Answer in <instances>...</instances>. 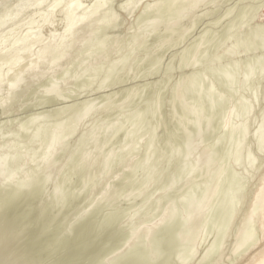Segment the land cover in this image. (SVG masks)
I'll return each instance as SVG.
<instances>
[{"label": "rangeland", "instance_id": "obj_1", "mask_svg": "<svg viewBox=\"0 0 264 264\" xmlns=\"http://www.w3.org/2000/svg\"><path fill=\"white\" fill-rule=\"evenodd\" d=\"M18 1H20V0H5V1L0 5V15H2V13L5 11V8H6V9H7V8L10 9L11 6H13V5H14L16 2H18ZM51 1H52V0H46V2H45L46 5H45V4H44V5L47 7V4H50ZM122 1H123V3H122ZM122 1H121V0H110V3H109V1L107 2V4H108V3L110 4V7L108 6L109 4H108V5H104L103 7L100 8V9H101V10H100L101 12H99V10H98L97 15H96V19L104 18V17L106 18V17H109V16L111 17L112 15L116 18V19L114 20L113 24H112L111 26H109L108 28H103V27H102V28H103V29H102L101 27H96V26H97V25H95L96 21H91V22H89L88 24H86L83 28H80V30H78V33H77V34L79 35V37H77V39H76V41H78V43L75 42L76 44H74L73 46L69 47L68 50H67V52L65 51V53H66L65 55H66V57H68L67 60H66L65 56L61 59V60H65L64 62L66 63V66H65V63H64L63 61L60 60V61H61L62 63H64V64H60L61 62L59 61V62H58V65L60 64V66H58V65L56 64L55 68H52V69H53V72H49L48 70L51 71V69H47L48 65H47L46 63H45V64H41V65H39V71H38V74H34V75H33V77H34V76H37V78L34 77V78H35V79H34V78H31L32 76H30L29 74H28L29 76L26 75V78H27V79L24 78L23 82L28 83L27 87H25L23 90H21V87H20L16 92H14V93L12 94L13 96L11 95V97H10L9 95H6V94H9V93H7V91H6V89H5L6 87L4 86V85L6 84V81H5V80H7V78H9V77H8L9 75H6L7 77H6V76L4 77V82H3V83H5V84H4V85L2 84V86H4V88H3V87H0V92H1L2 90H5L4 92H6V93H3V92H2V93L0 94V96H2V97H0V101H1V103H2V104H0V105H1V106H0V121H1V120L3 121V122H2V121L0 122V128L2 127V128L0 129V132H1L0 140L2 141V142L0 141V144L2 143V144L0 145V147H1V146H2V147H5L6 145H8V144L10 143V144H12V145L14 146L15 149L12 148L14 151H16V150L19 151V152L17 151L16 153L14 152L15 155H14V153H12V154L14 155L15 161H12L13 164H12V162H9L10 164H7L8 168H7V166H6V169H7V170L5 169V173H4V174H6L7 172L11 171V169L13 168L12 170H14V173H16L17 175L19 174V175H20V178H22V177H21V176H22L21 172L23 173V172H24L23 170L26 171V169L28 170L30 167L34 166V168H30V169L28 170L27 173L24 172V173L28 174V176H29V178H30V183H31V184H32V183H35V184H36V183H38L40 180L43 179V178H42L43 176H46V177H47V175H48L47 179L44 180L45 183L43 182V184H46V182H47L48 184L43 185V189H44V190L42 189V193H44L45 191H46V192H45V194L40 195V196H41V199L37 197L38 199H37V200H34V201L31 202V203H27V204H23V205L21 204V206H19V207H18V208H17V209L11 214V216L7 217L2 223H0V227L4 228V226L6 227V226L11 225V224H12V221L14 220V217L17 216V214L20 212V210H22V208H26V209L28 210V212H29L28 215H27V218H26L27 220L25 219V220H23L22 222H19V221H18L17 227H19V225H21V224L24 225L23 222L26 223L27 221H28V222L31 221V222H30V223H31L30 226H29L28 224L26 225V229H33V223H32V222L37 221L36 219H37V217L39 216V213H40L41 207L43 206V207L46 208V205H47V209H48L49 207H50V209H51V208H55V209L58 208V209H59V211L56 210L57 212L55 211V209H51L52 213H50V214L55 215L56 213H57V214L59 213L58 216H57V215L54 216V218H57V220H58V222H57L54 226H56V225L58 226V230H59V232H60V236H61L62 234H63V235H66L65 232H67V234H68L70 237H72V236L76 233L75 231L78 230V228L74 227V226H75L74 221H75V223H76V219H77V218H78L77 221H79V220H81L80 218L83 217V216H81V215H83V213H82L83 210H81V208H85L84 206H87V205H88V209H89V207H91L92 205H93V206H92L91 208H93V207H94V208H100L98 211H96V213H93L92 215H89V218H88V219H86L85 221L81 222V223L78 225V226L82 227L86 232H85V235H84L83 240H82L81 242L77 243V240H76V241L73 243V248H74V246H75L76 243H77L76 246H78V245H80V244H82V243H88V242L90 241V235L92 234L91 232H92L93 228L96 227V224L100 221L99 219L102 218V216L104 215V213H108V211H110L111 213H112V211H115L114 213H118L119 211H120V212L123 211V210H120V209H124V212H125V208H126V210H127L129 207L131 208V205H132V206H135L134 209L131 208V209H133L132 211H135V209H136V211H137V209H138L137 212H139V213H137V212L135 211L134 214H132V213H133L132 211L129 212V211L127 210V212H129V213L125 212L126 215L123 216V219L126 220V221H128V222H126V221H124V220L122 219L123 222H125L126 224L122 223V221H121L120 223L123 224V225L121 224L122 227H125V226L129 223V224H130V225L128 224L129 227H128V225H127L125 228H131V227H132L131 229H133L134 226H135V224H136V225L138 226V228H137L136 226H135V227H136L137 231H138V229H139V233L135 232L134 234H135V235L138 234V237H137V235L134 236V234H133V235L131 234V236H132V237H137L139 240H138L137 238H134V241H135V239H136V241H135L134 243H132V242H131V241H132V240H131L132 238L130 239L131 236L129 235V240L126 241V245H124V246H126L127 249L130 248L131 245H132V246L134 245V246H136V247H137L138 245H144V246H145L146 244H144V243L142 244V242H140V241L146 242V240H149V239H147V237H150V239L153 241V250H154V248H155V250H154V252H153V251L151 250V249H152V247H151L152 243H151V245H150V248H151V249L149 248V249H150V252H152L151 254L154 256V258H156V259L159 260V261L157 260L155 264H157V263L160 264L161 261H163V259L165 258L164 256H166L167 252H166V250H165V252H164V251H162V250L160 249V251H161L162 254H161V256L159 255L160 253H158V251H159V248H161V247H160V245H159L160 243H158V242H160V241L157 242V243H158V247H157V243H156V246H154V245H155V242H156V240H157V238H156L157 235H155V234H158L159 232L157 231V233H156V232L154 231L155 233H151L152 236H151V235H146V237L143 236V237H144V238H143V237L141 236V234L144 235L145 233H143V231L140 230V229L143 228L144 225H145V227H147V226H149V225H151V224L157 222L158 220H160V217H162V214H165L167 209H168L167 211L170 210V208H167V206H168V207H171V205H172L173 208H176V207H177V210L175 209L176 211H175L174 209H171L170 211L173 210V211H174L173 213H174V214L176 213L175 215H177V217L180 216V214L182 215V213L186 211V208H185L184 206H179V207H178L177 204H179V202H182L180 199L183 198V197H185V195L187 194V192H189L188 195L191 194V192H192V194L195 192V191H193L195 188H194V189L192 188V187H193V185H192L193 182H194V184H195V183L197 184V182L200 183V181L203 183V182H205V180L207 179L206 182L204 183L205 185L202 184V183L197 184V185H200V187H202V186L204 187V186L207 185V188H208V186H209L210 184H212V185H210V187H211V186H212V187L215 186V188H217L218 190L216 191L215 188L213 187L214 190H215V191H214L215 193H214L213 197L210 198V200H212V201H209V202L211 203V205H210V203L208 202V204L205 206L206 209L204 208V214H203V216H202L203 218H201V217L198 218V219H197L198 222H197V220H196L195 223H196L197 225L194 223V225H196L195 227H192V226H194L193 224H192V226H191L194 230H195L196 227L198 228V226H199V230H200L203 234H206L207 236L205 235V237H204V235H202V233H201L202 238H201L200 241H199V242H200V246H199V242H198L197 240H196V243H194L193 246H191V244L189 245V243H187V242H183V243H182L181 246H182L183 248H181L180 250H182V249L184 250V248H185L186 250H184V251H186L187 253H188L187 250H190V249H192V251H193V250L195 251V252H194V255H193L194 258L191 257L192 259H190V257H189V258L186 257V258H185L186 261H184L183 264H186V263H187V264H199V263H200L199 261H201V260H202V262H201L200 264H214V263H215V264H218L217 262L221 260V258L218 259V257H221V256H223V255H224L227 259L224 257V258L226 259V260H225V259L222 257V260H221L220 262H223V260H224V262H223V263H220V262H219V264H225V262H227V260H228V262H227L226 264H229V263L231 264V262H233L232 264H236V262H239V261H240V260H238V257H239V259H240L241 256H239V254H237V255H236L237 258H235V257H234L235 254H234V256L230 254V248L232 247V246H231V245L233 244L232 242H234V239H235V237L233 238V236H235L236 233H237V230L240 229V228L242 227L241 222H240V220H241V218H242V215H243L242 213L245 211V208H247V206H248V204H249L248 202L250 201V195H251L250 193H252V191H253V189H254V187H255L254 185L257 184L258 179H259V177H260V174L264 171V169L261 168L260 161L258 160V158H259V159L261 158L260 155L262 156V154H264V153L261 154V152H262V151H261L262 148H261V150H258V148H257L258 146L255 145V144H258V143H256L257 140L254 139L253 137H251V136H252V135H251L252 132H254V130H256V129L258 128L256 125L259 126L260 123H261V120H263V118H264V113H263V112H264V110H263V109H264V102H263L264 99H263V98H260V99L262 100V101H261V100H259V97H258V94H260V93H261V95H259L260 97H263V96H264V95H263V94H264V85H262V84H264V82H263V81H264V78H263V80H262V84L259 82V80H261V79L258 80L259 84H256V83H257V82H256V81H257L256 78H252L253 81H251V80L248 81L247 83H249V82L252 83V82L255 81L254 84L252 83L253 85L250 84V85H252V87H254V88H252L249 84H248V85L246 84V86L248 87V89L251 88L252 90H251V89H250V90H247V87H246L245 85H243V86H242V89H243L244 91H245V90H246V91H245V92H241V91H243V90L241 89V85H240V80H241V78H242L243 72H245V70L248 68V67H246V66H249L250 64H252V66H255L254 68H256L257 66L259 67V66L262 64L261 61L264 62V61L262 60V58L264 57V53H263V51L260 50V51H262V52H261L262 55H259V51L256 50V49L258 48L257 45L259 46V39L255 37V36H259V35L261 34V32H263V31H262V28H261V29H259V28L262 27L263 22H264V6H263V5H264V0H261L262 2L259 1V0H250L251 2H248L249 0H248V1H247V0H241V2L243 1L242 3L240 2L241 4L239 3L240 0H237L238 4H240L239 6L242 7V5H243L242 10L245 11V10L247 9L246 12H249L248 10H252V7L255 8V9H253V10H254V12L256 11V13H254L253 11H252V12H253V13H252V12L250 11L251 13H249V14L247 13L248 15H247L246 13H244V11H243V13L240 12V11H242V10H241V7L237 6V8H236V4H237V2H236V4H235V3H234V0H229V1H228V0H224V1H223V0H213V2L210 1V3H209V0H206V1H204L205 3L203 2L204 4L201 3V4H199L200 7L198 6V7L201 9V12H199L200 9H199L198 7H196V11L193 10V12H196L195 15H194L193 12L189 13V14H192V15H189V14H188V16L192 18V20H191V18H189V17H187V18H189V19H187V18L184 17L185 20H184V18H183V20H182L183 22H182V21L179 22L181 26L178 24L180 27L177 25V26H176L177 28L173 27L172 29H170V28L167 29L166 26H165L166 23H163V24H162V25L165 26V27H163L162 25H161V26H158V28H156V30H158V34H159L160 37L158 36V34L155 35V33H157L156 30H153L154 32L152 31V32H151V35H150V32H147V31H145V30L142 29L143 26L146 27V25H148V24L150 23V21H151L153 18L155 19L156 16H155V17L153 16V18H152V15H153L154 13H158L159 10L161 11V9H162L163 7H164L163 9H165V10H167V11H165V10L162 9L161 12H162L163 14H161V12L159 11V12H160L159 14H154V15H157V16H158L157 18H159V19H160V18H161V19L164 18L163 20H164V21L166 20V21L168 22L169 19L171 20V16H172V14H173L174 17H175V13H177V12H176L177 9H179L180 6H181L180 4L177 5V4H176L177 2L175 1V4L171 3V4H172V5H171V4L168 2V0H161V1H160V0H156V2H159V1L161 2V4H162L161 7H162V8L160 7V9L157 10V12H156V11L153 12V11H151V10H150V12H149V10L147 11V9H146V5L144 6V2H147V3L149 2L148 5H150L152 0H135V1L132 0V2L134 1L133 3L130 2L131 0H129L130 6H129V3H128V5H127L128 0H122ZM124 1H125V2H124ZM153 1H155V0H153ZM153 1H152V4H153V3H156V2H153ZM162 1H163V2H162ZM164 1H165V2H164ZM166 1H167V4H165ZM182 1L185 2L184 0H182ZM186 1H187V0H186ZM226 1H227V2H226ZM232 1H233V3H232ZM235 1H236V0H235ZM254 1H255V4H254ZM258 1L260 2L259 4L256 3V2H258ZM81 2H82V4L85 2L83 5L81 4L82 7H88L89 5H91L92 0H89V1H87V0H81L80 3H81ZM111 2H112V3H111ZM160 2H159V3H160ZM207 2H208V3H207ZM244 2H245L246 4H245ZM247 2H248L249 4H251V5L253 4L252 7H251V9L248 8V7H250L251 5L249 6V4H247ZM120 3H121V4H120ZM125 3H126L127 6H126L125 8H123V7H122V6H123L122 4L125 5ZM206 3H207V5H206ZM230 3H231V5L235 4V5H233V6L235 7V8L233 7V8H234L233 11H232L233 8L231 9L232 6H230ZM243 3H244V4H243ZM261 3H263V5H261ZM86 4H87V5H86ZM118 4H119V5H118ZM132 4L134 5V7H133L131 10H129L128 7L130 8ZM135 4H136V5H135ZM152 4H151V5H152ZM164 4H165V5H164ZM169 4L171 5V7H169ZM202 4H203V5H202ZM133 5H132V6H133ZM148 5H147V6H148ZM173 5H174V6H173ZM176 5L178 6V8L176 7ZM244 5H245V6L247 5L246 9H244V7H245ZM254 5H258V6L260 5V6L258 7V6H254ZM1 6H2V7H1ZM45 6H43L42 8H43V9L46 8ZM105 6H108V7H105ZM120 7H122V8H120ZM142 7H143V8H142ZM144 7H145V8H144ZM173 7H174V8H173ZM175 7H176V8H175ZM211 7H212V8H211ZM214 7H215V8H214ZM226 7H227V10H229L228 8H230V11H229L228 14H226V17H225V16L223 15L222 12H226V13H227V10H225ZM238 7H239L240 10L238 9ZM257 7H258V8H257ZM262 7H263V8H262ZM119 8H120V9H119ZM224 8H225V9H224ZM256 8H257L258 10H257ZM3 9H4V11H3ZM121 9H122V10H121ZM124 9H126V10H124ZM143 9H144V10L146 9V10L144 11ZM171 9L174 10L175 12L173 11V13H172V10H171ZM197 9H198V10H197ZM203 9H204V10H203ZM207 9H208V10H207ZM210 9H211V13H210ZM212 9H213V10H212ZM214 9H215V12L218 10V13H216V14H219V15H216V16H215V13H213V12H214ZM237 9L239 10V13H238V14H237V11H238ZM259 9H260V10H259ZM41 10H42V9H41ZM41 10H40V11H41ZM142 10H143L144 12H143ZM202 10H203L204 13L202 12ZM206 10H207V11H206ZM223 10H225V11H223ZM235 10H236V11H235ZM1 11H2V12H1ZM27 11H28V12H27ZM29 11H30V12H29ZM31 11H32V12H31ZM146 11H147V13L149 12V13H148V15L150 14L149 17H148V15H146ZM163 11H164L165 13H164ZM169 11H171V12L169 13ZM205 11H206V12H205ZM208 11H209V12H208ZM234 11H235V12H234ZM106 12H107V13H106ZM108 12H109V13H108ZM152 12H153V13H152ZM167 12H168L169 14H168ZM232 12H233V13H232ZM257 12H258V13H257ZM31 13H32V14H31ZM33 13H35L34 10H29V9H27V10L24 12V15L22 14V15L18 18L19 20L17 19V23H21V22H23L24 26L21 27V31H20V29H19L18 32H16V35H17V34H18V35H21V34H23L27 29H30L28 25L26 26L25 22H26V20H28V18H31V17H34V16L36 17V16L38 15V13H36V14H33ZM58 13H59V15H58ZM200 13L203 14V15H202V18L199 17V16L201 15ZM205 13L207 14V17H205V15H206ZM230 13H231V15H230ZM241 13L244 14L243 17H241ZM28 14H29V15H28ZM30 14H31V15H30ZM56 14H57V15H56ZM60 14H61V16H60ZM100 14H101V15H100ZM105 14H108L109 16H108V15H105ZM160 14H161V16H160ZM164 14H165V16H164ZM170 14H171V15H170ZM209 14H211V15H209ZM220 14L223 15V17H222ZM233 14H234L235 18H234V16H233ZM245 14H246V15H245ZM250 14H252V15L250 16ZM253 14H255L256 16L253 15ZM55 15H56V16H55ZM145 15H146V16H145ZM168 15H170V16L168 17L169 19L167 18ZM196 15H197V16H196ZM198 15H199V16H198ZM212 15L215 16L214 18H215L216 24L214 23L215 21H213L214 18H211V17H213ZM228 15H229L230 17H229ZM27 16H28V17H27ZM144 16H145V17H144ZM159 16H160V17H159ZM163 16H164V17H163ZM203 16H204L205 18H204ZM227 16H228V17H227ZM237 16H238V17H237ZM239 16H240V17H239ZM244 16H245V17H244ZM248 16H250V18H252V16H253V17L255 16L256 18H252V20L250 21V18H249ZM21 17H22V19H21ZM55 17H56V18H55ZM59 17H60V18H59ZM62 17H63L62 12L60 13V11H59V12L57 11V12L53 15V17H52V21L55 23V24H53L54 27L52 26V24L50 25V23H49V24H45L44 27L42 26V27H43V28L41 27L42 29L40 28V29H41V30H40V33H41V32L43 33V34L41 33L43 39H46V38H47L46 36H49V35L52 34V33L55 34V33L58 31L56 34H59V33L62 31L61 29L63 28V24H64V23H63V22H64V19H63ZM150 17H151L152 19H151ZM165 17H166L167 19H165ZM172 17H173V16H172ZM174 17H173L172 19H174ZM196 17H199V18L196 19ZM218 17H219V18L221 17L222 20H221V18L219 19ZM224 17H225V20L223 19ZM236 17L238 18V20H240V18H241V21L238 22V20H237ZM25 18H26V20H25ZM216 18L219 19V20H218L219 22L217 21ZM228 18H231V19L234 18V19H232V20L229 19L230 22H229V23L227 22L228 25H226V26H227L226 28H227L229 31H231L232 29H234V30H232V32H234L235 34H234V36L231 35V36H232L231 38H230V36L227 34V33H228V30H227V29L225 28V26L223 25L225 21H228ZM242 18H244V19L242 20ZM245 18H246V20H247V18H248V19H249V22H248V20H247V22H246ZM201 19H203V20H201ZM209 19H210V21H209ZM211 19H212V20H211ZM61 20H62V21H61ZM193 20H194L196 23L199 22V23L196 25V27H194L195 25H193V24L195 23ZM197 20H198V21H197ZM200 20H201V21H200ZM220 20H221V21L224 20V22H221V23H220ZM244 20H245V22H243ZM253 20H254V21H253ZM15 21H16V20H15ZM18 21H19V22H18ZM164 21H163V22H164ZM207 21H208V22H207ZM53 22H51V23H53ZM171 22H172V20H171ZM190 22H192V23H190ZM193 22H194V23H193ZM209 22H210V23L213 22L214 24H213V23L210 24ZM217 22H218V23H217ZM250 22H251V23H250ZM12 23H13V22H11V23H7L6 25L3 26L2 29H3V30H7V28L9 29V27H11V25L13 26ZM56 23H57V24H56ZM58 23H59V25H58ZM146 23H147V24H146ZM182 23H183V24H182ZM196 23H195V24H196ZM206 23H207V24H206ZM208 23H209V24H208ZM219 23H220V24H219ZM227 23H226V24H227ZM230 23H231V24H232V23H233V24L235 23V24H234V26H231ZM236 23H239V24H237L238 26H239L241 23H242V24H245V23H246V25H244V27H243L242 24H241L240 29H239V31H238V29H237L238 26H236ZM247 23H248V24L250 23L249 25H250L251 27L254 26L253 28H254V31H256V32H254V31L252 30L253 33H251L252 31L250 32V30H251L252 28H250L249 25H248ZM259 23H260V26H256V24L259 25ZM191 24H192V25H191ZM205 24H206V25H205ZM212 24H213V25H212ZM217 24H218V25H217ZM221 24H222V25H221ZM251 24H252V25H251ZM261 24H262V25H261ZM46 25H47L48 28L46 27ZM57 25H58V26H57ZM159 25H160V24H159ZM188 25H189V26H188ZM190 25L192 26V27H191V30H193V32L190 30ZM208 25L212 26V28H214V29H212V28H211L210 26H208ZM214 25H215V27H214ZM219 25H220V26H219ZM229 25H230V26H229ZM61 26H62V27H61ZM203 26H204V28H203ZM217 26H218L219 30H221V31H220L221 33L219 32L218 28L215 29ZM51 27H52V28H51ZM207 27L209 28V30L207 29ZM220 27H221V28H220ZM222 27H223V31H224V32H227V33H225V35H224L223 31H222ZM228 27H230V29H229ZM231 27H232V29H231ZM235 27H236V29H235ZM241 27H242L243 31H242ZM246 27L249 28V29L247 28V31H246ZM258 27H259V28H258ZM159 28H160V30H159ZM165 28H166L167 30H166ZM186 28H187V29H186ZM188 28H189V29H188ZM193 28H195V29H193ZM202 28H203L204 30H205V28L207 29V30L205 31L206 34H204L205 32L202 33V35L204 34L203 37H205V36H206V37H209V35L207 34V33H209V34H210V37H211V38L209 39V42L213 39L210 43H208V42H206V41H205V43H207L208 45H211L212 42H214V40H215V42H216V39H217V42H216V43L214 42V43L210 46L209 50L205 52L204 55H202V53H203L205 50H207V49H208L207 47H209V46H208L207 44H205V45H207V46L204 47V41H202L204 38H202V35L200 34V31H201V32L204 31V30H203V31L201 30ZM210 28H211V29H210ZM90 29H91V30H90ZM141 29H142V30H141ZM163 29H164V30H163ZM175 29L177 30L176 33H175V31H176ZM255 29H256V30H255ZM258 29H259L260 31H259ZM23 30H24V31H23ZM49 30H50V31H51V30H53V31L55 30L56 32H55V31H54V32L51 31V32H52V33H51ZM173 30H175V31H173ZM189 30H190V31H189ZM212 30H213V32H212ZM236 30H237V31H236ZM22 31H23V32H22ZM87 31H88L89 34L87 33ZM94 31H95V32H94ZM139 31H141V32L139 33ZM161 31H162L163 33H162ZM170 31H172L173 33L170 32ZM198 31H199V32H198ZM208 31H209V32H208ZM210 31H211L212 34L210 33ZM217 31L219 32V35H220V36L222 35V36H221L222 39H221L220 37H219L220 39H218V36H219V35H217L216 38H214V37H215L214 35H216V32H217ZM134 32H136L135 34H137V32H138L139 34H142V35H139V34L135 35ZM143 32H144L145 34H144ZM169 32H170V33H169ZM183 32H185L186 34H188V33L190 32V34H188V35H190V36L187 35V39H186V38H185V37H186V34H185V33L182 34ZM218 32H217V33H218ZM236 32L238 33V35H236V34H237ZM241 32H243V34H244L245 32H247V35H246V33H245V34H244L245 37H244V36H242L243 34H241ZM257 32H258L259 34H258ZM47 33H48V34H47ZM49 33H50V34H49ZM90 33H92V34H91L92 36H90ZM93 33H94V34H93ZM152 33H154V34H152ZM171 33H172V34H171ZM191 33H192V34H191ZM197 33H199L201 36H200V35H197ZM213 33H214V34H213ZM249 33L251 34L252 37L250 36ZM46 34H47V35H46ZM81 34H82V35H81ZM106 34H107V36H106ZM133 34H134V35H133ZM147 34H149V35H147ZM162 34H163V35H162ZM167 34L170 35L171 37L168 36ZM230 34H232V33H230ZM239 34H240L241 36H239ZM248 34H249V37H251V38L248 37ZM254 34H256V35H254ZM43 35H44V36H43ZM78 35H77V36H78ZM131 35H133L134 38H131V37H132ZM143 35H144V36H143ZM153 35H154V36H153ZM161 35H162V39H161ZM172 35H173V36H172ZM181 35L184 36V37L182 38ZM192 35H193L195 38H197L198 36H200L201 38L199 37V39H200L201 42H200L198 39H196L195 42H192V40H194ZM211 35H212V36H211ZM226 35H228L229 38H228ZM83 36H84V37H83ZM85 36H86V38H85ZM87 36H88V37H87ZM105 36H106V38H105ZM135 36L137 37V39L135 38ZM138 36H140V37L138 38ZM142 36L145 38V40H149V39H150V40L147 41V42H148L149 44H151L149 47H152L153 49L148 48L147 42H146V46H147V47H146L145 45H143L144 50L141 49V48H143V47L141 46V45H142V43H141V42H142V41H141V40H142V38H141ZM145 36H146V37L151 36L152 38H151V37H148L149 39H148V38L146 39ZM155 36H157L155 39H157V38L159 37L161 40L158 39V40L156 41V40L154 39ZM163 36H165V37L168 36V37H167L168 39L165 38V37H164V39H163ZM191 36H192V40H190V39H191ZM196 36H197V37H196ZM213 36H214V37H213ZM223 36H224V43L227 42L226 45L223 43ZM236 36H238V37L236 38ZM44 37H46V38H44ZM107 37H108V38H107ZM121 37H122V38H121ZM128 37H129V38H128ZM179 37H181V38H180L181 40L179 39ZM206 37H205V39L207 40L208 38H206ZM225 37H226V39H225ZM240 37H242V38H244V39H242V38H240ZM246 37H247L248 39H247ZM254 37H255V40H254ZM119 38H120V39H119ZM140 38H141V39H140ZM233 38H234V40L238 39L239 41H240V39H241V42H240V43H244L245 46L248 45V44L251 45V47H250V46H246V47H247L248 49L251 48L252 51H253V49H254V47H255V46H254V43H256V44L258 43L257 45L255 44L256 47H255V50H254V51H257L256 54L258 53L257 55L259 56V58H261L260 64H258V63H259L258 61H253V63H254V64H253L252 61H250V59H249V62H247L248 60L245 61V63H244L245 65H244V64L242 63V61L245 60V59H247V58H248L247 56H249V58L252 57L251 60H253V57H254L256 54H255L254 51H253L254 53H253V52H250L251 49H249V51H247L248 49H247V50L245 49L246 47L244 46V44H241V45H243L244 47H242V46L240 47V44H239L238 42H237V43L239 44V51H236L235 55H234L232 58H229L227 55H224L223 52H222V50H224L225 48L229 47L230 45H231V46L234 45V42H236V41L233 40ZM239 38H240V39H239ZM79 39H80V40H79ZM84 39H85V40H84ZM90 39H91V40H90ZM92 39H93V40H92ZM104 39H105V41H103ZM106 39H108L109 41L106 40ZM131 39H132V41L130 42ZM133 39H136V40L133 41ZM138 39H139L138 42L141 41V42H140V43H141V45H140L141 47L138 45V44H140V43L137 44V42H136V44L138 45V47L135 46L136 48H134V45H136L134 42L137 41ZM152 39L155 40V41H153ZM183 39H184V40H183ZM201 39H202V40H201ZM228 39H230V40H228ZM231 39H232V40H231ZM245 39H247V41H246ZM257 39H258V40H257ZM82 40H83V42H82ZM88 40H89V41H88ZM101 40H102V41H101ZM143 40H144V39H143ZM163 40H164V41H163ZM187 40H188V41H187ZM189 40H190V41H189ZM219 40H220V43H218ZM221 40H222V41H221ZM238 40H237V41H238ZM249 40H250V42H251V41H255V42H253V43L251 42V44H250ZM80 41H81V44L78 45V46H79V47H78L77 44H79ZM87 41H88V42H87ZM116 41H117V42H116ZM118 41L121 43V44H120L121 46L118 45V44H119ZM127 41H128L129 43H128ZM152 41L154 42V45H153ZM159 41H160V42H159ZM161 41H163V42H161ZM228 41H229V42H228ZM243 41H246V43H247V42H248V43L246 44V43L243 42ZM89 42L91 43V45H90ZM104 42L106 43V45H105ZM115 42H116V43H115ZM132 42H133L134 44H133ZM158 42H159V43H158ZM190 42H191V44H192L191 46L188 45V44H190ZM196 42H197V44H199V46H201L200 48H198V49H200V50H198V51H200L201 54H200L199 52H197V55H198V56L200 55V58L198 57L200 60H198V58H196V59L198 60L199 64H200L201 61L204 62V61L207 59V58H205L204 56H206V55H208V54H210V53L213 54V56H212L211 54H210V55H211L212 58L214 59V60H213V59H210V58H209L208 60H206V63H205V62H204V63L201 62V65H202V66L200 65V68H199V67H198V68L196 67V66H199V65H198V62H197L196 60H193V58L195 59V56L197 57V55L194 53V52L197 51V50H194V52L191 51V52H192V53H191L192 56H193V53H194V57H193V58H192L191 56L187 57V56H188L187 54H190V53H188V50H189V49L192 50V49H191L192 47L195 48V46H196L195 43H196ZM199 42H200V43H199ZM85 43H86V45H85ZM92 43H93V44H92ZM94 43H95V44H94ZM99 43H101L102 45H105V47H106V46H107V47H106V48L104 47V48H103L104 50H103V49H102V50H99V49H98V48H99V47H98V44H99ZM107 43H108V44H107ZM113 43H114L115 46H114V45L112 46ZM117 43H118V44H117ZM144 43H145V41H144ZM144 43H143V44H144ZM193 43H194V44H193ZM202 43H203V45H201ZM222 43H223L225 46L222 45ZM230 43H231V44H230ZM82 44H83V45H82ZM96 44H97V45H96ZM116 44H117V45H116ZM128 44H131V46H129ZM132 44H133V46H132ZM155 44H157V45L159 44V45H161V46H159V45L156 46ZM184 44L188 45L189 49H188V48L186 47V45H184ZM214 44H215V45H220V46H218V47L216 46V48H211L212 46H215ZM235 44H236V43H235ZM238 44L235 45V46H236L235 48L238 47ZM252 44H253V48H252ZM38 45H39V44H35V45H33V47L36 49V50H35V49H32L33 52H35V51L38 50V49H37V48H38ZM81 45H82V46H81ZM87 45H88V46H87ZM92 45H93V46H92ZM94 45H95V46H94ZM108 45H109V46H108ZM110 45L112 46V48H114V49H113L114 51L112 50V48H111L112 51L110 50ZM152 45H153L154 47H153ZM170 45H172V46L170 47ZM193 45H195V46H193ZM36 46H37V47H36ZM74 46H75V47H74ZM80 46H81L82 48L84 47V49L82 50ZM86 46H87L88 50H87ZM89 46H92L93 48H92V47H89ZM116 46H117L118 49L116 48ZM118 46H120V48H121V47H122V48L119 49ZM124 46H125V47H124ZM126 46H128V47H126ZM168 46H169V48H168ZM183 46L187 48V51H185L186 49H183V48H184ZM202 46H203V47H202ZM221 46H223V47H221ZM33 47H32V48H33ZM95 47L97 48V51H98V52L100 51V53H97V51H96V53L98 54L99 57H100V56L103 57L102 60L106 59V58L109 57L110 55H113V56L107 58V59H110V58H111L112 61L110 62V60H109V62H108V60L106 59L107 61H105V63H106V62H108V63L104 64V61L100 60L101 57L99 58V57L97 56L96 53H93V52H94L93 49H94ZM129 47H132V48L136 49V51L132 50V52H133L132 54H133L134 56H133L132 54H129V52H128V51L130 50ZM145 47H146V49H145ZM155 47H156V48H155ZM182 47H183V48H182ZM190 47H191V48H190ZM96 48H95V49H96ZM108 48H109V49H108ZM132 48H131V49H132ZM139 48H140L142 51H144V52L147 51V53H148V51H149L148 49H150V51H149L148 54H147L146 52L143 53V52H141V50H138ZM147 48H148V49H147ZM166 48H168V49H166ZM202 48H203V49H202ZM219 48H220V49H219ZM240 48H241V49H240ZM127 49H128V50H127ZM162 49H163V51H162ZM180 49L183 50L184 54H186L185 57L182 56V53H183V52L180 53V55H179V51L181 52ZM210 49H211L213 52L208 53L209 51H211ZM213 49H214V50H213ZM242 49H243V50H242ZM244 49H245L246 51H245ZM259 49H260V48H258V50H259ZM70 50H71V52H70ZM85 50L87 51V53H91L90 55L88 54L89 56L87 55V56H88V59H87V56H86L87 53H86ZM91 50H92V51H91ZM108 50L111 51V52H113V53L110 52L111 54H108V53H109ZM137 50H138L139 55H138V53H137ZM159 50H160V52H162V53H160ZM177 50H178V52H177ZM190 50H189V52H190ZM216 50H218V52H216ZM236 50H237V49H236ZM78 51H79V52H78ZM80 51H81V52H80ZM90 51H91V52H90ZM103 51L106 53V55H108L107 57H106L105 53H103ZM117 51H118V52H119V51H121V52L123 51V52H122L121 54H120V52H119L120 55H119V54H118V55H115V54H117ZM126 51H127L128 54L130 55L129 58H128V54H127V55L124 54V55L126 56L125 62L121 63V65H120V64H119V65H115V66H117V67H112V68L109 67V68H111V72H112V74H109L110 77H109V79H107L108 76H109V75H107V76L105 75V74H108V73L106 72V70H108L109 68H107V67H108L109 65H111L113 62H116V60L114 61L113 59H117V58L120 59V57H123L122 55H123V53H127ZM243 51H245V52H247V53L250 52V53H252V55H251L250 53H248V55H247L245 52H244V53H245V54H244V53H242ZM68 52H69V53H68ZM83 52H85V53L83 54ZM101 52H102V55H101ZM173 52H174V55L177 54V55H176V56H177L176 58H175V56L173 55ZM175 52H176V53H175ZM67 53H68L69 55H68ZM77 53H78V55H76ZM134 53H135V54H134ZM140 53L145 54V55L143 56V55L140 54ZM163 53H164V54H163ZM198 53H199V54H198ZM207 53H208V54H207ZM221 53H222V54H221ZM237 53H238V54H237ZM239 53H242V54H239ZM261 53H260V54H261ZM80 54H81V55H80ZM94 54L99 58V60H98L97 57H94V56H93ZM99 54H100V55H99ZM136 54H137V55H136ZM158 54H161L160 57H161L162 54H163V56L161 57V59H160V57H158ZM214 54H215V55H214ZM253 54H254V55H253ZM74 55L76 56V59L74 58V57H75ZM82 55H83V56H82ZM114 55H115V56H114ZM146 55H148V56H146ZM156 55H157V56H156ZM170 55H171V56H170ZM172 55H173V58L175 59L177 65H175V62L173 61L174 59L172 58ZM237 55L240 57L241 60L239 59V57H238ZM240 55H241V56H240ZM243 55H245V57H244ZM257 55H256L254 58H256V60H260V59H258V56H257ZM81 56L84 57V58H82ZM90 56H91V57L93 56V58H95V59L97 58L96 61H94L95 59L93 60V59L91 58V61H92L93 64H90V62H91V61H89V60H90V59H89ZM137 56H138L139 58H136ZM155 56H156V57H155ZM169 56H170V57H169ZM178 56L183 57L184 59H182V58H180V57H178ZM201 56H202L203 60H201ZM214 56H216V57L218 56V57H217V58H216V57L214 58ZM223 56L226 57V58H228L230 61L232 60L231 63H232L233 65H234L235 62L238 61V59H239L238 62H239L241 65L239 66V65H238L239 63L237 62V64H235V65H234V68H233V65H231L232 67L230 66V63H229L230 61H229L228 59L224 58ZM260 56H262V57H260ZM69 57H70V58H69ZM77 57H78V58H77ZM85 57H86V58H85ZM104 57H106V58H104ZM113 57H114V58H113ZM134 57H135L137 60L134 59ZM140 57H142V59H141ZM144 57H145V59H143ZM146 57H147V58H146ZM148 57H149V59H148ZM157 57H158V58H157ZM167 57L171 59V62L173 61L174 65L172 64V66H176V67H178V63H179V62H180L179 65L182 66V64H181V62H183L182 60H184V61L186 60L185 62L188 63L189 61H188L187 58H190V57H191L192 59L190 58L189 60H191L192 62H195V63L197 62V63H196L197 65L195 64L196 66H195V65H191V66H194V67L196 68V70H195V69L193 70V68H191L190 65H187V66H189L190 68H186V67H187V66H186V67L184 68V71H183V67H184V66H183V67H178V69L180 68V70H182V72H181L180 70H178L176 67H173L174 70H173L172 66H170V67L167 68V64H168V66L171 65V64H169L168 61H170V60H168ZM208 57H210V56L208 55ZM242 57H244L245 59L243 58V60H242ZM246 57H247V58H246ZM81 58L83 59L82 61H81ZM130 58H131V59H130ZM154 58H155V59H154ZM162 58H163V59H162ZM179 58L181 59V61H179ZM221 58H222V60H220ZM22 59L24 60L25 63H27L28 60L31 59V57H30V59L28 58V59H26V60H25V58H22ZM22 59H21V61H22ZM48 59H50V58H48ZM68 59H69V60L71 59V61H72L73 63H71L70 61H68ZM77 59H79V60H77ZM139 59H140V60H139ZM146 59H147V60H146ZM156 59H157V60H162V62L160 61L161 63H159V61H158V62L155 61ZM172 59H173V60H172ZM216 59H219V60H217V61H220V62L218 63L217 61H215ZM87 60H88L89 62H88ZM126 60H128V61H127L128 63L126 62ZM132 60H133V61H132ZM143 60H144V62H146V61H147V62H150V65H149V63L147 64V62L144 64ZM149 60H150V61H149ZM151 60H152V61H151ZM209 60H210L211 62H210ZM212 60H213L214 62H213ZM223 60L226 61L227 63H226V62H223ZM234 60H235V62H234ZM254 60H255V59H254ZM3 61H4V60H2V58L0 57V64H2ZM26 61H27V62H26ZM84 61H85V62H84ZM93 61H94L95 63H94ZM98 61H99V62H100V61L102 62V63L100 62V64H102V65H101L102 67L100 66V64L97 65V66L95 65V64H98V63H99ZM117 61H118V59H117ZM134 61H135V63H134ZM136 61H138V62H137L138 64H136ZM141 61H142L143 64L141 63ZM154 61H155V62H154ZM187 61H188V62H187ZM24 62H21V65L25 64ZM86 62H87V63H86ZM153 62H154V63L157 62L158 64H153ZM163 62H164V63L167 62V64H164ZM171 62H170V63H171ZM207 62L210 63V64L212 65V69H211V67H209V66H211V65H207ZM216 62H217V65H218L217 68L219 67V69H220L221 67H222V68L224 67V68L222 69L223 71H222V70H219V69H216V71L219 70L217 73H216V71H211V70L214 69L213 64H216ZM243 62H244V61H243ZM255 62H257V63H255ZM68 63H69V64L71 63V64L68 65ZM109 63H111V64H109ZM126 63H127L128 66L126 65V68L124 69V67H125L124 64H126ZM133 63H134V64H133ZM221 63H222L223 66L221 65ZM223 63L226 64V65H228V66L224 65ZM130 64H131V65H130ZM132 64H133V65H132ZM135 64H136V65H135ZM140 64H141V65H140ZM151 64L157 66V67H154V66H153L154 69L151 68V70H150L151 72L154 71V72H153V73H155L154 76H152L153 73H152V74H150L151 72L148 73L149 68L152 66ZM160 64H161V66L159 67L158 65H160ZM163 64H164V65H163ZM203 64H204V65H203ZM219 64H220L221 66H219ZM246 64H248V65H246ZM256 64H257V66H256ZM63 65H64L65 67H64ZM71 65H72V66H71ZM78 65H79L80 67H82V68L84 67L85 69L83 68V70H82V68H79ZM85 65H87V66H85ZM93 65L95 66V69H97V70H96L97 73L95 72ZM103 65H105V66L108 65V66H107V67H103ZM129 65H130L131 67H130ZM1 66H2V67H0V68L2 69V71H5L7 65L2 64ZM62 66H63V67H62ZM67 66H68V67L70 66V67H69L70 69H71V67H72V68H75V69H78V70L76 71V70L73 69V71H71L72 69L69 70V68H68V69H66V70H67V71L69 70L70 73H69V72H66L65 70H63V68H67ZM74 66H75V67H74ZM98 66H99V68L101 67L102 70L105 71V72L103 71L104 74L102 73V70H101V69L97 68ZM118 66H120L121 68L118 67ZM122 66H124V67H122ZM136 66H137V67H136ZM141 66H143V67H141ZM144 66H145V67H144ZM147 66H148V68H147ZM162 66H164V67H162ZM205 66H206V69H205ZM214 66L216 67V65H214ZM229 66H230L229 69L232 68V69L234 70V71L232 72V69H231V72L234 73V84H236V81L239 80V82L237 83L238 85L236 84V86H235V85L233 86V88L236 87L235 90L233 89L235 92H236V91H239V92H240V93L238 92V94H237V92L234 93L233 91H230V93H229L228 91H229L230 89H229L228 91H224L225 88H224L223 86H221V83H219V81H218V83H219V85H218V83L216 82V80L218 79V73H219V72L227 71V67H229ZM235 66H236V67H235ZM250 66H251V65H250ZM40 67H41L42 69H40ZM43 67H44V69H43ZM59 67H60V68H59ZM128 67H129V68H128ZM132 67H133V69H130V68H132ZM158 67H159V68H158ZM201 67H202V68H201ZM203 67H204V69H203ZM207 67H209V68H207ZM237 67H238V69H237ZM243 67H245V68H243ZM258 67L256 68L257 70H258ZM3 68H4V70H3ZM17 68H18V69H17L16 71H20V70L22 69V68H20V67H17ZM57 68H59V69L57 70ZM87 68H88V69H87ZM89 68H90V69H89ZM104 68H106V70H105ZM118 68H120L119 70L121 71V73H120V71H119V72L117 71V73H118V74H117L116 72H114V70H115V69L117 70ZM139 68H140V69H139ZM145 68H146V69H145ZM156 68L158 69V71H159L160 68H163V69H164V70L161 69L159 72H160V73L163 72L165 78H163V76H162L163 73H161V75H160V73L157 71ZM169 68L172 69V71H173V72H171V73H172V77H170L169 75L165 74L166 72H168V70L171 71ZM181 68H182V69H181ZM241 68H242V72L240 71ZM19 69H20V70H19ZM61 69H62V70H61ZM91 69H93L94 73H96V75H95L96 78H99L100 73H102L100 77H102V76H104V78L107 77L106 80L102 77V79H104V84H105V81L107 82V83L105 84V88L107 87V84L109 83V84H108V85H110V87H109V91H110V89H111V91H112L111 93H113V94L109 93L108 90H106V89H108V88H106V89L104 88V91H102L101 89H95V88H99V87H95L96 85L92 86L94 83L97 84V86H98V83H99V86H100V83H102V82H101V81H102L101 78L96 79L95 76H94V79L97 80V81H94V80H93L92 82H94V83L89 82L88 84L91 85V87H90L87 83L85 84V82L87 81V79H85V77L88 78V75H87V74H90L89 72L92 71ZM128 69H129V70H128ZM134 69H135V70H134ZM142 69H143L144 71L147 70V71H145V72L148 73V74H147V77H146L148 81H147L146 78L144 77V76H146V73L143 72V71H141ZM167 69H168V70H167ZM188 69H189V70H188ZM197 69H199V72H200L201 70H205L207 73H208V72H209V73H211V72L214 73V72H215L214 74H215L216 76L214 77L213 73H211V74H210L211 76H210V75H208L209 73L206 74L205 71H204L205 75H204V73H201L202 71H201L200 73L197 72L198 75H196V71H198ZM200 69H201V70H200ZM207 69H208V71H207ZM209 69H211V70H209ZM235 69H237L238 71L241 72V74H240V72H239V74H238L239 76L236 75V74H237V73H236L237 70H235ZM43 70H44V71H43ZM55 70H56V71H55ZM84 70H85V71L87 70V72H86L87 74L85 73ZM98 70L101 71V72L98 73V72H99ZM116 70H115V71H116ZM123 70H124V72H123ZM125 70H127V71H125ZM138 70H139V72H138ZM152 70H153V71H152ZM162 70H163V71H162ZM191 70H192V71H191ZM214 70H215V69H214ZM253 70H254V69H253ZM257 70H254V71L257 72ZM40 71H41V73H43V74H42L43 76L41 75ZM45 71H46V72H45ZM57 71H58V72H57ZM60 71H61V72L65 71V73H66V74L68 73L69 76H68V74L66 75V74H64V73H63V74L60 73ZM79 71H80V72H79ZM83 71H84V73H85L84 75H83V74H78L79 76H76L77 73H81V72L83 73ZM93 71H92V72H93ZM136 71H137V73H138V76H137V74H136ZM140 71H141L142 73H140ZM155 71H156V72H155ZM164 71H165V72H164ZM179 71H180V72H179ZM186 71H187V72H186ZM189 71H191V72H189ZM210 71H211V72H210ZM238 71H237V72H238ZM44 72H45V73H44ZM54 72H55L57 75H58V73H60L59 76H57V75L53 76L52 74H55ZM72 72H73V73H72ZM74 72H75V73H74ZM92 72H91V73H92ZM111 72H109V73H111ZM113 72H114V73H113ZM130 72H131V73H130ZM157 72H158L159 76H158ZM188 72H189L190 74H193L194 76L196 75L195 77H198V76H199V78H200V79L202 78L203 80L201 79V81H200L199 78L196 80V81H198L197 85H200V84H199L200 82H201V85H202V86L200 85V89L197 88V89H198V96H197V93H194V94H196V95H194L193 93H191V92H192L191 90H190V91H191V92H190V94H191L190 96H188V95H189V92H188L187 90L185 91V93H184V91H183V94H184V95H183V96H184L183 99L185 100V104H188V103H189L188 106H189V105H190V106L192 105V106L194 107V109H195V107H196V110H198V111L200 112V113H199L200 118H202V119L204 118V119L208 120V121H205V122H204V123H205L204 125L206 126V129H209V128L207 127V125H208L207 123H209L210 126H211V125H214V126L217 125V127H216V126H215V127L213 126L214 129L216 128L215 130L213 129L215 132H214L213 130H210V129H212V128H210L209 131H207V134H206V132H205V133L203 132V131H205V126L201 124V126H203L202 128H204V129H202V128L200 127V129H202V131H201V130H196L197 133H198V134L196 133V134H197V135H196V134L194 133V132H196V131H195V129H194L193 126H192V129H193L192 132H191V133H190V132H187V133H189V134H188L189 137L187 136L188 138H185L182 134H180V131L178 130V127H179V129H180V128L183 129V128H184V125L187 127L188 124H187V123H184V125H181V126H182V127H181V126H179V124H177V122H178V120H181V119L184 120L183 122H186L187 120H185V119H186L187 117L185 118L184 115H186V116H190L192 120H194V118H193L192 115H188L187 113H182L183 110L181 111V108H182V107H181L180 105H179V106H180L179 108H178V106H175V105H177V102H178V101H177V102L175 101V100H177V98H176V95H175V97H174L173 92L175 91L174 93L176 94V90L178 89L177 87H179V86H180L181 84H183V83H186V82H183V81L185 80V78L183 79V75H185V77H186V76L188 77V76L190 75ZM227 72H230V70H228ZM115 73H116V75H115ZM132 73H133V74H132ZM143 73H144V74H143ZM168 73H170V72H168ZM171 73H170V75H171ZM182 73H184V74H182ZM39 74H40L41 78H40ZM44 74H45V75L48 74V75H46V77L48 76L49 78H50L49 75H51V77H57V78H54V80L52 79V81H50L51 78H50V79H47V78L44 76ZM73 74H74V77H73ZM98 74H99V76H98ZM119 74H120L121 76H120ZM123 74H124V75H125V74H126V75L128 74V75H127L128 78H127V76L124 77ZM135 74H136V75H135ZM139 74H140V76H139ZM141 74H143L144 76L141 75ZM199 74H200V75L202 74L203 77L200 76ZM62 75H63L64 77L66 76L67 78H64V79H63V76H62ZM71 75H72V77H71ZM80 75L83 77L84 80H82V79L80 78V77H81ZM85 75H86V76H85ZM114 75H115L117 78H114V77H115ZM148 75L151 76V79H150V76H148ZM155 75H156V76H155ZM165 75H166V76H165ZM180 75H182V79H181ZM206 75H207V76H206ZM61 76H62V77H61ZM111 76H112V78H114V79H112ZM113 76H114V77H113ZM118 76H119V77H118ZM130 76H131L132 78H131ZM133 76L135 77V79H134ZM141 76H142V77H141ZM160 76H162V77H160ZM167 76H169L170 79H171V80H170V83L167 82V81H169V80H167V79H169V77H167ZM178 76H179V79H178ZM235 76H237V77H235ZM38 77H39L40 79H38ZM68 77H69V79H68ZM120 77H121V78H120ZM136 77H138V79H137ZM157 77H158L159 79L161 78V81H162L163 79H164L165 81L161 82ZM206 77H208L209 80H207ZM212 77H213V78H212ZM238 77H239V79L237 80L236 78H238ZM29 78L32 79V80H34V81L31 82L32 80H30ZM45 78H46V79H45ZM71 78H72V79H71ZM118 78H119L120 80H119ZM129 78H130V79H129ZM140 78H142V79H140ZM144 78H145L146 81L143 80ZM162 78H163V79H162ZM204 78H205L206 81H209L211 84L213 83V86H214V87L212 86L213 88H217V87H218V88H217L218 90L215 89L217 92L220 91V92H222L221 94H223L224 92H225V93L227 92V93H226L227 95L225 94V95H223V96H224V97L226 96L225 98H227V99L229 98V99H228V100L225 99V101L222 103V105H224V106H220L221 104L218 106V105H217L218 103L215 105V103H214V102H215V101H214V100H215V96H211V97L209 96V97H210V98H209V97H207V96H208L207 94H204L205 92H206V93L208 92L209 88H211V84L208 83V82H206V81L204 80ZM214 78H215L214 81H215L217 84L212 80V79H214ZM216 78H217V79H216ZM36 79H37V80H40V81H38V82L36 83V82H35V81H37ZM43 79H45V81H44ZM67 79H68V81H66ZM74 79H77V81L74 80ZM78 79H79V80H78ZM100 79H101V80H100ZM115 79H116V81H114ZM149 79H150V82H149ZM156 79H158V80H156ZM176 79H177V80H176ZM210 79H211V80H210ZM27 80H29L31 83H29V81H27ZM46 80H47V81L49 80L48 83H49L50 85H49V84H48V86L46 85V84H47ZM56 80H57V81L61 80L60 82H62V81L64 82V80H65L64 83H63V82H62V83L58 82L59 84H58L57 87H58V88H59V87H60V88L63 87V88H62L61 90H58L57 93H54V94H48V93H47V94H46V93L44 92V90H46L47 88H49V87L53 84V81L56 82ZM69 80H71L72 82H69ZM73 80H74V81H73ZM123 80H124V81H123ZM128 80H129V82H128ZM138 80H139V82H138ZM153 80H154V81H153ZM166 80H167V81H166ZM178 80H181V81H179L180 84H179V82H177ZM7 81H8V80H7ZM43 81H44L45 84L43 83ZM75 81H76V82H75ZM82 81H83V82H82ZM99 81H100V82H99ZM117 81H118V82L121 81V82H123V83L120 82V83H119L120 86L118 87V86H117V85H118V82H117ZM134 81H135V83H134ZM152 81H153V82H152ZM185 81H187V80H185ZM199 81H200V82H199ZM212 81H213V82H212ZM41 82H42V83H41ZM55 82H54V83H55ZM67 82H69V83H67ZM110 82H111V83H110ZM112 82H113V83H116V82H117V83H116L117 85L114 84L116 87L113 86V83H112ZM127 82H128V83H127ZM130 82H132V83H130ZM142 82H143V83H142ZM144 82H145V84H146L147 82H148V83L145 85ZM154 82H156V83H154ZM165 82H167V83H165ZM174 82H176V83H178V84H176V83H174ZM203 82H204V83H203ZM205 82L207 83V86L209 87V88L207 87V88H208L207 91H205L207 88H204V87H206V86H205ZM38 83H39V84H38ZM51 83H52V84H51ZM66 83H67V84H66ZM78 83H79V85H78ZM83 83H84V85H83ZM90 83H91V84H90ZM124 83H125V84H124ZM136 83H138L139 85H140V83H142V84H143V85H142V88H139V87H141V85L138 86V84H136ZM150 83H151L152 85H151ZM157 83H159L162 87L165 85L163 88H164L166 91H165L163 88L160 89V90H159V89L156 90V89H155L156 87H155L154 85L157 86ZM163 83H164V85H163ZM202 83L204 84V86H203ZM214 83H215V85H214ZM62 84H63V86H62ZM80 84H82V85H80ZM104 84H103V86H104ZM111 84H112V86H113L114 88H112ZM127 84H128L129 86H128ZM131 84H136L137 86H136V85H133V86H135V88H137V90H134V91H133L132 89H134V88H131V87H133ZM153 84H154V85H153ZM159 84H158V85H159ZM169 84H170V85H169ZM173 84H174V87L177 86V85H178V86L174 88V87H173ZM29 85H31V86H29ZM33 85H34V86H33ZM56 85H57V82H56ZM59 85H60V86H59ZM121 85H122V86H121ZM124 85H125L126 87H125ZM148 85H150V87H151V88H149L150 90H149V89H148V90L146 89ZM160 85H159V87H160ZM167 85H168V87H167V89H166L165 87H166ZM217 85H218V86H217ZM254 85H255V86H254ZM256 85H257V86H258V85H260V86L262 85L263 88H262V86H261L262 89L260 90V86H259V88H257ZM81 86H82V88H81ZM86 86H87V87L89 86V87H88V88H89V91H92V92H86V91H88V90H86V89H87ZM130 86H131V87H130ZM144 86H145L146 88H145ZM239 86H240V87H239ZM244 86H245V87H244ZM31 87H33V88H31ZM78 87L81 88V90H80ZM92 87H94V88H92ZM117 87L120 88V89H118ZM121 87H122V89H124V87L126 88V90H124L125 93L121 92V91H123V90L121 89ZM143 87H144V88H143ZM148 87H149V86H148ZM153 87H155V88H153ZM159 87H157V88H159ZM170 87H171V88H170ZM197 87H199V86H197ZM202 87L205 89V90L203 89V90L205 91V92L203 91V94H202V89H201ZM2 88H3V89H2ZM58 88H57V89H58ZM60 88H59V89H60ZM76 88L79 89L80 91L76 90ZM83 88H84V89H83ZM115 88H116V89H115ZM130 88H131L132 92H131ZM168 88H169V89H168ZM173 88H174V90H172ZM220 88H221V90H220ZM237 88H238V90H236ZM244 88H245V89H244ZM90 89H91V90H90ZM93 89H95V90H93ZM138 89H139L140 91L142 90V93H140V92L138 91ZM152 89H153V90L155 89V90H154L155 92L152 91ZM175 89H176V90H175ZM231 89H232V88H231ZM239 89H240V90H239ZM257 89H258V90H257ZM29 90H30V91H29ZM73 90H75V92H74ZM85 90H86V91H85ZM99 90H100V91H99ZM120 90H121V91H120ZM127 90H128V91L130 90V93H129ZM146 90H147V91H146ZM169 90H171L172 93H171ZM200 90H201V91H200ZM225 90H226V89H225ZM254 90H255V91H258V92H256V93H258V94H256ZM76 91H77L78 93H76ZM81 91H82L83 93H80ZM84 91L88 94V96H87V94H86ZM93 91H96V92L93 94ZM97 91H98V92H97ZM105 91H107V92H105ZM113 91H115L116 93L113 92ZM117 91H118L119 93H120V92H121V93H120V94H119V93L117 94ZM135 91H136V92H135ZM137 91H138V92H137ZM145 91H146V92H145ZM157 91H158V92H157ZM163 91L166 92V93L164 92V95H165V96L163 95V96H164V100H163L164 103L162 102L161 105L159 104L160 106L157 105V106H159V107L156 106V109H155V110H152V111H154V115H155V117H154V115H153V118L151 119V117H152L151 112H150L151 109H149V108H152V107H150L151 105L148 106V104H152V102H153V101H151L152 98H153V100H155V99H156V100H157V99L160 100L161 98L163 99V96H162ZM249 91H250V92H249ZM260 91H262V92H260ZM23 92H24V93H23ZM25 92H26L27 94H26ZM41 92H42L43 95L45 96V99H43V100L41 101V103H40V102H39V103H33V100L35 99L36 93H41ZM68 92H69V93H68ZM71 92H72V93H71ZM73 92H74V94H73ZM134 92L136 93V96H137V93H138V94H139V93L141 94V95L139 94L140 96L138 95V96L140 97V99H141V98L143 99V100H142V99L139 100V101H142V103L138 101V102L140 103V105H139V103L136 102L137 100H135L136 96H134V97H135V98H134L135 101L133 100V97H131V96H132L131 94H133ZM143 92H145V93H143ZM150 92L153 93V95H154V96L151 95V98H150V96H147V95L151 94ZM161 92H162V94H161ZM169 92H170V93H169ZM186 92H188V94H186ZM194 92H195V91H194ZM232 92H233V93H232ZM246 92H248V93L246 94ZM251 92H253V95L251 94ZM29 93H30V94H29ZM67 93H68V94L71 93L73 96L68 95ZM79 93H80V94H79ZM97 93H98L100 96H99ZM102 93H104V94L102 95ZM114 93L116 94V97L114 96ZM147 93H149V94H147ZM231 93H232L233 95H230ZM241 93H242V94H241ZM2 94H3V95H2ZM15 94H16V96H15ZM76 94H77V95L79 94V96L77 97ZM83 94H84V95H83ZM85 94H86V95H85ZM90 94H91V95H94V96L92 97L93 100H94V98L96 97L95 100H98L99 105H98V102H97V101H95V100H94L95 102L92 101V98H91V95H90ZM95 94H96V95H95ZM106 94H107V95H110V94H111V95L114 96V97L109 96V97H112L113 102H112V101H111V102H112L113 104H111V102L107 101V100H109V99H111V98H109ZM124 94H125V95H124ZM126 94H127V95H126ZM142 94H143V95H142ZM155 94H157V95H155ZM171 94H172V95H171ZM192 94H193V95H192ZM236 94H237V95H236ZM240 94L242 95V96H240V98H242L241 100H245V99H243V98H246V97H247V98H246L247 101H250V100L252 99V103H254L255 100H256L257 102H255V103H256L257 105H256V104L253 105V104L250 103V105H252V107H251L252 111H250V113H249L251 117H250V118H247L248 121L251 122V123L248 125V130H247V132H249V133H247V134H250V135L245 136V138H244L245 140H247V142H246L244 139H241L240 135H238V136H237V135L234 136V140H235V139L238 140L239 138L241 139V142H242L243 145H244V146H243L244 148H243L242 150H245V151L248 150V152H245V151L243 152V151H241V154H243L242 156L244 157V158H243L244 161L241 160V159H242V156L239 155V158L241 157V159H239V161L241 162V164H239V166H237V165H235V164H232V163H231V160H230L229 158H228V160H227L228 162L230 161L229 163H228L227 161H224V160H226V159L220 161V159L224 156V155H223L224 152H225V151H224V150H225L224 147H226V145H227L226 143H223V142H224V141L226 142V141H227L226 139H229V140H230V138H227V136H226L225 133H222V134L219 133L220 131L218 130V123H219V121L221 120V116H220V115H223L222 113H225V111H227V110H229L230 108H232L233 105L236 106V105H235V104H236L235 101H237V103L240 101V98H239V95H240ZM243 94H244V96H243ZM248 94H251L252 96H251V95L248 96ZM254 94L257 95V96L254 97V96H255ZM17 95H18V96H17ZM26 95H27V96H26ZM63 95H64V96H63ZM67 95L70 96V97H69V98H68V97H65V96H67ZM74 95H75V97H74ZM81 95H83L85 99H86V97L88 98L86 102H89V101H90V102L92 103V105H93L92 107L94 108V109L92 108V110H93V111L95 110L96 112L98 111V113H96V112L94 111V112L96 113V114L94 115V112L91 110V113H90V114H91V117H90V114H89V116L87 115V118L90 117V118L93 119V120L91 121V120L85 118L84 121L82 122L83 125H82V123H81V124H80V123L77 124V126H79L80 128L76 126L75 131H74V133H76V135L72 133V135H70L71 138H70V137L68 138V142L70 143V144L68 143V145H67L68 147L66 146L67 143H65L64 146H66V147L63 146V148H62L63 151H62V149H60V151H61V152H60L61 156H60V155H59V156H60L61 158H60V157H57L58 154H59L58 151H57V156H56V154H55V156H56L57 158H55V156L53 157L54 160H52V161H54V162L56 163V165H58V168H57L58 170H56V167H57V166L53 164V166H50L51 170H48V169H47V170L49 171V173H48V172H46L47 170H45L44 168H42L41 165H38V166L36 165L35 160L38 158L37 155H38V154L40 155V149H39L40 145H38V144H39V143H42V144L45 143V140L47 139L46 135H49V134H50V127H52L53 124H56L55 122H57V121H59V120L61 119L58 123H60V122H64V121H65V122H64V124H65V123H68L69 120H70L69 122H71V119L73 120V119L76 117V116H74V115H76L77 113H78V115L80 114L81 110H83V108H84V105H82V100H83V104L86 103V102H85V99H84L83 96H81ZM101 95H102L104 98H103ZM104 95H105V96H104ZM119 95H120V98H119ZM128 95H129V96H128ZM145 95H146L147 97H149V100H148V98H146L147 101H146V99H144ZM170 95L173 96L174 98L171 97ZM185 95H186V96H185ZM201 95H203V96L206 97V98L202 97ZM206 95H207V96H206ZM234 95H235V96H234ZM3 96H9V97L6 98V97H3ZM14 96H15V97H14ZM24 96H26L27 98H23ZM62 96H63V97H62ZM97 96H98V97H101V98H98ZM117 96H118V97H117ZM125 96H127V98H126ZM138 96H137V98H138ZM142 96H144V97H142ZM156 96H157V97H156ZM158 96H162V97H159V98H158ZM187 96H188V97H187ZM227 96H228V97H227ZM71 97H72V98H71ZM107 97H108L109 99H107ZM122 97H123V98H122ZM154 97H155V98H154ZM189 97H190V98H189ZM196 97H197V99H196ZM232 97H233V98H232ZM235 97H236V98H235ZM250 97H251V98H250ZM257 97H258V98H257ZM1 98H2V99H3V98H4V99L6 98L9 102H8L7 100H5L6 102H4V101L1 100ZM62 98H64V99L68 98V99H67V101L63 99V100H64V101H63V100H61ZM74 98H75V99H74ZM78 98H81V99H82V100L80 99L81 102H79V99H78ZM116 98H118V99L115 100ZM121 98H122V99H121ZM125 98H126V100H124ZM131 98H132V99H131ZM169 98H170V102H169ZM200 98H202V100L204 99L205 102H207L208 104H207V103H204V102H203L204 100L202 101ZM208 98H209V99H212V101L209 100ZM238 98H239V100H238ZM249 98H250V100H249ZM256 98H257V99H256ZM4 99H3V100H4ZM70 99H71V100H70ZM77 99H78V101H76ZM99 99H100V101H99ZM102 99H104V103H103V100H102ZM105 99H106V100H105ZM120 99H121L122 101H121ZM130 99H131V101L133 100L134 103L131 102ZM173 99H174V101H173ZM186 99H187V100H186ZM189 99H190V100H189ZM192 99H193V100H192ZM206 99H207L208 101H207ZM231 99H232V100L234 99L235 101H234V100L232 101ZM88 100H89V101H88ZM114 100H115V101H114ZM127 100H128V101H127ZM191 100H192V101H191ZM197 100H198V101H197ZM62 101H63V102H62ZM71 101H72V102L74 101V102H73V103H70ZM75 101H76V102H75ZM101 101H102V102H101ZM106 101H107V102H106ZM117 101H118V102H117ZM123 101H126V102L124 103ZM144 101H146V103H148V104L146 105V106H148V108L143 107V106L146 104ZM148 101H149V102H148ZM167 101H168V102H167ZM171 101H172L173 103H172ZM188 101H189V102H188ZM190 101H191V102H190ZM195 101H196V102H195ZM209 101H211V102H209ZM213 101H214V102H213ZM253 101H254V102H253ZM259 101L262 102V103L260 102L261 105L259 104ZM3 102H4V105H3ZM61 102H62V103H61ZM65 102H66V103H65ZM78 102H79V103H78ZM100 102H101V103H100ZM115 102H116V103H115ZM120 102H121V103L123 102V103L121 104ZM130 102L133 104V106H134V104H135V106H134L133 108H136V109H133V110H131V111L129 110V109H130V106L132 105V104H130ZM135 102H136V103H135ZM143 102H144V104H143ZM150 102H151V103H150ZM165 102H166V103H169V104H166ZM175 102H176V103H175ZM186 102H187V103H186ZM198 102H199V103H198ZM200 102H201V103H200ZM226 102H227L228 104H226ZM250 102H251V101H250ZM43 103H44L45 105H44ZM59 103H60V104H59ZM69 103H70V104H69ZM74 103H76V106H77V107L75 106ZM77 103H78L79 105H78ZM80 103H81V104H80ZM93 103H94V104H93ZM95 103H97V106H96V107H95V105H96ZM107 103H108V104H111L112 106L108 105ZM171 103L174 104V105L172 106ZM178 103H179V102H178ZM193 103H194V104H193ZM209 103H210V104H209ZM212 103L215 105L214 108H213ZM232 103H233V104H232ZM40 104H41V105H40ZM57 104H59L58 107H62V106L65 104L64 107L66 108L65 110H67V111H65V110H63V111H62V110H58V109H57ZM68 104H69V106H68ZM102 104H105V106H103ZM120 104H121V105H120ZM129 104H130V105H129ZM136 104H138V105H136ZM164 104H165V105H164ZM179 104H180V103H179ZM197 104H198V105H197ZM229 104H230V105H229ZM258 104H259V105H258ZM2 105H3V106H2ZM50 105H51V106H50ZM60 105H61V106H60ZM70 105H71V106H70ZM73 105H74L75 107H74ZM80 105H81V107H80ZM101 105H102L103 107H106V106H107V107H106V108H103ZM163 105H164V106H163ZM195 105H196V106H195ZM202 105H203V106H202ZM205 105H206V106H205ZM225 105H226V108L230 106L229 109L227 108V109L225 110V108H224ZM40 106H41V107H40ZM42 106H44V107H42ZM82 106H83V107H82ZM98 106H99V108H98ZM100 106H101V107H100ZM108 106H109V107H108ZM126 106H127V107L129 106V107L126 108ZM137 106H140V107L137 108ZM161 106L164 107L163 109H164L165 111H164L162 108H161L162 110H161V109H157V108H160ZM174 106H175L176 109H173ZM190 106H189V107H190ZM192 106H191V107H192ZM200 106H201V107H200ZM209 106H210L209 111L211 110V111H210L211 113H210L209 111H208L209 113H206L207 110H208V108H209ZM231 106H232V107H231ZM257 106H258V107H257ZM259 106H260V107H259ZM53 107H54V108L56 107L55 111H54V109H53V111H52V112H54V113L51 112V110H52ZM64 107H63L62 109H64ZM69 107H70V108H69ZM165 107H166V108H165ZM172 107H173V108H172ZM191 107H190V108H191ZM193 107H192V108H193ZM197 107H200V109H198ZM207 107H208V108H207ZM219 107H221V108L223 107L222 109H224V110H223L224 112L222 111V113H221V110H222V109L220 108L221 110H219ZM253 107H255L254 110H253ZM256 107H257V109H256ZM68 108H69V109L72 108V109H71V112L69 111ZM73 108H74V109H73ZM81 108H82V109H81ZM95 108H96V109H95ZM97 108H98V110H97ZM101 108H102V109H101ZM108 108H110L111 110L108 109ZM141 108H142V109H141ZM144 108H145V110H143ZM167 108H168V109H167ZM205 108H206V110H205ZM212 108H213V110H212ZM261 108H262V109H261ZM38 109H39V110H38ZM42 109H44V110H42ZM76 109H79V111L76 110ZM99 109H101V110H99ZM104 109H106V110H104ZM125 109H126L127 111H126ZM131 109H132V107H131ZM137 109H138V110H137ZM148 109H149V110H148ZM177 109H180V110H177ZM214 109H217V110H214ZM258 109H260V111H259ZM48 110H49L51 113H50ZM72 110H76V111H73L74 113H72ZM103 110H104V111H103ZM108 110H109V111H108ZM134 110H136V112H135ZM141 110H143V111H141ZM160 110H161V111H160ZM167 110H168V111H167ZM171 110H173V111L171 112ZM200 110H202V112H201ZM204 110H205V113H204ZM257 110H258L259 112H258ZM262 110H263V111H262ZM33 111H34V112H33ZM36 111H37V113H38V114H37L38 116H41V115L43 114V115L46 116V117H44V116L42 115L41 117H43V119L40 120L41 117H37V115H36V113H35ZM41 111H43L42 114L40 113ZM57 111H58V112H57ZM68 111L70 112V115L67 117V116L64 115V114H65L66 112L68 113ZM77 111H78V112H77ZM102 111H103V113H102ZM107 111H108V112H107ZM124 111H125V113H127L128 111H130V112H128V113H130V114H127V115H129L128 117H129L131 120H129V118L126 119V116H127V115H126L125 118H124L125 113H124V115H122V113H123ZM137 111H138V114H137ZM155 111H156V114H155ZM157 111H158V112H157ZM169 111H170V113L168 114ZM178 111H181V112H178ZM216 111H217V112H216ZM218 111H219L221 114L218 113ZM241 111H242V110H241ZM241 111H240L239 113H241ZM255 111H256V112H255ZM45 112H46V113H45ZM47 112H48V113H47ZM76 112H77V113H76ZM92 112H93V114H92ZM99 112H101V114H100ZM132 112L134 113V116H133V117H132V115H133ZM139 112H140V116H139ZM149 112H150V114H149ZM162 112H163V113H162ZM177 112L179 113V116H178V113H177ZM252 112H253V113L255 112L254 114H256L257 112H258V113H257V115H254ZM260 112H262V116H258V115L260 114ZM33 113H35V114L32 115V116H33V117H34V116L37 117V118H36V120H37V121H36V124H37L38 121H40V122H38L37 126H35V122H33V123L30 125V126H32V127H28V128H30V129H28V133L25 132V136H26V138H27V137H29V138L26 139L25 136L22 135V134H24V133H23V132H18L17 129H18V126H19L20 124H23V122L26 121V119H25L26 116H28V115H30V114H33ZM44 113H45V114H44ZM63 113H64V114H63ZM67 113H66V114H67ZM75 113H76V114H75ZM135 113H136V117H137V118L140 117V118H138L137 120H136V119L133 120V118H135ZM141 113H142V114H141ZM143 113H145V114H143ZM146 113H147V114H146ZM157 113H160V114L162 115V117H161V115H157ZM181 113H182V114H181ZM217 113L219 114V117H220L219 119L217 118V117H218V114H217ZM39 114H40V115H39ZM46 114H47V115H46ZM50 114H51V115H52V114H55V115H53L52 118H50ZM61 114H63V118H62V115H61ZM73 114H74V115H73ZM98 114H99V115H98ZM148 114H149L150 116H148ZM167 114H168V115H167ZM176 114H177V115H176ZM201 114H202V115H203V114H204V115H207V114H208L207 116H208L209 118H208L207 116H206V117H205V116H202ZM212 114H213L214 116L216 115V118L213 117ZM237 114H238V113H237ZM243 114H244V113L242 112V113L240 114V117H239V114H238V116L236 115V117H238L237 119L240 118L239 120H237L236 118L233 119V120L236 121V122L241 121V120L243 119V117H246V115L244 116ZM249 114H248V116H249ZM252 114L254 115V118H255V119H253V117H252L253 115H252ZM57 115L59 116L60 119L58 118ZM71 115H73V118H72ZM137 115H138V116H137ZM156 115H157V116H156ZM164 115H165V116H164ZM166 115H167V116H166ZM181 115H182L184 118H182ZM242 115H243V116H242ZM10 116H11V117H10ZM54 116H56L58 119L55 118ZM60 116H61V117H60ZM65 116H66V117H65ZM92 116H93L94 118H92ZM118 116H119V117H118ZM121 116H122V117H121ZM144 116H145L147 119H146ZM147 116H148V117H147ZM159 116H160V117H159ZM211 116H212V117H211ZM257 116H258V117H257ZM7 117H8V118H7ZM13 117H14V119H15V117H16V120H14ZM17 117H18V119H17ZM20 117H21V118H20ZM24 117H25V118H24ZM47 117H49V118L47 119ZM64 117H65V118H64ZM117 117H118V119H117V121H116L115 118H117ZM149 117H150L151 120L149 119ZM158 117H159V118H158ZM168 117H169V118H168ZM180 117H181V118H180ZM190 117L188 118V120L190 119ZM241 117H242V119H241ZM22 118H23L24 120H23ZM45 118H46L48 121H49V120H50V121H51V120H52V121L54 120V121H53V122H48ZM54 118H55L56 120H55ZM66 118L69 119V120L66 121V120H65ZM119 118H120V121H121V122L118 121ZM121 118H123V119H121ZM141 118H142L143 120H142ZM161 118H162V119H161ZM163 118H164V119H163ZM178 118H179V119H178ZM214 118H215L216 120H215ZM4 119H6V120L9 119L10 122H9V120H8V121H6V120L4 121ZM20 119H21V120H20ZM113 119H115V120L112 121ZM124 119L127 120V121H125ZM145 119H146V121H145ZM249 119H250V120H249ZM252 119H253V123H252ZM256 119H257V120H256ZM11 120H13V121H11ZM18 120H19L20 122H19ZM63 120H64V121H63ZM141 120H142V121H141ZM147 120H148V121L150 120V121H149L150 123H149ZM155 120H156V121H155ZM160 120H161V121H160ZM164 120H165V121H164ZM176 120H177V121H176ZM210 120H214V121H210ZM218 120H219V121H218ZM258 120H260V121L258 122ZM14 121H15V124H14ZM16 121H17V124H16ZM21 121H22V122H21ZM46 121H47V122H46ZM86 121H87V123H88V125L86 126V130H87V131H89V130L92 131V128H94V129H93V130H94L93 132L90 131V132L88 133V132L85 130V126H84V125L87 124ZM89 121H91L92 123H93V121H94L95 126H94V124H91V123L89 124ZM122 121H123V122H122ZM128 121H129L130 123H131L132 121H134V122H135V121H136V122L138 121L139 124L143 122V124H141V126L138 127L139 124L137 123V125H136V127H135V130L137 131L138 134H139L140 132H142V131L145 133V136H143V139H142V140L140 139V141L138 140V142H137V144L140 142V144H143V146H141L140 144H139V146H134V145H137V144H136V141H135V140H136L135 135H137V133L135 134L136 131H133L135 135H134V134H132V135H134V136L131 135V136L133 137V138L131 137V140L134 141L133 143H132V141L130 140V138H127V139H126V134H127V133H125V132L127 131L126 126H128V125L130 124ZM140 121H141V122H140ZM144 121H145V122H144ZM153 121H155L154 124L152 123ZM158 121H160V122H158ZM190 121H191V120H189L188 123H190ZM209 121H210V122H209ZM8 122H9V123H8ZM43 122H45V124H43ZM84 122H85V123H84ZM107 122H108V123H107ZM109 122L113 123V124L110 123V125H111V126L113 125V127H114V126L117 127V128H116L117 130L114 129L115 127H114V128L112 127L113 129H111L110 127H105V126H104V125L107 126V124H109ZM115 122H116V123H115ZM117 122H118V123L120 122L119 125H120L121 128L119 127V125L117 124ZM127 122H128L129 124H127ZM165 122H166V123H165ZM214 122H215V123L217 122V124H215ZM254 122H255V123H254ZM2 123H3V124H2ZM19 123H20V124H19ZM46 123H47V124H46ZM49 123H51V126H50ZM52 123H53V124H52ZM96 123H97V125H96ZM105 123H106V124H105ZM122 123H123V124H122ZM125 123H126V125H125ZM151 123L153 124V126H152ZM157 123H158L160 126L157 125V126H158V127H157V126H156ZM256 123H257V124H256ZM4 124H5V125H4ZM42 124H43V125H42ZM79 124H80V125H79ZM98 124H99V127H100V128H99V127H96V126H98ZM116 124H117V125H116ZM121 124H122L123 127H125V128H123ZM144 124H148V125L145 126ZM165 124H166V125H165ZM176 124H177V125H176ZM206 124H207V125H206ZM255 124H256V125H255ZM1 125H2V126H1ZM3 125H4V126H3ZM8 125H9V127H8ZM10 125H12L13 128L16 126V127L14 128V131H13V130H12V131L10 130V128L13 129ZM14 125H15V126H14ZM39 125H40V126H39ZM47 125H48V128H45V127H47ZM89 125H90V127H92V128H90ZM92 125H93V126H92ZM100 125H101V126H102V125L104 126V127L102 126V128H103L104 130H101L102 128H101ZM124 125H125V126H124ZM150 125H151L152 127H154V125H155V126H156L157 128H159V129H157L156 134H154V133L152 134L153 136L150 135L151 137L149 136V138H148V136H147V138H145L146 135L151 134L150 132H149V134H147V133H148V130H149V131L152 130V129H150V128H152ZM161 125H162V126H161ZM252 125H253L254 129L251 128V127L249 128V126H252ZM254 125H255V126H254ZM42 126H43V127H42ZM53 126H54V125H53ZM81 126H82V128H81ZM142 126H143V129H142ZM144 126H145L146 128H145ZM149 126H150V128H149ZM175 126H177V128H176ZM210 126H209V127H210ZM4 127H7V128H5L6 131L2 130ZM41 127L47 129V131H46L45 129L43 130ZM118 127H119L121 130H122V128H123V132H124V133L121 132V131H119L120 129L118 130ZM137 127H138V129L140 130V132L136 129ZM140 127H141V129H140ZM189 127L191 128V125L188 126L187 129H188ZM32 128L34 129V130H32L33 132H35V130H36L35 128H39V129H40V131H39V129L36 130V132H38L39 134H38V137H37L35 140H33V141L31 140V142H33V143H31L30 141H28V139H31V134L33 133V132L31 131ZM78 128H79V129H78ZM87 128H90V129H87ZM105 128H106V129L108 128L109 131H111V130L113 131V130H114L115 132L113 131V133H112V131H111V133H110V132L108 133V132H106V129H105ZM109 128H110V129H109ZM131 128H133V127H131ZM148 128H149V129H148ZM162 128H163V130H162ZM190 128H189V129H190ZM77 129H78V130H77ZM80 129H81V130H80ZM96 129H97V130L100 129V130H98V131H101L102 135H103V133L106 132V133H105L106 135L104 134L105 137L103 138V137L101 136V134H100V135H96V137H95V134H96L95 132L97 131ZM124 129H125V130H124ZM146 129H147V131H146ZM175 129H177V130H175ZM182 129H180L182 132H185V131H188V130H189V129L187 130V129H185V128H184L183 130H182ZM7 130H8V133L10 132L9 137H10V135H11L12 133H17V135H15V134L13 135V134H12L13 137L15 136L14 139L12 138V136L10 137V140H11L12 142H14V143H12V142L9 140V137H7V136H8ZM9 130H10V131H9ZM16 130H17V131H16ZM29 130H30V132H29ZM95 130H96V131H95ZM108 130H107V131H108ZM141 130H142V131H141ZM184 130H185V131H184ZM190 130H191V129H190ZM190 130H189V131H190ZM250 130H251V131H250ZM15 131H16V132H15ZM78 131H79L80 134L77 133ZM80 131H81L82 133H81ZM84 131H86L88 134H87L86 132H84ZM104 131H105V132H104ZM118 131H119V132H118ZM199 131H200V132H199ZM210 131H211V132H210ZM216 131H217L218 133H217ZM2 132H3V133H2ZM31 132H32V133H31ZM44 132H45V133H44ZM48 132H49V134H48ZM176 132H177V133H176ZM201 132L203 133V135H202ZM6 133H7V136L5 135ZM20 133H21V134H20ZM26 133H27L29 136H28ZM30 133H31V134H30ZM43 133H44V134H43ZM83 133H84L86 136L83 135ZM99 133H100V132H99ZM107 133H108L109 135H108ZM114 133H115V134L117 133L118 135H119V134H120V135H119V136H115ZM121 133H122V134H121ZM160 133H161V134H160ZM175 133H176V134H175ZM200 133H201V134H200ZM213 133H214V134H213ZM41 134H43V135H41ZM77 134H78V135H77ZM81 134H82V136H81ZM89 134H90V137H91V138L94 136V137H93V139L95 138L94 140H96L97 137H98V138L102 137L103 141H104V140H105V141L103 142L102 139L100 138V140L97 139L98 142H97V140H96V142H94V140H90L91 138L88 136ZM91 134H92L93 136H91ZM97 134H98V132H97ZM117 134H116V135H117ZM205 134H206V135H205ZM211 134H213V135H215V136H213V135H211ZM220 134H221V135H220ZM223 134H225L226 137L223 136ZM4 135H5V136H4ZM21 135H22V136H21ZM44 135H45V136H44ZM79 135H80V138H79ZM111 135H113V136L111 137ZM121 135H122V136H121ZM179 135H180V137H179ZM191 135H192V136H191ZM201 135H202V138H203V139H201ZM208 135H209V136H208ZM217 135H220V136L224 137V138H223L224 140L221 139V137H219V136H217ZM3 136H4V137H3ZM16 136H21V137L18 138V137H16ZM43 136H44V139H43ZM73 136H74V137H73ZM77 136H78V137H77ZM83 136H84V137H83ZM106 136H107L109 139H108ZM154 136H155L156 138H155ZM159 136H160V137H159ZM177 136H178V137H177ZM5 137H7L8 140L5 139ZM72 137H73V138H72ZM86 137H87L88 139H86ZM110 137H111V138H110ZM119 137H120V138H119ZM124 137H125V138H124ZM134 137H135V140H134ZM152 137H154V138H152ZM193 137H194V138H193ZM207 137H208V138H207ZM212 137H214V140L211 139ZM217 137H218V139H220V140H218ZM235 137H236V138H235ZM237 137H239V138H237ZM11 138H12V139H11ZM15 138H16V140H15ZM78 138L81 139V140H82V138H84V139H83L82 141L79 140L78 143H77L76 141L78 140ZM105 138H106V139H105ZM121 138H123V139L121 140ZM158 138H159V139H158ZM209 138H210V143H209L210 145H212L213 142H214L213 145H216V144H217V146H215V147L212 146L213 149L215 148L214 150H213V149L211 150V148H209V146H210V145L208 144V142H209ZM225 138H226V139H225ZM248 138H249L250 141H248ZM3 139H5L6 144H5V141H4ZM17 139H18V140L20 139L19 141L22 140V141L20 142L21 144L19 143V141H18ZM39 139H40V140H39ZM41 139H42V142H41ZM70 139H71V140H70ZM147 139H148V140H147ZM153 139H154L155 141H154ZM157 139H158V141H157ZM204 139H205L206 141H205ZM240 139H239V140H240ZM253 139L255 140V141H254V144H253V141H252ZM23 140H24V141H23ZM25 140H26V142H27V141H28V142L26 143ZM36 140H38V141H37V144H36ZM88 140H89V141H88ZM107 140H108V141H107ZM125 140H126V144H125ZM145 140H146V142H145ZM211 140H212V141H211ZM221 140H222V144H223V145L221 144ZM236 140H235V141H236ZM242 140H243V141H242ZM7 141H10V142H7ZM15 141H16V142H15ZM43 141H44V142H43ZM80 141L83 142L82 144L86 143L85 141H87V144H88L89 146H90V143L93 141L92 144H93V145L96 144V145H97V148H95L96 145L93 146L92 144H91L92 147H91V146L89 147L88 145L85 144V148H83L84 146L81 144ZM99 141H100V142H99ZM118 141H119V142H118ZM121 141H122V142H121ZM123 141H124V142H123ZM129 141L132 143V145L130 144ZM141 141H142V142H141ZM148 141H149V143H148ZM151 141H152V142H151ZM159 141H160V142H159ZM217 141H219V142H217ZM244 141L246 142V144H244V143H245ZM3 142H4L5 145H3ZM23 142H25V143H23ZM29 142H30L33 146L35 145L34 147H37V146H38V147H37V150H36V148H35V152H34L33 146H32ZM34 142H35V143H34ZM66 142H67V141H66ZM71 142H72V144H71ZM88 142H89V143H88ZM128 142H129V144H128ZM144 142H145V143H144ZM156 142H157L158 144H157ZM166 142H167V143H166ZM216 142H217V143H216ZM249 142H250V143H249ZM16 143H19V144H20V145H18V146H21L22 143H23L24 146H25V144H26L27 146L23 149V148H21V147H24V146L17 147V146H16V145H17ZM74 143H75V144H78V146H77V145L75 146ZM101 143H103V144H101ZM105 143H106V144H105ZM121 143H122V144H121ZM162 143H165V144H162ZM203 143H205V144H203ZM219 143H220V144H219ZM79 144H80V145H79ZM119 144H121V145H119ZM124 144H125V145H124ZM133 144H134V145H133ZM148 144H149V145H148ZM151 144H152V145H151ZM166 144H167V145H166ZM169 144H170V146H168ZM202 144H203V145H202ZM248 144H249V145H250V144L255 145L257 149H255V146H252V145H251L252 147H251V146L249 147ZM29 145H30V146H29ZM71 145H74V146L72 147ZM81 145H82L83 147H82ZM102 145H104V146H103L102 149H101V146H102ZM118 145H119V146H118ZM130 145H131L132 148H133V146H134V148L132 149V148L130 147ZM145 145H147V147H146ZM165 145H166V147H170V148H171L172 146H174L173 148H171V150H172V149L174 150V149L176 148V149H175V150L177 151L176 154H175V153H172V154H175V155L172 156V155L170 154L171 150L169 151L170 148H168V150H167V148L165 147ZM201 145H202V146H201ZM205 145H206V146H205ZM207 145H208V146H207ZM220 145H222L223 148H222V146H220ZM246 145H247L248 147H246ZM15 146H16V147H15ZM87 146H88V147H87ZM98 146H99V148H98ZM117 146H118V148H117ZM123 146H124V147L127 146V148L125 147V150H124V151H123V149H124ZM149 146H151V147H149ZM152 146H153V147H152ZM158 146H159V147H158ZM163 146H164V147H163ZM27 147H28V148H27ZM70 147H71V148H75V147H76V148H75V149H71ZM79 147H81V148L83 149V154H82V149L77 150ZM113 147H114V148H113ZM119 147H123V149H122V148H119ZM128 147L131 148V149L129 150ZM137 147H139V148H137ZM140 147H145V149H143V148L141 149ZM148 147L151 148V149H149ZM155 147H157V148L155 149ZM160 147H161V148H160ZM204 147H207V148H204ZM210 147H211V146H210ZM216 147H218V148H216ZM253 147H254V148H253ZM16 148H17V149H16ZM18 148L23 149L24 151L19 150ZM29 148H30V149H29ZM64 148H66L67 150H68V148H69V150H71V152H72V155L75 154V151H76V154H79V152H80V153L82 154V159H83V160L80 161L81 156H79V155H75V158H74L72 155L70 156V154L68 153V152H70V151L68 150V152H67V150L64 149ZM88 148H89V149H88ZM90 148H91V149H90ZM135 148H137L138 152H137V150H136ZM147 148H148V150H147ZM158 148H159L160 150H158ZM162 148H163L164 150H163ZM220 148H221V149H220ZM246 148H248V149H246ZM250 148H251L252 150H251ZM28 149H29V150H28ZM32 149H33V151H32ZM38 149H39V150H38ZM95 149L99 150L100 152L97 151V150H95ZM110 149H111V150H110ZM120 149H121V150H120ZM126 149H128V150H126ZM134 149H135V150H134ZM154 149H155V150H154ZM165 149L168 151V153L171 155V157H170V155L165 151ZM208 149H210L211 152H209ZM216 149H217V150H220V153H219V151H217ZM249 149H250V150H249ZM26 150H28V151H26ZM64 150H65V151H64ZM72 150L74 151V154H73V151H72ZM84 150H85V152H84ZM106 150H107V151H106ZM112 150H113V151H112ZM133 150H134V151H133ZM144 150H146L147 153H146V151H144ZM151 150H152V151H151ZM157 150H158V152H157ZM200 150H201V151H200ZM203 150H205V151H203ZM254 150L257 151V152H255ZM21 151H22V152H21ZM31 151H32V152H31ZM78 151H79V152H78ZM116 151H117V152H116ZM120 151H123V153H122V152L120 153ZM142 151H143V152H142ZM149 151H150V152H149ZM153 151H154V152H153ZM155 151H156L157 153H160V151H161V153H160V154H157ZM164 151L166 152V154L168 155V157H167V155L165 154V155L162 156V157L164 158L165 161H163V160L160 161V159H163V158L161 157V155L164 154ZM213 151H214V152H213ZM222 151H223V152H222ZM253 151H254V152H253ZM259 151H260V153H258ZM20 152H21V153H20ZM27 152H28V153H31V154H28ZM71 152H70V153H71ZM77 152H78V153H77ZM98 152H99V153H98ZM115 152L119 154L118 156H120V157H119V158H120V162H119V160H117V163H116V158H115V157H116L117 154H114ZM124 152H125V154H124ZM126 152H127V153H126ZM133 152H134V153L136 152L137 154H136V153L133 154ZM139 152H140V153H139ZM141 152H142V154H141ZM144 152H145V153H144ZM148 152H149L150 154H148ZM162 152H163V153H162ZM201 152H202V153H201ZM203 152H207V153L209 152V153L211 154L210 156L213 157V158L211 157L212 160H213V159H214V160L217 159V161H215L216 163H212V164H215V165H216V164H218V165L220 164V165H222L223 162L225 163V164L223 163L224 167H223V165H222V166L219 165L220 167H223V168H222L223 171L225 170V172H222V173H225V174H222V176L224 175V177H223L224 179H222L221 182L219 181V185H216V183H215V179H214V177H213V175H212V173H214L215 170L218 169V167H219L218 165H217L218 167H216L215 165H214V166H215V167H214V166L212 165L211 168L214 167L215 169L213 168V170H212L211 168H209L211 171H214V172H210V171H208L209 174H206V173H208V172H206V171H203V174H202L201 170H198V171L196 170V172L193 171L194 174H192V172H191V175H190V176L184 174V173H186L185 170H186L187 168H189V166L192 164V162H194V164H195L196 166H200V165H202V163H203V161H204L205 159H202V160H201V158H200V160H198L199 157L197 158V156H199V155L201 156V155L203 154ZM215 152H216L217 155L215 154ZM242 152H243V153H242ZM250 152H252V153H250ZM17 153H18V154H17ZM33 153H36V154H34V156H33V155H32ZM64 153H65L66 155L68 154L69 159L65 157V154H64ZM104 153H106V155H105ZM112 153H113V154H112ZM129 153H130V154H129ZM198 153H201V154L198 155ZM209 153H208V154H209ZM246 153H247V154H246ZM248 153H249L250 156H253V160H255V162H253V164L256 163V159H255V158H257V157L259 156V157L257 158V160L259 161V163L257 162V163L259 164V165H258L259 167H256V166H257L256 164H254L255 166L253 165V167H250V168H253V169L256 167L257 171H256V169H254V172L256 171V173H258V172H259V169H260V172L258 173L257 176H256V174H255V175L252 174V173H254V172L252 171V169H250V168L247 166V165H248L247 162H245V157L247 158ZM253 153H254V154L256 153L255 155H257V157H256ZM20 154H21V155H20ZM23 154H24V156H23ZM27 154H28L29 156H30V155L33 156V158H32V157L30 158L31 160L33 159V161H32V163L34 162L33 164H29V162H30L31 160L28 159L29 156H28ZM62 154H64V155H62ZM81 154H80V155H81ZM102 154H103L105 157H103ZM110 154H111V157L115 156L114 158H111V163L114 162L113 165H110V164H111V163H110V160H107V158H106V157H108V159H110V156H108V155H110ZM126 154H127V155H126ZM132 154H133V156H134V155H136V156L133 157ZM146 154H148V159H146V162L148 163V165H147V163L145 162V158L147 157ZM152 154H154L155 156L153 157ZM212 154H213V155H212ZM245 154H246V156H245ZM259 154H260V155H259ZM13 155H12V156H13ZM18 155H19L20 157L22 156V157H25V158H26V156H28L26 159H25V158H23V159H24V161L27 160V163H28V165H30V167H29V166H25V164L27 165V163L24 162V161H22V160H23L22 157L19 158ZM25 155H26V156H25ZM122 155H123V157H122ZM124 155H125V157H124ZM143 155H145L146 157H145V156L143 157ZM157 155H159V156H157ZM214 155L217 156V157H215ZM218 155H219V156H218ZM15 156H16V157H15ZM68 156H67V157H68ZM86 156H87V157H86ZM118 156H117V159H119ZM126 156H127V157H126ZM137 156H138V157H137ZM149 156H150V157L152 156L151 159L153 158V159H152L153 162H154V160H156V161L154 162V164H155L154 166H150V165H152L153 163H152V164L150 163V162H151V161H150L151 159H150ZM156 156H157L158 158H156ZM164 156H166L167 158L170 157L172 160L169 159V161L167 162V161H166L167 158L164 157ZM175 156H176L177 159H175ZM17 157H18V158H17ZM62 157H63V158H62ZM64 157H65V158H64ZM76 157H77V158H76ZM85 157H86V158H85ZM121 157H122V158H121ZM128 157H129V158H128ZM135 157H136V158H135ZM172 157H173V158H172ZM218 157H219V159H218ZM220 157H221V158H220ZM35 158H36V159H35ZM53 158H52V159H53ZM58 158H60V162H58V160H59ZM87 158H88V159H87ZM89 158H90V159H89ZM104 158H106L107 161H106ZM130 158H131V160H133V161H134V158H135V161H134L135 164H134V165H135V166H136V165H137V166L139 165L140 167L134 169L135 166L133 165V161L130 160V161L128 162V160H129ZM132 158H133V159H132ZM154 158H155V159H154ZM159 158H160V159H159ZM223 158H225V156H224ZM16 159H18V160L22 159V160L19 161V162H20L19 165H18V162H17ZM65 159H66V160H65ZM84 159H85V160H84ZM103 159H104L106 162H105ZM112 159H114L115 161L112 160ZM123 159H124V160H123ZM143 159H144V161H143ZM158 159H159V160H158ZM194 159H195V160H194ZM29 160H30V161H29ZM55 160H56V161H55ZM61 160H62L63 163L61 162ZM63 160H64V161H63ZM88 160H89V161H88ZM102 160H103L106 164H107V162L110 163L109 165L112 167L113 170L110 169V166H109V165H106ZM121 160H122V163H121ZM139 160H140V161H139ZM157 160H158V161H157ZM167 160H168V159H167ZM170 160H171V161H170ZM174 160H178V161H174ZM193 160H194V161H193ZM214 160H213V162H214ZM260 160H261V159H260ZM75 161H76V162H75ZM82 161H83L85 164H82V163H83ZM86 161H88V162H86ZM138 161H139V164H138ZM142 161H143V163H142ZM188 161H189V162H188ZM195 161H197V162H195ZM199 161H200V163H199ZM218 161H220V162H222V163H220V162H218ZM14 162H15V163H14ZM54 162H53V163H54ZM68 162H69V164H68ZM102 162L105 164V165L103 164L104 167H103V165H102ZM131 162H132V163H131ZM144 162H145V163H144ZM160 162H163V163H160ZM165 162H167V163H165ZM170 162H172V163H170ZM201 162H202V163H201ZM57 163H60V164L62 163L63 167H61L62 165H60V167H59V164H57ZM77 163H79V164L81 163V166H80V165L78 166ZM127 163H128V164H127ZM141 163H142V165H140ZM149 163H150V164H149ZM168 163H169L170 165H169ZM173 163H175L176 165H174ZM188 163H189V166H187V168H186V165H182V164H188ZM190 163H191V164H190ZM197 163H198V164H197ZM238 163H239V162H238ZM242 163H243V164H242ZM244 163H245V167H244V171H243ZM21 164H23V165L21 166ZM116 164H117V165H116ZM120 164H122V165H120ZM126 164H127V166H126ZM129 164H130V165H129ZM143 164H145V165H143ZM159 164H160V165H159ZM162 164H164V166H165L166 168H165ZM167 164H168V166H172V167H168V168H167ZM180 164H181V165H180ZM226 164H228V165H226ZM246 164H247V165H246ZM9 165H10V166H9ZM11 165H12V166H11ZM14 165H17L18 168H16ZM65 165H67V166H68V165H69V166L72 165L71 167H73V168H74V166H75V168H76V165H77V167H79V170H80V169H82V170H80V172L75 171V172H76V173H75L74 170H77L78 168H77V169L74 168V169L72 170L71 167H67V166L64 167ZM82 165H84V168H82V167H83ZM91 165H92V166H91ZM119 165H120V166H119ZM124 165H125L126 167H125ZM131 165H133L134 167H132ZM156 165H157V167H155ZM161 165H162V166H161ZM229 165H230V166H229ZM231 165H233V166H231ZM240 165H241L242 167H240ZM23 166H25V167H27V168L25 169V167H23ZM40 166H41V167H40ZM54 166H56V167H54ZM101 166H102L103 168H102ZM105 166H106L107 168H106ZM108 166H109V167H108ZM121 166H122V167L124 166V169L127 168V169H125V170H126V171H129V173L126 172V171L123 172L124 169H123ZM128 166H130V167H128ZM141 166H144L145 169H144L143 167H141ZM147 166H149L150 168H152V167H153V168L150 170L149 167L146 168ZM160 166H161V167H160ZM179 166H180V167L183 166L182 168H184V169L180 171V170H179V169H180ZM184 166H185V167H184ZM225 166H227V167H225ZM235 166H237V167H235ZM9 167H11V168H9ZM14 167H15V168H14ZM21 167H22V168H21ZM28 167H29V168H28ZM35 167H36V169H37V167H38V169H37L38 172H36ZM39 167H40V171H39ZM53 167H54V169H52ZM80 167H81V168H80ZM159 167H160V169H159ZM163 167L165 168L166 171L163 170V172H162ZM173 167H174V168H173ZM175 167H176V168H175ZM228 167H231V168H234V169L229 170V169H231V168L227 169ZM239 167H240V169H238ZM19 168H20V171H21V172L19 171ZM41 168H42V169H41ZM59 168H61V170L64 168V169H63V170H64V175L62 174L63 171H61ZM68 168H70V171L72 170L73 173H72V171H71V173H69L70 171H68V170H69ZM86 168H87V169H86ZM114 168H115V169H114ZM117 168H120V169H118L119 171H117ZM121 168H122V170H121ZM128 168L132 169L134 175H135V174L137 175L136 180H135V177H136V176H133V175H132V174H133L132 171L130 172V170H129ZM156 168H157V169H156ZM169 168H170V169H169ZM225 168H226V169H225ZM258 168H259V169H258ZM16 169H17V170H16ZM22 169H23V170H22ZM43 169H44V170H43ZM65 169H66V170H65ZM83 169H84V170H83ZM109 169H110L112 172H110ZM133 169H134V170H133ZM141 169H142V170L144 169L145 172H144V171H143V172H140ZM148 169H149V171H148ZM31 170H33V171H35V172H32ZM52 170H55L56 172H55V171H54V172H51ZM59 170H60L61 172H58ZM105 170H106V173L104 172V175H103V171H105ZM114 170H115V173H114ZM139 170H140V171H139ZM152 170H153V171H152ZM154 170H155V171H154ZM158 170H159V171H158ZM178 170H179L180 174H179V172H177ZM226 170H227V173H226ZM236 170H237V172L239 171V174H238L237 176H235V174L237 173V172H235ZM245 170L248 171V172H249V171L251 172V173L249 172V176H248V177H247L248 174H247V175L245 174V173H246ZM6 171H7V172H6ZM65 171H66V172H65ZM67 171H68V172H67ZM120 171H121V172H120ZM138 171H139V172H138ZM147 171H148V172H147ZM199 171H200V172H199ZM228 171H229V172H228ZM230 171H231V173H230ZM241 171H242L243 174H241ZM12 172H13V171H11L10 173H12ZM41 172H42L43 174H41ZM45 172H46V173H45ZM81 172H82V173H81ZM85 172H86V173H85ZM108 172H109L110 174H108ZM161 172H162V174H161ZM164 172H165V173H164ZM176 172H177V173H176ZM182 172H184V173H182ZM197 172H199V174H197ZM233 172H234V173H233ZM24 173H23V176L25 175ZM32 173H34L33 175H35V176H36L37 173H38V174H37V176L35 177V176H32ZM47 173H48V174H47ZM51 173H52V174H51ZM55 173H57V175H58V174H59V175L61 174L60 177H62V178L58 177ZM66 173H69L68 175H70V176L67 175V177H66ZM80 173H81V174H80ZM111 173H112V177H111ZM119 173H120V174H119ZM121 173H123V176L126 175V176H125L126 178H125V177L122 178V174H121ZM126 173H127V174H126ZM131 173H132V174H131ZM145 173H146V174H145ZM148 173H149V174H148ZM151 173H153V174H151ZM154 173H155V174H154ZM157 173H160V174H157ZM195 173H196V174H195ZM200 173H201L202 175H201ZM228 173H230V174H228ZM7 174H9V173H7ZM39 174H40V175H39ZM45 174H46V175H45ZM49 174H51V176H52L54 179H53L51 176H49ZM54 174L57 176V178H59V180L57 179L58 181H57V180L55 181L56 176H55ZM71 174H72V175H71ZM77 174H78L79 176H78ZM84 174H86V175H84ZM87 174H88V175H87ZM124 174H125V175H124ZM138 174H139V175H138ZM150 174H151V175H150ZM156 174H157V176H156ZM178 174H179V176H178ZM181 174H182V175H181ZM183 174H184V176H185L187 179L183 176ZM226 174L229 176V178H228V177H227V178L225 177ZM233 174H234L235 177H230V176H232ZM240 174H241V175H245V176H244V177L241 176L242 178H241V177L239 178L238 176H239ZM30 175H31L32 177H31ZM42 175H43V176H42ZM62 175H63V176H62ZM89 175H90L91 177H90ZM105 175H107V177H106ZM115 175H116V176H115ZM130 175H132V176H130ZM140 175H141L142 178L140 177ZM142 175H143V176H142ZM145 175H146V176H145ZM148 175H150L151 177L148 176ZM152 175H153V176H152ZM154 175H155L157 178H156ZM174 175H177L178 178H180V179L177 180V176H176V179H175V176H174ZM192 175H193L194 177H196V175H201V176H199V177H200V178L202 177L203 179H202V178H201V179H200V178H197L198 176H197L196 178H194ZM203 175H205V176H203ZM206 175H207V176H206ZM208 175H209V176H208ZM211 175H212V176H211ZM251 175H252V176H256V177L254 178V181H253V179H252V181H251L250 178H253ZM64 176H65V178H67V179H66L67 182H68V180L70 181V184L68 183L69 185H68V184H67V185L65 184V183H67V182L65 181V178H63ZM71 176H72V178H71ZM74 176H75L77 179H78V177L80 178V180L83 179L82 182H81L82 184H81V183H78V184H77V181L80 182V180H79V179H78V180H77V179L75 180V177H74ZM77 176H78V177H77ZM81 176H82V177H81ZM85 176H86V178H85ZM93 176H95V177H93ZM102 176H103V177H102ZM113 176H114V177H113ZM147 176H148V179H149V180L146 179ZM158 176H159V177H158ZM181 176H183L184 179H181ZM191 176H192V177H191ZM222 176H221V178H222ZM33 177H34V178H37V179H33ZM38 177H41V179L38 180ZM89 177H90V178H89ZM92 177H93L92 180L95 182L94 187H92V186H93L92 183H94V182L91 180ZM97 177H98V178H97ZM100 177H101V178H100ZM110 177H111V180H112V181H109V180H110V179H109ZM132 177H134V178H133L134 180L132 179ZM138 177H140V179H139ZM173 177H174V178H173ZM204 177H205V178H204ZM207 177H208V178H207ZM209 177H211V178L209 179ZM237 177H238V178H237ZM249 177H250V178H249ZM2 178H3V177H1V179H2ZM17 178H19V176H18ZM48 178H51V180L49 181ZM68 178H69V179H68ZM70 178H71V179H70ZM88 178H89L90 181L88 180ZM103 178H105L106 181H107V182L105 181V182L107 183V184H104L105 186H102V182L105 183V182L103 181V180H105V179H103ZM107 178H108L109 180H108ZM121 178L124 179V180H125V179H126V180L129 179V181H124V180L122 181ZM188 178H189V179H188ZM190 178H191V182H190ZM192 178H194V179H192ZM212 178H213V180H212ZM231 178H232V179H231ZM235 178H236V179H235ZM243 178H244V181H243ZM247 178L250 179V182H249L250 184L247 182V181H249V179H247ZM1 179H0V181H1ZM72 179H73V180H72ZM85 179H86V180H85ZM99 179H101V180L99 181ZM143 179H145V182H146L147 184L144 182ZM150 179H151V180H150ZM154 179H157V180L155 181ZM171 179H172V182L170 181ZM198 179H200V180H198ZM208 179L210 180V181H209L210 184L207 182ZM226 179L229 180L228 182H229L230 184H229L228 182H226V181H227ZM230 179H231V181H230ZM234 179H235V181L233 182ZM239 179H240V181H242V182H244V183L246 182V183H245V184L243 183V184H244V185H243L242 182L239 181ZM37 180H38V181H37ZM46 180H47V181H46ZM53 180H54L55 182H54ZM60 180H61V181H60ZM95 180H96V181H95ZM113 180H115V181H113ZM131 180H133V182H132ZM139 180H141V181H139ZM175 180H177V181L180 183V185H178V184H177L178 182L176 181V182H177V183H176ZM180 180H181V181H180ZM182 180H183L184 182H186V185H187V186L184 185V183H182V182H183ZM186 180H187V181H186ZM192 180H194V181L192 182ZM195 180H196L197 182H196ZM211 180H212V181H211ZM225 180H226V181H225ZM245 180H246V181H245ZM33 181H34V182H33ZM48 181H49L50 183H49ZM59 181H60V182H59ZM72 181H76V182H75V183L73 182V183H74V184H73ZM85 181H86V182H85ZM87 181H88V184H87ZM97 181H98V182H97ZM120 181H121V182H120ZM134 181H135V182L138 181L137 183H139V182L142 183V186H144L145 188L147 187V188L145 189L144 187H142L140 183H139L138 185H137V183H135V185H137V186H135V185H134ZM147 181H148V182H147ZM149 181H150L151 183H150ZM169 181H170V182H169ZM188 181H189V182H188ZM213 181H214V182H213ZM224 181H225V182H224ZM236 181H237L238 184L236 183ZM238 181H239V182H238ZM255 181H256V183H255ZM51 182H53V183H51ZM58 182H59L60 184H57V186L60 185V189H61V191L65 189V190H64V193H63V191L61 192L60 189L57 188V189H59V191H56L57 194H58V195H60V194L63 195V196L60 195L61 197H58V195H57L55 192H53L54 189L57 187V186H56V183H58ZM62 182H63L64 184H61ZM83 182H84V184H85L86 186L88 185V192H87V193H85V192L87 191V187L83 184ZM89 182L92 184V186H91V184L89 185ZM110 182H111V183H110ZM123 182H124V184L127 183L128 185H127V184L124 185ZM143 182H144L146 185H145ZM168 182H169V183H168ZM187 182H188V183H187ZM212 182H213V183H212ZM217 182H218V181H217ZM231 182H232V184H231ZM100 183H101V184H100ZM113 183H114V184H113ZM129 183H130V184L133 183V186H131L132 188H129V185H130ZM152 183H153V184H152ZM167 183H168V184H167ZM174 183H176V184H174ZM181 183L184 185V187H183V185L181 186ZM189 183H190V186H192L191 188H192L193 190H192L191 188H189V187H190V186L188 185ZM191 183H192V184H191ZM221 183H222V184H223V183H226V184H223V186H222ZM233 183H234V184H237V185H241V186L243 185V186H242V187H241V186H239V187H238V186H234ZM240 183H241V184H240ZM247 183H248V184H247ZM0 184H1V182H0ZM53 184H54L55 187L53 186ZM76 184H77V185H76ZM79 184H81V185L79 186ZM99 184H100V185H99ZM109 184H110V187H109ZM112 184H113V185H112ZM143 184H144V185H143ZM150 184H151V185H150ZM165 184H166V185H165ZM172 184H173V185H172ZM213 184H214V185H213ZM217 184H218V183H217ZM228 184H229V185H228ZM252 184H253V185H252ZM62 185H64V187H66L67 189L64 188ZM123 185H124V186L127 185V186L125 187V191H123V190H124ZM139 185H140V186H139ZM159 185H160V186H159ZM175 185H176V186L178 185L179 187H182L183 189H182V188H179V187L177 186V187L179 188L180 191H178V193H176L177 190H178V188H177ZM224 185H225V186H224ZM226 185H227V186H226ZM232 185H233V187H235V188H232V193H235L234 195H235L236 197H235L232 193L230 194L231 191L229 192V190L231 189V186H232ZM246 185H247V186H246ZM248 185H249V186H248ZM72 186H73V188H74L73 190H75V191H71V190H72V188H71ZM74 186H75V187L78 186V187H76L77 189H75ZM83 186H84V188L86 187V188H85L86 190H84ZM90 186H91V190L89 189ZM95 186H96V187H95ZM107 186H108V187H107ZM134 186H135V188H136V187H137V188H140V187H141V189H137V188H136L137 191H135L134 188H133ZM138 186H139V187H138ZM163 186H164V187H163ZM169 186H170L169 189H171V191H169V190L166 191L165 189H168ZM185 186H186L187 188H186ZM188 186H189V187H188ZM216 186H217V187H216ZM218 186H220V187L218 188ZM228 186H229V187H228ZM245 186L248 188V189L246 188V189H247L246 193H245V190H244L245 188H243V187H245ZM252 186H254V187H252ZM52 187H53V188H52ZM79 187H80V188H79ZM103 187H105V188H103ZM161 187H163L162 190H161ZM194 187H196L197 190H196V189H195V190H196L198 193H195L193 196H194V197H195V195H196V197L201 196V192L199 193V190L201 191L202 188H200L199 186H196V185H195ZM197 187L199 188V190H198ZM225 187H226V188L228 187V188L225 189ZM240 187L242 188L243 193H242ZM82 188H83V189H82ZM92 188H93V189H92ZM108 188H110V189H108ZM121 188H122L123 190H121ZM126 188H127V189L129 188V190L126 191ZM164 188H165V189H164ZM173 188H174L175 190H173ZM185 188H186L187 190H185ZM220 188L224 189V191H223V190H222V192L219 191ZM237 188H238V189H237ZM239 188H240V190H239ZM251 188H252V191H250ZM52 189H53V190H52ZM69 189H70V190H69ZM79 189H80V190H79ZM104 189H105V190L107 189V190H106L107 193L105 192ZM152 189H153V190H152ZM154 189H155V190H154ZM188 189H190V190H192V191L190 192V190H188ZM208 189H211V188H208ZM235 189H236V191H235ZM51 190H52V192L55 193L57 196L53 197V196H54L53 193H51V195H50V191H51ZM76 190H77V193L79 192V195H77ZM78 190H79V191H78ZM81 190L84 191V192L81 193ZM92 190H93V191H92ZM108 190H109V191H108ZM130 190H133V191L136 192V193H135L136 195H135L134 192H133V193H132L133 195H131V197L128 196L131 200L128 199V197H127V195H126V194H129V195L131 194ZM181 190H182V191H181ZM183 190H185V192H184ZM220 190H221V189H220ZM226 190H227V191H226ZM233 190H234V191H233ZM237 190H238V191H237ZM43 191H44V192H43ZM65 191H66V192H65ZM68 191H71V192H70L71 194H70V193L67 194ZM122 191L124 192L125 196L122 194V193H123ZM139 191H140V192H139ZM144 191H146V192H144ZM154 191H155V192L158 191L157 193H159V194H157V193L154 194ZM160 191H162L163 196H160V194H161ZM163 191H164V193H163ZM165 191H166L167 193H165ZM172 191H173V194H172ZM174 191H176L175 194H174ZM240 191H241V192H240ZM60 192H61V193H60ZM72 192H73V195H72ZM74 192H75V194H76L77 196H75ZM89 192H90V193L92 192V193L90 194L91 196H88V195H89ZM100 192H101V193H100ZM118 192H119V193L122 192V193L119 194ZM138 192H139V193H138ZM149 192H150V193H149ZM183 192H184V193H183ZM216 192H217V195H215ZM239 192H240V194H239ZM48 193H49V194H48ZM80 193H81V194H80ZM84 193H85V195H84ZM103 193H104V194H103ZM137 193H138V195H137ZM140 193H141V194H140ZM145 193H146V194H145ZM151 193H152V194H151ZM169 193L171 194V196H170ZM185 193H186V194H185ZM222 193H223V194H222ZM224 193H225V195H226L227 193H229V194H227V196H228V195H229V196L232 195L231 197L233 198V202H234V200H236V208H237L236 213H237V214L235 213L236 217H235V216L233 217V219L236 218V219H235L236 222H235V220L233 221V219H232V220L230 221V224H231V225L229 224V225H228V228H227L228 230L231 229V228H232V230H234L233 228H235L236 231H235V230H234V231H235L236 233H234V231H232V230H230V231L227 230L228 232H230V233L227 232V237H229V238H228V239H227L226 237L224 238L223 242L226 240V241H225V244H226V245H224V243L222 242V245H224V246L222 247L223 249L221 248V252H222V254H223V253H224V254H223V255L220 254V255L218 256L217 250L214 251V250H215V246H214V245L218 244V240H217V238H218V236H217V235H218V232L222 231V230L224 229V227H225L224 224H225L226 218L224 219V218H222V217H225V216L227 217V213H228V211H230V208H229V207L231 206L230 203H231V204H234L232 201L229 202V203L227 204L228 206H225V207H223V205L220 204V202H223V203H224V201H223L224 199L222 198L223 196L225 197V199L227 198V197L224 195ZM236 193H237V195H236ZM46 194H47V196H44V195H46ZM64 194H65L66 196H65ZM142 194H143V197H142ZM147 194H148V195L151 194V197L148 196ZM162 194H161V195H162ZM165 194H166V195H165ZM168 194H169V195H168ZM182 194H183V195H182ZM184 194H185V195H184ZM192 194H191V195H192ZM199 194H200V195H199ZM218 194H219V195L221 194V196H219ZM242 194H244V197H243ZM245 194H246V195H245ZM68 195H72L74 198L71 197V196H68ZM81 195H84V196L87 195L88 198H86L87 196L84 198V197L81 196ZM102 195H104V196H103V198L101 199L100 196H102ZM105 195H106V196H105ZM118 195H119V196H118ZM121 195H122V196H121ZM139 195H140V196H139ZM144 195H145V196H144ZM146 195H147V196H146ZM152 195H153V196H152ZM157 195H159L160 197H158ZM167 195H168V196H167ZM175 195L177 196V198L179 197V195H181V198L175 199V197H176ZM222 195H223V196H222ZM40 196H39V197H40ZM42 196H43V197H42ZM51 196H52V198H55V200H53V199H49V198H51ZM79 196H80V197H79ZM120 196H121V197H120ZM166 196H167V197H166ZM169 196H170V197H169ZM173 196H175V197H173ZM216 196L219 197V198L217 199ZM229 196H228V197H229ZM233 196H234V197H233ZM240 196H241L242 198H244L245 201H244V199H241V200H240V198H241ZM245 196H247V197H245ZM47 197H48V198H47ZM56 197H57V198H56ZM63 197L65 198V199H63V201H64L63 203H66V204H64L65 206L62 205L63 203L61 204V203H59V202L56 201V199H57V200H58V199L61 200ZM66 197H67V199H66ZM75 197H76V199H75ZM77 197H78V199H77ZM92 197H93V199H92ZM99 197H100L101 201H100ZM126 197H127V199H128V202H129V201L131 202V205H130V206H129V204L126 203V202H127ZM136 197H137V198H136ZM147 197H148V198L150 197V198L148 199ZM156 197H157V198H156ZM161 197H166L167 199L165 198V202L168 201V203L165 204L163 198L161 199V202H162L163 205L161 204V202L158 203V200H157V199L159 198V201H160V198H161ZM237 197H238L239 199H238ZM45 198H47L48 200H46ZM79 198L82 199V200L84 199V200L81 201V200H79ZM96 198H97V200H96ZM117 198H118V199H117ZM123 198H124V199H123ZM134 198H135V199H134ZM144 198H145V201H144ZM146 198H147V200H146ZM172 198L175 199V200H173L175 203H176V201H177L176 205H173V204H172L173 201H170V200H172ZM213 198L215 199V202H216V203L214 202V199H213ZM220 198H221V199H220ZM44 199H45V200H44ZM85 199H86V202H85ZM103 199L106 200V203L103 202V201H104ZM119 199H120V200H119ZM132 199H133V200H132ZM150 199H151V200H150ZM155 199H156V201H154ZM168 199H169V200H168ZM216 199H217V201H216ZM222 199H223V200H222ZM237 199H238V201H237ZM50 200H51V201H50ZM60 200H59V201H60ZM66 200H67V201H66ZM69 200H70V201H69ZM72 200H73V201H72ZM74 200H76V202H77V201H79V202L75 203ZM117 200H118V201H117ZM148 200H149V201H148ZM152 200H153V201H152ZM162 200H163V201H162ZM178 200H179V201H178ZM53 201H54V203H53ZM80 201H81V202H80ZM96 201H100V202H99V203L97 202V204H95ZM125 201H126V202H125ZM133 201H134V202H133ZM141 201H142V202H141ZM143 201H144V202H143ZM146 201H148V204H146V203H147ZM169 201H170V202H169ZM219 201H220V202H219ZM239 201L241 202V204L244 203V205L242 204V207H241V204H239ZM44 202H46V203H47V202H50L51 204L48 203L49 205H48V204L45 205ZM55 202H56L57 204H56ZM60 202H62V201H60ZM69 202H70V203H69ZM71 202H72V203H71ZM101 202H102V203H101ZM130 202H129V203H130ZM135 202H136V203H135ZM149 202H150V203H149ZM154 202H157L158 205H157V203L155 204ZM163 202H164V203H163ZM174 202H173V203H174ZM218 202H219V204H218ZM52 203H53V205H52ZM74 203H75V204H74ZM103 203H104V205H103ZM132 203H133V204H132ZM140 203H143V204L145 203V206H143V205L140 204ZM153 203L155 204V207H154ZM169 203L171 204L170 206H169ZM175 203H174V204H175ZM213 203H214V206H213ZM58 204H61L60 206H63V207H60V206L58 207V206H57ZM68 204H69V205H68ZM71 204H72V205H71ZM73 204H74V205H73ZM89 204H90V205H89ZM91 204H92V205H91ZM94 204H95V206H94ZM98 204H99V205H98ZM134 204H135V205H134ZM149 204H150V205H149ZM237 204H238V205H237ZM246 204H247V205H246ZM26 205H27V206H26ZM44 205H45V206H44ZM51 205H52V207H51ZM66 205L69 207V208L67 207L68 210H66V208H65ZM100 205H101V206H100ZM136 205H137V207H136ZM138 205H140L141 208H140V207L138 208ZM156 205H157V208H156ZM159 205H160V207H158ZM179 205H182V203H180ZM215 205H216V206H215ZM218 205H219V206L221 205V206L223 207V209H224V208H225V209L223 210L222 207L220 206V207H221V208H220ZM55 206H56L57 208H56ZM70 206H71V207H70ZM102 206H103V207H102ZM126 206H127V207H126ZM128 206H129V207H128ZM150 206H152V207H150ZM162 206H163V207H162ZM208 206H209V209H208ZM244 206H245V207H244ZM142 207H143V208H142ZM148 207H149L151 210L148 209ZM161 207H162V208H161ZM182 207H183V208H182ZM212 207H213L214 209H213ZM226 207H227V208H226ZM64 208H65V209H64ZM94 208H93V209H94ZM130 208H129V210H130ZM154 208H156V209L153 210V212H152V209H154ZM178 208H179V209H178ZM210 208H211L212 210H211ZM219 208H220V209H219ZM238 208H239L240 210H241L242 208H243V209H242L241 211H239ZM61 209H63V210H61ZM139 209H140V210L143 209V210L140 211ZM160 209H161V210H160ZM165 209H166V210H165ZM184 209H185V211H184ZM188 209H189V208H188ZM60 210H61V212H60ZM80 210H81V214H79V213H80ZM111 210H112V211H111ZM145 210H147L148 212L145 211ZM156 210L158 211L157 213H156ZM163 210H165V211H164L165 213L162 212ZM190 210H191V209H190ZM190 210H189V211H190ZM209 210H211V211H209ZM213 210H215L216 212H218V213H216V212L214 211V213H215V214H218V216H220V217H218V216L215 215V214H212V215H211V213H213ZM218 210H220V212H219ZM221 210H222V211H221ZM225 210H226L227 213L225 212ZM227 210H228V211H227ZM54 211H55L56 213H54ZM62 211L64 212V214H62V213H63ZM154 211H155V212H154ZM180 211H181L182 213H181ZM206 211H207V214H205ZM208 211H209L210 213H209ZM238 211H239V212H238ZM141 212H143V213H141ZM144 212H145V213H144ZM146 212H147V213H146ZM150 212H151V213H150ZM177 212H178V213H177ZM53 213H54V214H53ZM130 213L132 214V217H131V218L129 217V216H131ZM135 213H136V215H137V214H138V215L135 216ZM140 213H141V215H143V216H141ZM153 213H155V215H154ZM220 213H221V214H220ZM225 213H226V215H225ZM61 214H62V216H60ZM76 214H77V215H76ZM127 214H128L129 216H127ZM147 214H150V215L153 214V215H151V216L148 215V217H147V216H145V215H147ZM157 214L160 215L159 218H158V215H157ZM222 214H224L225 216H224V215L222 216ZM63 215H64V216H63ZM73 215H75V217H74ZM84 215H85V214H84ZM205 215H206V216H209V220H208V221H209L210 223H208L207 221H204V220L208 219V218L205 219ZM210 215H211L212 217L215 216V217H213L214 219H213L212 217H210ZM237 215H238V216H237ZM56 216H57V217H56ZM76 216H77V217H76ZM126 216H127V217H126ZM134 216H135V217H134ZM149 216H150V217H149ZM163 216H164V215H163ZM221 216H222V217H221ZM60 217H61V218H60ZM72 217H73V218H72ZM79 217H80V218H79ZM121 217H122V216H121ZM125 217H126L128 220L125 219ZM139 217H140V218H139ZM144 217H145L146 219H144ZM155 217L158 218V219H156V220L154 219L152 222H150V221H151L153 218H155ZM54 218L52 217V220H54ZM133 218H134L135 221L133 220ZM135 218H136V219H135ZM138 218H139V219H138ZM147 218H148L149 221L146 222ZM150 218H151V219H150ZM211 218L213 219V221L215 222V224H213L214 222H213L212 220H211V221H212L213 223L210 221ZM216 218H217V220H218V223H216V221H215ZM219 218H220V219H219ZM221 218H222V221L220 222ZM70 219L73 220V221H71ZM140 219H141V220H140ZM142 219H144L143 221H144L145 223L142 222ZM223 219H224V220H223ZM17 220H18V219H17ZM98 220H99V221H98ZM130 220H131V222H132V221L135 222V223H133L134 225H133L131 222H129ZM200 220H201V224H200V222H199ZM154 221H155V222H154ZM177 221H178V220H177ZM202 221H203V223L206 222V223H205L206 226H205L204 224H202ZM223 221H224V222H223ZM232 221H233V222H232ZM52 222H53V223H51V222H50V223H51V224H54V221H52ZM55 222H56V219H55ZM69 222H70V223H69ZM139 222H141V223H139ZM222 222H223V223H222ZM231 222H232V223H231ZM6 223H7V224H6ZM72 223H73V224H72ZM138 223H139V224H138ZM143 223H144V224H143ZM146 223H148V224H146ZM150 223H151V224H150ZM176 223H178V222H176ZM198 223H199V224H198ZM207 223H208V225H207ZM211 223H212V224H211ZM233 223H234V225H233ZM239 223H240V224H239ZM5 224H6V225H5ZM68 224H69V225H68ZM70 224L73 225V227L70 226ZM131 224H132L133 226H132ZM140 224H143V226L141 225V227H140ZM210 224H211V226H209ZM222 224H223V226H222ZM238 224H239V225H238ZM124 225H125V226H124ZM217 225H218V226H217ZM219 225H220L221 227H220ZM235 225H236L237 227H236ZM240 225H241V227H239ZM201 226H202V229L204 230V232L200 229ZM203 226H205V227L203 228ZM207 226H209V227H207ZM212 226H213V227H212ZM215 226H216L217 228H216ZM229 226H231V227L229 228ZM52 227H53V226L51 225L50 228H52ZM210 227H211V229H209ZM238 227H239V228H238ZM213 228H214V229H213ZM218 228H219V230H218ZM221 228H222V229H221ZM237 228H238V229H237ZM255 228H256V227H255ZM134 229H135V228H134ZM205 229H206V231L209 230V231H207V232H209V233L205 232ZM212 229H213V230H212ZM215 229H216V230H215ZM1 230H2V229H1ZM155 230H156V229H155ZM211 230L213 231L214 234L211 233ZM64 231H65V232H64ZM90 231H91V232H90ZM140 231H142V232H140ZM171 231H172V232H171L172 235L174 234L175 231L177 232V230H175V226H174V228H173ZM214 231H216V232H214ZM217 231H218V232H217ZM231 232H232V233H231ZM258 232H259L258 230H256V229L254 230V233L258 234V235H256V234H255V235L259 237L260 234H259ZM64 233H65V234H64ZM171 234H170V235H171ZM211 234H212V236H214V237H211ZM215 234H216V235H215ZM230 234H231V237L229 236ZM139 235H140V237H139ZM125 236H126V235H125ZM125 236H123V235L119 236V234L117 233V230L114 229V230L110 231L107 235H105L104 237H102L98 242H96L95 244L89 246L85 251L80 252V253H78L77 255L72 254V253L68 254L67 257H65V259L62 260L59 264H83V263H84L85 261H87L88 259H92V258L95 259L96 256H97V253H98L97 250L99 249V246H100L103 242H105V241H109L108 243H109L110 247H115V246H116V248H117L118 246L121 245L122 242H124V241H122V240H124ZM158 236H159V234H158ZM151 237H152V238H151ZM153 237H154V238H153ZM208 237H209V238H208ZM159 238H160V236H159ZM159 238H158V239H159ZM205 238H206V239H205ZM212 238H213V239H212ZM215 238H216V239H215ZM145 239H146V240H145ZM203 239H204V240H203ZM208 239H210V240H208ZM14 240H16V239H14ZM144 240H145V241H144ZM198 240H199V239H198ZM206 240H207V243H206L207 245L205 244ZM211 240H212V241H211ZM216 240H217V241H216ZM231 240H232V241H231ZM22 241H23V240H22ZM121 241H122V242H121ZM129 241H130V243H129ZM152 241L149 240V241H147V242H148V244H150V242H152ZM208 241H211V244H212V245H211ZM230 241H231V242H230ZM110 242H111V243H110ZM147 242H146V243H147ZM197 242H198V243H197ZM201 242H202V243H201ZM213 242H214V244H213ZM226 242H227L229 245H228ZM9 243H14V245H12L11 247H13V250L15 249V252H17V250H19V248H20V244H18V243H21V241H20V242H19V241H18V242H17V241H11V242H9ZM119 243H120V244H119ZM131 243H132V244H131ZM135 243H136V244H135ZM137 243H139V244H137ZM127 244H129L130 247H127V246H129V245H127ZM185 244H186V247H184ZM117 245H118V246H117ZM188 245H189V246H188ZM203 245H204V248H203ZM208 245H209V246H208ZM227 245H228V246H227ZM187 246H188L189 249H187ZM194 246H196V247H194ZM198 246H199V247H198ZM201 246H202V247H201ZM210 246H211V248L213 247V249L207 253V256L203 257L202 254H205L206 251L210 248ZM110 247H109V250H111ZM191 247H194V248H191ZM205 247H206V248H205ZM208 247H209V248H208ZM226 247H227V248H226ZM126 248H125V249H126ZM137 248H138V247H137ZM139 248H140V246H139ZM198 248H200V249L198 250ZM207 248H208V249H207ZM1 249H2V246H1ZM125 249H124V247H123L120 251H123V250H125ZM204 249H206V250L204 251ZM183 250L180 251V252H181L180 255H182L183 257H185V256H184L185 254H184V255L182 254ZM196 250H197V251H196ZM201 250H202V252H201ZM223 250H224V252H223ZM228 250H229V251H228ZM203 251H204V253H203ZM155 252H156L157 254H156ZM163 252L165 253V255H164ZM197 252H198V254H197ZM200 252H201V253H200ZM211 252H212V254H211ZM213 252H214V253H213ZM227 252H229V254H228ZM154 253H155V254H154ZM184 253H185V252H184ZM187 253H186V255H187ZM195 253H196V254H195ZM215 253H217L216 256H215ZM149 254H150V253H149ZM226 254H227V255H226ZM11 255H14V254L12 253V254H10V256H11ZM158 255H159V258H158ZM198 255H199V256H198ZM210 255L214 257L212 260H209V259L212 258ZM228 255H229V259H228ZM114 256H116V254H115ZM197 256H198V257H197ZM201 256H202L203 259L200 258ZM94 257H95V258H94ZM108 257H109V258H108ZM108 257H105V258H104V260H107V261L102 260L103 262H100V263H101V264H104V262H105V264H117L116 262L118 261V259H116V257L114 258L113 255H112V256L109 255ZM111 257H112V258H111ZM150 257H151V256H150ZM196 257H197V258H196ZM215 257H216V258H215ZM106 258H108V259H106ZM152 258H153V257H152ZM162 258H163V259H162ZM195 258H196V259H195ZM199 258H200L201 260H200ZM204 258H205L206 260H205ZM208 258H209V259H208ZM50 259H52V258H50V257H49L48 259L46 258V259L43 260L44 262H43V261H39V262H40L39 264H41L42 262H43V264H48V263L50 262ZM109 259H110V260L112 259V261H110ZM113 259H114V260H113ZM115 259H116V260H115ZM189 259H190V260H189ZM193 259H194V260H193ZM230 259H231V260H230ZM234 259H235L236 261H235ZM47 260H48V263H47ZM108 260H109V262H108ZM188 260H189V261H188ZM191 260H192V261H191ZM198 260H199V261H198ZM208 260H209V261H208ZM45 261H46V262H45ZM194 261H195V262L198 261V262L195 263ZM207 261H208L209 263H208ZM193 262H194V263H193ZM206 262H207V263H206ZM0 264H1V262H0ZM36 264H38V263H36Z\"/></svg>", "mask_w": 264, "mask_h": 264}, {"label": "bare ground", "instance_id": "obj_2", "mask_svg": "<svg viewBox=\"0 0 264 264\" xmlns=\"http://www.w3.org/2000/svg\"><path fill=\"white\" fill-rule=\"evenodd\" d=\"M5 0H0V5L4 2ZM80 1L81 0H52L51 1V3L50 4H47V7L45 6L46 4H45V2H46V0H20V1H18V2H16L13 6H11V8L10 9H6L5 8V11H4V9H3V13H2V15H0V57L2 58V60H4L3 61V63L2 64H4V65H7L6 66V69H5V71H2V69L0 68V87H3L4 88V86L6 87L5 89H6V91H7V93H9V94H6V95H9L10 97H11V95L14 93V92H16L19 88H20V83L21 82H23V80H24V78H26V75L27 76H32L31 78H34V77H36L37 78V76H34L33 77V75L34 74H38V71H39V65H41V64H47L48 65V67H47V69H51V71L50 70H48L49 72H53V69L52 68H55V66H56V64L58 65V62L65 56V58H66V60H67V58L68 57H66V53H65V51L67 52V50H68V48L69 47H71V46H73L74 44H76L75 42H77L78 43V41H76V39H77V37H79V35L77 34L78 33V30H80V28H83L86 24H88L89 22H91V21H96V23H95V25H97L96 27H103V28H108L109 26H111L112 24H113V22H114V20L116 19L113 15L110 17L108 14H105V15H108L109 17H104V18H99V19H96V15H97V12H98V10H99V12H101L100 10V8L101 7H103L104 5H108L109 3H110V0H92V2H91V5H89L88 7H82V5L85 3H83L82 4V2L80 3ZM87 1H89V0H87ZM109 1V3L107 4V2ZM122 1V0H121ZM135 1V0H134ZM133 1V2H134ZM153 1V0H152ZM152 1H151V4H152ZM161 1V0H160ZM159 1V2H160ZM175 1L177 2L176 4L178 5V4H180L181 6H180V8L179 9H177V13H175V17H174V15L172 14V16L174 17V19H172L173 17L171 16V20H172V22H171V20L168 18L170 15H168L167 16V18L169 19V21L167 22L166 20L164 21L163 19H159V18H157L158 16L157 15H154V14H159L161 11H162V9L164 8H162L161 7V2L159 3V2H156V0L155 1H153V2H156V3H153L152 5L150 4V5H148V3L147 2H144V6L146 5V9H147V11L149 10V12H150V10L151 11H153V12H157V10H159L160 9V7L162 8L161 9V11L159 12L158 11V13H154L153 15H152V18H153V16L155 17L156 16V18L154 19H152L151 17V21H150V23L148 24V25H146V27H144L143 26V30H145V31H147V32H150V35H151V32L153 31V30H156V28H158V26H161L163 23H166L165 24V26H166V28L168 29V28H170V29H172L173 27H175V28H177L176 26L179 24L180 25V23L179 22H181L182 20H183V18L185 17V18H187V17H189L188 16V14L189 13H191V12H193V10H195L196 11V7H198L199 6V4H201V3H203L204 1H206V0H184L185 2H183L182 0H168V2L171 4V3H173V4H175ZM210 1H212L213 2V0H209V3H210ZM224 1V0H223ZM229 1V0H228ZM248 1V0H247ZM259 1H261V0H259ZM256 2V3H260V2ZM125 2V1H124ZM130 2H132V0L130 1ZM132 2V3H133ZM163 2V1H162ZM165 2V1H164ZM227 2V1H226ZM236 2H237V0L235 1L234 0V3L236 4ZM241 2V0L239 1V3ZM243 2V1H242ZM241 2V3H242ZM248 2H251L250 0L248 1ZM247 2V4H249ZM262 2V1H261ZM112 3V2H111ZM122 3H123V1H122ZM128 3H129V0H128V2H127V5H128ZM205 3V2H204ZM203 3V4H204ZM208 3V2H207ZM207 3H206V5H207ZM232 3H233V1H232ZM240 3V4H241ZM245 3V2H244ZM243 3V4H244ZM45 4V5H44ZM82 4V5H81ZM121 4V3H120ZM165 4H167V1H166V3ZM164 4V5H165ZM169 4V7H171V5ZM202 4V5H203ZM235 4H233V5H235ZM240 4H238V2H237V4H236V8H237V6H239ZM246 4V3H245ZM254 4H255V1H254ZM87 5V4H86ZM119 5V4H118ZM123 6V8H125L127 5H126V3H125V5L124 4H122ZM133 5V4H132ZM131 5V7L129 8L128 7V9L129 10H131L133 7H134V5L132 6ZM136 5V4H135ZM148 5V6H147ZM176 5V7L178 8V6ZM233 5H231V3H230V6H232L231 7V9L234 7ZM251 4H249V6H250ZM253 5V4H252ZM252 5L250 6V7H248L249 9H251V7H252ZM261 5H263V3H261ZM43 6H45L46 8H42ZM109 7H110V4L108 5ZM108 6H105V7H108ZM129 6H130V3H129ZM174 6V5H173ZM245 6V5H244ZM254 6H258V5H254ZM260 6V5H259ZM258 6V7H259ZM264 6V5H263ZM2 7V6H1ZM122 7H120V8H122ZM175 7V8H176ZM200 7V6H199ZM198 7V8H199ZM239 7H241V6H239ZM239 7H238V9H239ZM246 7H247V5L244 7V9H246ZM257 7V8H258ZM119 8V9H120ZM143 8V7H142ZM145 8V7H144ZM174 8V7H173ZM212 8V7H211ZM215 8V7H214ZM235 8V7H234ZM234 8L232 9V11L234 10ZM242 8H243V5H242V7H241V10H242ZM256 8V9H257ZM263 8V7H262ZM27 9H29V10H34L35 11V13H33V14H36V13H38V15L35 17H31V18H28V20H26V18H25V20H26V22H25V24H26V26L28 25L29 26V28L30 29H27L23 34H21V35H16V32H18V30L20 29V31H21V27H23L24 26V24H23V22H21V23H17V19L23 14L24 15V12L27 10ZM42 9V10H41ZM145 9V10H146ZM200 9V8H199ZM225 9V8H224ZM229 10H227V7H226V9L225 10H227V13L226 12H222L223 13V15L226 17V14H228L229 13V11H230V8H228ZM237 9V10H238ZM253 9H255V8H253L252 7V10H248L249 12H246V10L244 11V10H242V11H240V12H242L243 13V11H244V13H251L252 11L254 12V10ZM41 10V11H40ZM122 10V9H121ZM124 10H126V9H124ZM144 10V9H143ZM142 10V11H143ZM144 10V11H145ZM163 10H165V9H163ZM172 10V9H171ZM198 10V9H197ZM204 10V9H203ZM203 10H202V12H203ZM208 10V9H207ZM206 10V11H207ZM213 10V9H212ZM225 10H223V11H225ZM240 10V9H239ZM239 10L237 11V14L239 13ZM258 10V9H257ZM260 10V9H259ZM59 12L60 11V13L62 12V14H63V19H64V24H63V28L61 29L62 31L59 33V34H54V33H52L51 31H53V30H49L52 34H50L49 36H46V37H44V38H46V39H43V37H42V34L40 33V30L44 27V25L45 24H49L50 23V25L52 24V26L54 27V25L53 24H55L53 21H52V17H53V15L56 13V12ZM143 11V12H144ZM147 11H146V15H148V13H147ZM165 11H167V10H165ZM173 11L174 10H172V13H173ZM205 11V12H206ZM236 11V10H235ZM234 11V12H235ZM251 11V12H250ZM2 12V11H1ZM28 12V11H27ZM30 12V11H29ZM32 12V11H31ZM152 12V13H153ZM164 12V11H163ZM171 11H169V13H170ZM175 12V11H174ZM199 12H201V9H200V11ZM209 12V11H208ZM252 12V13H253ZM107 13V12H106ZM109 13V12H108ZM165 13V12H164ZM168 13V12H167ZM168 13V14H169ZM194 13V15L196 14V12H193ZM204 13V12H203ZM210 13H211V9H210ZM213 13H215V16L216 15H219V14H216V13H218V10L215 12V9H214V12ZM233 13V12H232ZM241 13V17H243V15L244 14H242ZM254 13H256V11L254 12ZM258 13V12H257ZM32 14V13H31ZM30 14V15H31ZM161 14H163L162 12H161ZM161 14H160V16H161ZM201 14V13H200ZM206 14V13H205ZM245 14V15H246ZM247 14V15H248ZM29 15V14H28ZM57 15V14H56ZM55 15V16H56ZM58 15H59V13H58ZM101 15V14H100ZM145 15V16H146ZM150 15V14H149ZM149 15H148V17H149ZM189 15H192V14H189ZM202 15L203 14H201L199 17H201L202 18ZM209 15H211V14H209ZM221 15V14H220ZM223 15H221L222 17H223ZM230 15H231V13H230ZM252 14H250V16H251ZM253 15H255V14H253ZM60 16H61V14H60ZM144 16V17H145ZM159 16V17H160ZM164 16H165V14H164ZM163 16V17H164ZM197 16V15H196ZM213 16V15H212ZM215 16H213V17H211V18H214ZM229 16V15H228ZM227 16V17H228ZM233 16H234V14H233ZM250 16H248L249 18H250ZM256 16V15H255ZM253 17L252 16V18H256V17ZM28 17V16H27ZM199 17H196V19L197 18H199ZM204 17V16H203ZM205 17H207V14L205 15ZM204 17V18H205ZM225 17L223 18L224 20H225ZM230 17V16H229ZM238 17V16H237ZM236 17V18H237ZM240 17V16H239ZM245 17V16H244ZM56 18V17H55ZM60 18V17H59ZM166 17H165V19H167ZM185 18H184V20H185ZM189 18H191V17H189ZM189 18H187V19H189ZM219 18V17H218ZM216 18L217 19V21L221 18ZM234 18H235V16H234ZM234 18H232V19H234ZM252 18H250V21L252 20ZM21 19H22V17H21ZM232 20L231 18H228V21H225L224 22V20L223 21H221L222 20V18H221V20H220V23L221 22H224V26H225V28L227 27L226 25H228V23L230 22V20ZM244 18H242V20H243ZM16 20V21H15ZM19 20V19H18ZM191 20H192V18H191ZM201 20H203V19H201ZM200 20V21H201ZM212 20V19H211ZM237 20H238V18H237ZM245 20H246V18H245ZM245 20L243 21V22H245ZM247 20H248V22H249V19L247 18ZM247 20H246V22H247ZM62 21V20H61ZM164 21V22H163ZM194 21V20H193ZM198 21V20H197ZM209 21H210V19H209ZM213 21H215V18L213 19ZM239 21H241V18H240V20H238V22ZM254 21V20H253ZM11 22H13L12 24H13V26L11 25V27H9V29L7 28V30H3L2 28H3V26L4 25H6L7 23H11ZM19 22V21H18ZM51 22H53V23H51ZM183 22V21H182ZM195 22V21H194ZM193 22V23H194ZM208 22V21H207ZM219 22V21H218ZM217 22V23H218ZM228 22V23H227ZM190 23H192V22H190ZM196 23V22H195ZM193 24V25H195L194 27H196V25L199 23H196V24ZM210 23V22H209ZM208 23V24H209ZM211 23H213V22H211ZM210 23V24H211ZM215 24H216V21L214 22ZM213 23V24H214ZM219 23V24H220ZM227 23V24H226ZM251 23V22H250ZM249 23V24H250ZM57 24V23H56ZM147 24V23H146ZM160 24V25H159ZM183 24V23H182ZM207 24V23H206ZM205 24V25H206ZM212 24V25H213ZM231 24V23H230ZM235 24V23H234ZM234 24L232 23L231 24V26H234ZM237 24H239V23H236V26H238ZM242 24V23H241ZM241 24L237 27V29H238V31H239V29H240V26H241ZM248 24V23H247ZM248 24V25H249ZM58 25H59V23H58ZM57 25V26H58ZM178 25V26H179ZM192 25V24H191ZM190 25V30H191V26ZM218 25V24H217ZM222 25V24H221ZM244 25H246V23L245 24H242V26L244 27ZM252 25V24H251ZM262 25V24H261ZM43 26V27H42ZM163 26V25H162ZM165 26H163V27H165ZM181 26V25H180ZM179 26V27H180ZM189 26V25H188ZM208 26H210V25H208ZM220 26V25H219ZM230 26V25H229ZM256 26H260V23H259V25L258 24H256ZM42 27V28H41ZM46 27H47V25H46ZM62 27V26H61ZM211 28H212V26H210ZM214 27H215V25H214ZM249 27L250 28H252L251 30H250V32L253 30L254 31V26H250L249 25ZM41 28V29H40ZM48 28V27H47ZM52 28V27H51ZM102 28V29H103ZM165 28V29H166ZM203 28H204V26H203ZM201 29L202 31L204 30V29ZM210 28V29H211ZM218 28V26L215 28V29H217ZM221 28V27H220ZM229 29H230V27H228ZM247 28L248 27H246V31H247ZM259 28V27H258ZM262 28V31L263 32H261V34L259 35V36H255L256 38H258L259 39V46L256 44V43H254V46L256 47V45H257V47L258 48H260L259 50H258V48L256 49L257 51H259V55H262V51H263V53H264V22H263V25H262V27H260L259 29H261ZM141 29V30H142ZM166 29V30H167ZM187 29V28H186ZM189 29V28H188ZM193 29H195V28H193ZM207 29L209 30V28L207 27ZM206 28H205V30L203 31V32H201L200 31V34L202 35V33H204L206 30H207ZM212 29H214V28H212ZM227 29V28H226ZM231 29H232V27H231ZM235 29H236V27H235ZM241 29H242V27H241ZM249 29V28H248ZM258 29V30H259ZM91 30V29H90ZM159 30H160V28H159ZM164 30V29H163ZM176 30V29H175ZM175 30H173V31H175ZM189 30V31H190ZM218 30H219V28H218ZM228 30V29H227ZM232 30H234V29H232ZM232 30L231 31H229L228 30V33L227 32H224L223 31V27H222V31H223V33H224V35H225V33H227L229 36H230V38L232 37L231 35H233L234 36V32H232ZM256 30V29H255ZM24 31V30H23ZM22 31V32H23ZM53 31V32H54ZM157 31V33H155V35H157L158 34V30H156ZM192 32H193V30H191ZM221 30H219V32H220ZM237 31V30H236ZM242 31H243V29H242ZM253 31L251 32V33H253ZM260 31V30H259ZM95 32V31H94ZM141 31H139V33H140ZM154 32V31H153ZM162 32V31H161ZM170 32H172V31H170ZM169 32V33H170ZM177 32V30L175 31V33ZM199 32V31H198ZM209 32V31H208ZM212 32H213V30H212ZM218 32V31H217ZM216 32V35H214L213 37L214 38H216V36L217 35H219V32L217 33ZM254 32H256V31H254ZM87 33H88V31H87ZM136 32H134V34H135ZM138 32H137V34H139ZM144 33V32H143ZM163 33V32H162ZM173 33V32H172ZM171 33V34H172ZM185 32H183L182 34H184ZM210 33H211V31H210ZM221 33V32H220ZM230 33H232V34H230ZM237 33V32H236ZM246 33V35H247V32H245ZM244 33V34H245ZM258 33V32H257ZM48 34V33H47ZM46 34V35H47ZM89 34V33H88ZM92 33H90V36H92L91 35ZM94 34V33H93ZM133 34V35H134ZM137 34H135V35H137ZM145 34V33H144ZM152 34H154V33H152ZM186 34V33H185ZM188 34H190V32L188 33ZM188 34H186V39H187V35ZM192 34V33H191ZM199 33H197V35H200ZM204 34H206V32L204 33ZM204 34L202 35V38H204L202 41H204V47L205 46H207L208 44L207 43H205V41L206 42H208V43H210L209 42V39L211 38L210 37V34L209 33H207L208 35H209V37H206V38H208L207 40L205 39V37H203L204 36ZM212 34V33H211ZM214 34V33H213ZM241 34H243V32H241ZM244 34L242 35V36H244ZM250 34V33H249ZM249 34H248V37H249ZM259 34V33H258ZM78 35V36H77ZM82 35V34H81ZM133 35H131L132 37L131 38H134L133 37ZM139 35H142V34H139ZM147 35H149V34H147ZM163 35V34H162ZM162 35H161V39H162ZM168 35V34H167ZM200 35V36H201ZM228 35H226L228 38H229V36ZM236 35H238V33L236 34ZM254 35H256V34H254ZM44 36V35H43ZM106 36H107V34H106ZM106 36H105V38H106ZM144 36V35H143ZM141 37L142 38V45H141V43L140 42H138L139 41V39L137 40V41H135L134 43L136 44V42H137V44L138 43H140V44H138L139 46L141 45L142 47H143V45H145L146 46V42L147 41H149L150 39L148 38V37H151V36H148V37H146V39L148 38L149 40H145V38L144 37ZM154 36V35H153ZM158 36H159V34H158ZM168 36H170V35H168ZM167 36V37H168ZM173 36V35H172ZM188 36H190V35H188ZM193 36V35H192ZM192 36H191V39L190 40H192ZM200 36H196L197 38H195L194 36H193V39L194 40H192V42H195V40L196 39H198L199 41H200V39H199V37ZM212 36V35H211ZM222 36V35H221ZM220 35L218 36V39H222V37H221ZM239 36H241L240 34H239ZM250 36H251V34H250ZM84 37V36H83ZM88 37V36H87ZM140 36H138V38H139ZM157 36H155L154 37V39L156 38ZM160 37V36H159ZM157 38V39H155L156 41L159 39V40H161L160 38ZM164 37L165 36H163V39H164ZM167 37H165V38H167ZM171 37V36H170ZM181 37L183 38L184 36H182L181 35ZM181 37H179V39L181 38ZM220 37V38H219ZM238 36H236V38H237ZM245 37V36H244ZM252 37V36H251ZM251 37H249V38H251ZM255 37H254V40H255ZM85 38H86V36H85ZM108 38V37H107ZM122 38V37H121ZM129 38V37H128ZM135 38L137 39V37L135 36ZM140 38V39H141ZM152 38V37H151ZM201 38V37H200ZM240 38H242V37H240ZM239 38V39H240ZM247 38V37H246ZM120 39V38H119ZM136 39H133V41L134 40H136ZM144 39V40H143ZM168 39V38H167ZM225 39H226V37H225ZM242 39H244V38H242ZM248 39V38H247ZM247 39H245L246 41H247ZM257 39V40H258ZM80 40V39H79ZM85 40V39H84ZM91 40V39H90ZM93 40V39H92ZM106 40H108V39H106ZM153 40V39H152ZM155 40H153V41H155ZM181 40V39H180ZM184 40V39H183ZM189 40V41H190ZM228 40H230V39H228ZM232 40V39H231ZM233 40H234V38H233ZM238 39H236V40H234V41H236V42H234V45H230L229 47H227V48H225L224 50H222V52H223V54L224 55H227L229 58H232L234 55H235V53H236V51H239V44H240V47L242 46V47H244L245 46V44L244 43H240L241 42V39H240V41L238 40ZM89 41V40H88ZM87 41V42H88ZM102 41V40H101ZM103 41H105V39L103 40ZM109 41V40H108ZM132 41V39L130 40V42ZM144 41H145V43H144ZM152 41V43H153V45H154V42ZM164 41V40H163ZM163 41H161V42H163ZM188 41V40H187ZM222 41V40H221ZM246 41H243V42H245L246 43ZM82 42H83V40H82ZM117 42V41H116ZM115 42V43H116ZM119 42V41H118ZM128 42V41H127ZM160 42V41H159ZM158 42V43H159ZM201 42V41H200ZM199 42V43H200ZM214 42H215V40H214ZM214 42H212V44L214 43ZM216 42H217V39H216ZM215 42V43H216ZM229 42V41H228ZM239 44H238V43ZM249 42H250V40H249ZM252 43L253 42H255V41H251ZM251 42H250V44H251ZM90 43V42H89ZM105 43V42H104ZM129 43V42H128ZM133 43V42H132ZM133 43V44H134ZM144 43V44H143ZM218 43H220V40L218 41ZM223 43H224V36H223ZM222 43V45H226V43H224L223 44ZM238 44V47L237 48H235L236 46V44ZM248 43V42H247ZM246 43V44H247ZM35 44H39L38 45V50L37 51H35V52H33L32 51V49H35L34 47H33V45H35ZM81 44V41H80V43L79 44H77V46L78 45H80ZM93 44V43H92ZM95 44V43H94ZM108 44V43H107ZM118 44V43H117ZM116 44V45H117ZM121 43L119 42V44L118 45H120ZM133 44H132V46H133ZM134 45V48H136V47H138V45ZM194 44V43H193ZM196 44V46L195 45H193V46H195V48H191L192 50H190L189 49V47H188V45L189 46H191L192 44H191V42H190V44H188V45H186V44H184V45H186V47L190 50V52H189V50H188V53H190V54H187L188 56L187 57H189V56H191L192 58L194 57V53L197 55V52H199L200 54H201V52L200 51H198V50H200V49H198V48H200L201 46H199V44H197V42L195 43ZM205 44H207V45H205ZM211 44V45H212ZM231 44V43H230ZM241 44H244V46L243 45H241ZM256 44V45H255ZM83 45V44H82ZM81 45V46H82ZM85 45H86V43H85ZM90 45H91V43H90ZM97 45V44H96ZM105 45H106V43H105ZM105 45H102L101 43H99L98 44V49L99 50H102L104 47H105ZM114 45V43L112 44V46ZM129 46H131V44H128ZM147 45H148V48H150V49H153L152 47H149L151 44H149L148 42H147ZM152 45V46H153ZM156 46H158L157 44H155ZM201 45H203V43L201 44ZM211 45H208L209 47H207L208 49L207 50H205L203 53H202V55H204L205 54V52L206 51H208L209 50V48H210V46ZM215 45V44H214ZM224 45V46H225ZM80 46V47H81ZM88 46V45H87ZM87 46H86V48H87ZM93 46V45H92ZM92 46H89V47H92ZM95 46V45H94ZM109 46V45H108ZM112 46L110 45V50H111V48H112ZM115 46V45H114ZM121 46V45H120ZM120 46H118L119 47V49H121L120 48ZM136 46V47H135ZM140 46V47H141ZM159 46H161V45H159ZM172 45H170V47H171ZM216 46L218 47V46H220V45H215V46H212L211 48H216ZM246 46H250L251 47V45H246ZM245 46V47H246ZM33 47V48H32ZM37 47V46H36ZM75 47V46H74ZM79 47V46H78ZM107 47V46H106ZM105 47V48H106ZM125 47V46H124ZM126 47H128V46H126ZM147 47V46H146ZM146 47H145V49H146ZM154 47V46H153ZM184 47V46H183ZM182 47V48H183ZM186 47H184L183 49H186L185 51H187V48ZM203 47V46H202ZM221 47H223V46H221ZM255 47H254V49H253V51L255 50ZM93 48V47H92ZM96 48V47H95ZM93 49L94 50V52L93 53H96V51H97V48L96 49ZM116 48H117V46H116ZM132 47H129V54H132L133 52H132V50H134V51H136V49H134V48H132ZM147 48V49H148ZM156 48V47H155ZM168 48H169V46H168ZM168 48H166V49H168ZM252 48H253V44H252ZM81 49L83 50L84 49V47L82 48L81 47ZM109 49V48H108ZM114 48H112V50H113ZM118 49V48H117ZM141 49H143L144 50V47L143 48H141ZM140 48L138 49V50H141ZM150 49H148L149 51H150ZM203 49V48H202ZM220 49V48H219ZM237 49V50H236ZM241 49V48H240ZM246 50L248 49L247 47L245 48ZM244 49V50H245ZM249 49H251V48H249ZM249 49L247 50V51H249ZM36 50V49H35ZM87 50H88V48H87ZM104 50V49H103ZM111 50V51H112ZM128 50V49H127ZM138 50H137V53H138ZM181 50V49H180ZM194 50H197V51H195L194 52ZM211 50V49H210ZM214 50V49H213ZM243 50V49H242ZM245 50V51H246ZM260 50H262V51H260ZM86 51V50H85ZM92 51V50H91ZM90 51V52H91ZM109 51V50H108ZM111 51H109V53L108 54H111V53H113V52H111ZM114 51V50H113ZM149 51H148V53H149ZM162 51H163V49H162ZM191 51H193L194 53H193V56L191 55ZM245 51H243L242 53H244ZM252 51V49H251V51L250 52H253ZM257 51H254L255 52V54H256V52ZM70 52H71V50H70ZM79 52V51H78ZM81 52V51H80ZM111 52V53H110ZM120 52V54L123 52H121V51H119ZM119 52L117 51V54H115V55H118L119 54ZM127 52V51H126ZM128 52L127 53H123V57H120V59L119 58H117L118 59V61H117V59H113L114 61L116 60V62H113L112 64L111 63H109V64H111V65H107V66H105V65H103V67H107V68H109V67H117V66H115V65H121V63H123V62H125V59H126V56L124 55V54H128ZM141 52H143V53H147V51H142L141 50ZM159 52H160V50H159ZM177 52H178V50H177ZM183 52V50H181V52L179 51V55H180V53H182ZM210 52H213L212 50L211 51H209L208 53H210ZM216 52H218V50H216ZM250 52H248V53H250ZM253 52V53H254ZM69 53V52H68ZM67 53V54H68ZM85 52H83V54H84ZM86 53H87V51H86ZM97 53H100V51L98 52L97 51ZM96 53V54H97ZM103 53H105L104 51H103ZM147 53V54H148ZM160 53H162V52H160ZM176 53V52H175ZM198 53V54H199ZM207 53V54H208ZM242 53H239V54H242ZM247 55H248V53L247 52H245ZM244 53V54H245ZM261 53V54H260ZM90 55L91 53H87L86 54V56L87 55ZM119 54V55H120ZM128 54V58H129V55ZM135 54V53H134ZM140 54H142V53H140ZM164 54V53H163ZM163 54H162V56H163ZM211 54V53H210ZM208 54L210 57H208V55H206V56H204L205 58H207L206 60H208L209 58L210 59H213L212 58V56H213V54ZM222 54V53H221ZM238 54V53H237ZM251 55H252V53H250ZM258 54V53H257ZM256 54V55H257ZM69 55V54H68ZM76 55H78V53L76 54ZM81 55V54H80ZM88 55V56H89ZM100 55V54H99ZM101 55H102V52H101ZM105 55H106V53H105ZM114 55V56H115ZM133 55V54H132ZM137 55V54H136ZM138 55H139V53H138ZM143 56L145 55V54H142ZM160 55L161 54H158V57H160ZM173 55H174V52H173ZM173 55H172V58H173ZM177 54H175L174 56H175V58L177 57L176 56ZM215 55V54H214ZM254 55V54H253ZM255 55V56H256ZM75 56V55H74ZM83 56V55H82ZM81 56V57H82ZM88 56H87V59H88ZM94 57H97L98 56V54H97V56L94 54L93 55ZM93 56L91 57H89V61H91V58L94 60L95 58H93ZM108 55H106V57H107ZM111 56H113V55H110L109 57H111ZM134 56V55H133ZM146 56H148V55H146ZM157 56V55H156ZM155 56V57H156ZM161 56V57H162ZM171 56V55H170ZM169 56V57H170ZM182 56H186V54H184V52L182 53ZM238 56V55H237ZM241 56V55H240ZM244 57H245V55H243ZM254 56V57H255ZM258 56V55H257ZM30 57H31V59H30ZM99 57V56H98ZM97 57V58H98ZM101 57V56H100ZM99 57V58H100ZM106 57H104V58H106ZM109 57H107V58H109ZM157 57V58H158ZM161 57H160V59H161ZM178 57H180V56H178ZM190 57V58H191ZM200 58V55L198 56L197 55V57L195 56V59L193 58V60H196L197 62H198V60H200L199 58ZM216 56H214V58H215ZM218 57V56H217ZM216 57V58H217ZM224 57V56H223ZM239 57V56H238ZM244 57H242V60H243V58ZM248 57V58H247ZM246 58L247 59H245V60H243L242 61V63L244 64L245 63V61H247V62H249V59H250V61H252V63H253V61H258L259 63L258 64H260V61H261V58H259V56H258V59H260V60H256V58H254L253 57V60H251L252 59V57L251 58H249V56H247ZM260 57H262V56H260ZM22 58H25V60L26 59H30V60H28V62L27 63H25L24 62V60L22 59ZM48 58H50V59H48ZM70 58V57H69ZM75 59H76V56L74 57ZM78 58V57H77ZM82 58H84V57H82ZM81 58V61L83 60ZM86 58V57H85ZM96 58V59H97ZM99 58H98V60H99ZM102 58L103 57H101L100 58V60H102ZM106 58V59H107ZM114 58V57H113ZM136 58H139L138 56L136 57ZM135 57H134V59H136ZM141 59H142V57H140ZM147 58V57H146ZM168 58V57H167ZM180 58H182V59H184L183 57H180ZM179 58V61H181V59ZM190 58H187L188 59V63H186L184 60H182L183 62H181V64H182V66L181 65H179V63H178V67H183V71H184V68L187 66V65H195L196 63L195 62H192L191 60H189ZM191 58V59H192ZM196 58H198V60L196 59ZM224 58H226V57H224ZM21 59H22V61H21ZM96 59L94 60V61H96ZM106 59H104V60H102V61H104V64H106V63H108L109 62V60H110V62L112 61L111 60V58L110 59H107L108 60V62H106L105 63V61H107ZM131 59V58H130ZM143 59H145V57L143 58ZM148 59H149V57H148ZM155 59V58H154ZM163 59V58H162ZM174 59V58H173ZM172 59V60H173ZM226 59H228V58H226ZM239 59H240V57H239ZM239 59H238V61H239ZM255 59V60H254ZM77 60H79V59H77ZM137 60V59H136ZM140 60V59H139ZM147 60V59H146ZM168 60H170V61H168L169 62V64H171V65H169L168 66V64H167V62L166 63H164V64H167V68L168 67H170V66H172V64L174 65V63H173V61L175 62V65H177L176 64V61H175V59L171 62V59L170 58H168ZM201 60H203V58H202V56H201ZM206 60L204 61L205 63H206ZM214 60V59H213ZM212 60V61H213ZM217 60H219V59H216L215 61H217ZM220 60H222V58L220 59ZM229 60V59H228ZM241 60V59H240ZM262 60L264 61V57L262 58ZM61 61H65V60H61ZM60 61V62H61ZM68 61H70L71 63H73L72 61H71V59L69 60L68 59ZM88 61V60H87ZM88 61V62H89ZM93 61V62H94ZM128 60H126V62H127ZM133 61V60H132ZM150 61V60H149ZM152 61V60H151ZM155 61H159V63H161L162 62V60H155ZM154 61V62H155ZM161 61V62H160ZM210 61V60H209ZM230 61V60H229ZM232 61V60H231ZM231 61L229 62L230 63V66L231 65H233L232 63H231ZM238 61H236L235 62V60H234V62H235V64H237V62ZM21 62H24L25 64H23V65H21ZM85 62V61H84ZM99 62V61H98ZM101 62V61H100ZM100 62L98 63V64H95L96 66L97 65H99L100 64ZM138 61H136V64H138L137 63ZM143 62H144V60H143ZM147 62V61H146ZM146 62H144V64L146 63ZM153 62V64H158L157 62L156 63H154ZM171 62V63H170ZM202 63H204L203 61H201ZM201 62H200V64H199V62H198V65L199 66H196L197 68L199 67L200 68V65H201ZM211 62V61H210ZM214 62V61H213ZM218 63L220 62V61H217ZM217 62H216V64H213V67H214V69L213 70H211L212 69V65L210 64V63H208L207 62V65H211V66H209V67H211V69H209V70H211V71H216V69H219V67L217 68ZM223 62H226V61H224L223 60ZM65 63V62H64ZM64 63H60V64H64ZM70 63V64H71ZM87 63V62H86ZM95 63V62H94ZM102 63V62H101ZM128 63V62H127ZM127 63L126 64H124L125 65V67L124 66H122V67H124V69L126 68V65H127ZM134 63H135V61H134ZM133 63V64H134ZM141 63H142V61H141ZM149 63V65H150V62H147V64ZM227 63V62H226ZM239 63V62H238ZM255 63H257V62H255ZM261 65L258 67L257 66V64H256V66L258 67V70L256 69V68H254L255 66H252V64H250L249 66H246V67H248L246 70H245V72H243V75H242V78H241V80H240V85H241V89H242V86L243 85H245L246 86V84L248 85H250V84H254L255 83V81L254 82H252V83H247L248 81H253V79L252 78H256L257 79V83L256 84H259V82L262 84V80H263V78H264V62H262L261 61ZM2 64H0V67H2L1 65ZM60 64L58 65V66H60ZM69 63H68V65H70ZM90 64H93L92 63V61L90 62ZM132 64V65H133ZM135 64V65H136ZM143 64V63H142ZM153 64H151L152 66L149 68V70H148V73L149 72H151L150 70H151V68L152 69H154L153 68V66L154 67H157V66H155V65H153ZM163 64V65H164ZM224 64V63H223ZM234 64V65H235ZM254 64V63H253ZM102 64H100V66H101ZM131 65V64H130ZM129 65V66H130ZM141 65V64H140ZM204 65V64H203ZM214 65H216V67L214 66ZM221 65H222V63H221ZM220 64H219V66H221ZM224 65H226V64H224ZM234 65H233V68H234ZM239 66L241 65L240 63L238 64ZM245 65V64H244ZM246 65H248V64H246ZM64 66V65H63ZM62 66V67H63ZM65 66H66V63H65ZM64 66V67H65ZM72 66V65H71ZM85 66H87V65H85ZM128 66V65H127ZM159 67L161 66V64L160 65H158ZM202 66V65H201ZM223 66V65H222ZM226 66H228V65H226ZM230 66L229 67H227V71L228 70H230V72H227V71H224V72H219L218 73V79L216 80V82L218 83V81H219V83H221V86H223L225 89H224V91H228L229 89V93H230V91H233L234 93H236L237 92V94H238V92L239 91H234L235 90V88H233V86L235 85L236 86V84L239 82V77L238 78H236L238 81H236V84H234V73H232L234 70L232 69V72H231V69H229L230 68ZM17 67H20V68H22L20 71H16L18 68ZM70 67V66H69ZM68 66H67V68H63V70H65L66 72H69V70H71V71H73V69L74 70H78V69H75V68H72L71 67V69L69 68ZM75 67V66H74ZM78 67L79 68H82V67H80L79 65H78ZM93 67H94V70H95V72H96V70L97 69H95V66L93 65ZM102 67V66H101ZM99 68V66L97 67V68H99V69H101L102 70V68ZM118 67H120V66H118ZM131 67V66H130ZM137 67V66H136ZM141 67H143V66H141ZM145 67V66H144ZM158 67V68H159ZM162 67H164V66H162ZM173 67H176V66H172V68ZM178 67H176L177 69H178ZM209 67H207V68H209ZM232 67V66H231ZM236 67V66H235ZM60 68V67H59ZM59 68H57V70L59 69ZM69 68V70L67 71L66 69H68ZM84 68V67H83ZM83 68H82V70H83ZM111 68H109L108 70H106V68H104L105 70H106V72L108 73V74H105L106 76L107 75H109V74H112V72H111ZM121 68V67H120ZM120 68H118L116 71L114 70V72H116L117 73V71L119 72L120 70ZM129 68V67H128ZM147 68H148V66H147ZM186 68H190L189 66H187ZM191 68H193V70L195 69L196 70V68L194 67V66H191ZM202 68V67H201ZM224 68V67H223ZM222 67L219 69V70H222L223 69ZM243 68H245V67H243ZM40 69H42L41 67H40ZM43 69H44V67H43ZM85 69V68H84ZM88 69V68H87ZM90 69V68H89ZM130 69H133V67L132 68H130ZM140 69V68H139ZM146 69V68H145ZM157 69V68H156ZM161 69H163V68H160L159 69V71L161 70ZM170 69V68H169ZM182 69V68H181ZM203 69H204V67H203ZM205 69H206V66H205ZM237 69H238V67H237ZM237 69H235V70H237ZM257 70V72L256 71H254V70ZM3 70H4V68H3ZM62 70V69H61ZM92 71H93V69H91ZM129 70V69H128ZM135 70V69H134ZM164 70V69H163ZM162 70V71H163ZM168 70V69H167ZM171 71H169L168 70V72H173L172 71V69H170ZM173 70H174V68H173ZM178 70H180V68L178 69ZM189 70V69H188ZM198 71H196V75H198L197 74V72H199V69H197ZM201 70V69H200ZM218 70V71H219ZM44 71V70H43ZM56 71V70H55ZM65 71H63V72H61L60 71V73H64V74H66L65 73ZM85 71V70H84ZM84 71H83V73L81 72V73H77V75L76 76H79L78 74H85L86 72H87V70L85 71V73H84ZM92 71H90L89 73L90 74H87L88 75V78L87 77H85V79H87V81L85 82V84L87 83H89V82H91V83H94V82H92L93 80L94 81H97V80H95L94 79V76L96 75V73H94V71L92 72ZM99 71V70H98ZM103 71L104 70H102V73H103ZM125 71H127V70H125ZM141 71H143V72H145V71H147V70H141ZM140 71V73H142ZM153 71V70H152ZM157 71H158V69H157ZM158 71V72H159ZM181 72H182V70H180ZM179 71V72H180ZM192 71V70H191ZM191 71H189V72H191ZM202 71V72H201ZM200 72L201 73H204V71L205 70H201ZM207 71H208V69H207ZM210 71V72H211ZM218 71H216V73L218 72ZM223 71V70H222ZM238 71V70H237ZM236 71V75H238L239 74V72L241 71L242 72V68H241V70L240 71H238L237 72ZM46 72V71H45ZM44 72V73H45ZM58 72V71H57ZM80 72V71H79ZM92 72V73H91ZM101 71H99L98 73H100ZM105 72V71H104ZM109 72H111V73H109ZM113 72V73H114ZM123 72H124V70H123ZM138 72H139V70H138ZM154 72V71H153ZM153 72H151L150 74H152ZM156 72V71H155ZM158 72H157V74H158ZM165 72V71H164ZM168 72H166L165 74H167V75H169L170 77H172V73H171V75H170V73H168ZM187 72V71H186ZM188 72V73H189ZM199 72V73H200ZM241 72H240V74H241ZM40 73H41V71H40ZM55 73V72H54ZM60 73H58V75L55 73V74H52L53 76H55V75H57V76H59V74ZM70 73V72H69ZM73 73V72H72ZM75 73V72H74ZM102 73H100V76H101V74ZM116 73H115V75H116ZM120 73H121V71H120ZM131 73V72H130ZM146 73V76H144L143 74H141V75H143L145 78L147 77V72H145ZM160 73V72H159ZM161 73H163V72H161ZM161 73H160V75H161ZM205 73L206 74H208L206 71H205ZM205 73H204V75H205ZM211 73H213V72H211ZM211 73H209L208 75H210ZM215 73V72H214ZM213 73V75H214V77L216 76L215 74ZM29 74V75H28ZM43 73H41V75H42ZM68 74V73H67ZM66 74V75H67ZM104 74V73H103ZM118 74V73H117ZM133 74V73H132ZM136 74H137V76H138V73H137V71H136ZM135 74V75H136ZM154 74L155 73H153L152 74V76H154ZM182 74H184V73H182ZM190 74V73H189ZM6 75H9L8 77L9 78H7V80H5L6 81V84L5 83H3L4 82V77L6 76ZM46 75H48V74H46ZM46 75L44 74V76L46 77ZM114 75V76H115ZM120 75V74H119ZM124 75V74H123ZM128 75V74H127ZM126 74L124 75V77L125 76H127ZM195 75V76H196ZM200 75V74H199ZM39 76H40V74H39ZM43 76V75H42ZM50 76V78H51V80L50 81H52V79L54 80V78H57V77H51V75H49ZM63 76V75H62ZM61 76V77H62ZM68 76H69V74H68ZM81 76V75H80ZM86 76V75H85ZM98 76H99V74H98ZM99 76V78H101L102 79V77L104 78V76H102V77H100ZM113 76V77H114ZM121 76V75H120ZM139 76H140V74H139ZM148 76H150V75H148ZM156 76V75H155ZM158 76H159V74H158ZM163 78H165L164 77V73H163ZM162 76H160V77H162ZM166 76V75H165ZM169 76H167V77H169ZM193 74H190L188 77L186 76L185 77V75H183V79L185 78V80H187V81H183V82H186V83H183V84H181L179 87H177V86H175V87H177L178 89L176 90V94L173 92V95H174V97H175V95H176V98H177V100H175L176 102H177V105H175V106H178V108L181 106L182 108H181V111L183 110V112L182 113H187L188 115H192L193 116V118H194V120H192L191 119V117L190 116H186V115H184V117L186 118L185 120H187L186 122H183L184 120L183 119H181V120H178V122H177V124H179V126H181V125H184V123H187L188 125H187V127L188 126H190L191 125V130L189 131L188 129H187V127L184 125V128L185 129H187L188 131H185V132H182L180 129H182V128H180L179 129V127H178V130L180 131V134H182L185 138H188L189 136H188V134L189 133H187V132H192V126H193V128L195 129V131L196 130H201L202 131V129H204V128H202L203 126H201V124L202 125H204L205 123V121H208V120H206V119H202V118H200V115H199V111L198 110H196V107H195V109H194V107L192 108L190 105V107L188 106V104H185V100L183 99V91H184V93H185V91L187 90L188 92H189V95L188 96H190L191 94H190V92L191 93H197V96H198V89L197 88H199L200 89V85H201V79L199 78V76L198 77H195ZM200 76H202L203 77V75L201 74ZM207 76V75H206ZM211 76V75H210ZM239 76V75H238ZM7 77V76H6ZM71 77H72V75H71ZM73 77H74V74H73ZM109 77H110V75L108 76V78L107 79H109ZM119 77V76H118ZM131 77V76H130ZM134 77V76H133ZM142 77V76H141ZM170 77H169V79H167V80H169V81H167L168 83H170ZM180 77H181V79H182V75H180ZM235 77H237V76H235ZM40 78H41V76H40ZM39 77H38V79H40ZM47 79H50L48 76L46 77ZM45 78V79H46ZM64 78H67L66 76L64 77L63 76V79ZM82 80H84L83 79V77L81 76L80 77ZM95 78H96V76H95ZM99 78H96V79H99ZM106 78H104L105 80H106ZM111 78H112V76H111ZM114 78H117L116 76L114 77ZM114 78H112V79H114ZM121 78V77H120ZM127 78H128V76H127ZM132 78V77H131ZM137 79H138V77H136ZM145 78L143 79L144 81H146L147 80V78H146V80H145ZM158 78V77H157ZM162 78V79H163ZM200 79V85H197V83H198V81H196L197 79ZM213 78V77H212ZM27 79V78H26ZM30 79V78H29ZM35 79V78H34ZM45 79H43L44 81H45ZM68 79H69V77H68ZM68 79L66 80V81H68ZM72 79V78H71ZM100 79V80H101ZM104 79H102V83H100V86H99V83H98V86H97V84H93L92 86H94V85H96L95 87H99V88H95V89H101L102 91H104V88H105V84L107 83L106 81H105V84H104ZM119 79V78H118ZM130 79V78H129ZM134 79H135V77H134ZM140 79H142V78H140ZM150 79H151V76H150ZM150 79H149V82H150ZM159 79V78H158ZM158 79H156V80H158ZM178 79H179V76H178ZM206 79L207 80H209L208 79V77H206ZM259 79H261V80H259ZM30 80H32V79H30ZM37 80V79H36ZM74 80H76L77 81V79H74ZM73 80V81H74ZM79 80V79H78ZM120 80V79H119ZM160 81H161V78L159 79ZM177 80V79H176ZM203 80V79H202ZM204 80H205V78H204ZM211 80V79H210ZM213 81L215 80V78L214 79H212ZM258 80H259V82H258ZM27 81H29V80H27ZM34 80H32L31 82H33ZM38 81H40V80H37V81H35L36 83L38 82ZM44 81H43V83H44ZM49 81V80H48ZM48 81L46 80V82H47V86H48ZM61 80H59V81H57L56 80V82H57V85H56V82L55 81H53V84L49 87V88H47L46 90H44V92L47 94H54V93H57V91L58 90H61L62 88H58L57 86H58V82H60ZM75 81V82H76ZM114 81H116V79L114 80ZM124 81V80H123ZM148 81V80H147ZM154 81V80H153ZM152 81V82H153ZM163 81H165L164 79L161 81V82H163ZM179 81H181V80H178L177 82H179ZM206 81V80H205ZM212 81V82H213ZM30 81H29V83H31ZM55 82V83H54ZM63 82V81H62ZM62 82H60V83H62ZM64 82H65V80H64ZM63 82V83H64ZM69 82H72L71 80H69ZM69 82H67V83H69ZM83 82V81H82ZM100 82V81H99ZM118 82V81H117ZM116 82V83H117ZM121 82V81H120ZM120 82H118V85L116 84V83H113V86H115L114 84H116L118 87L120 86L119 85V83ZM128 82H129V80H128ZM127 82V83H128ZM138 82H139V80H138ZM167 82H165V83H167ZM206 82H208V83H210L209 81H206ZM205 82V86L206 87H204V88H207L208 86H207V83ZM215 82V81H214ZM215 82V83H216ZM264 82V81H263ZM42 83V82H41ZM66 83V84H67ZM90 83V84H91ZM111 83V82H110ZM121 83H123V82H121ZM130 83H132V82H130ZM134 83H135V81H134ZM143 83V82H142ZM142 83H140V85H141V87H139V88H142ZM148 83V82H147ZM146 83V84H147ZM154 83H156V82H154ZM174 83H176V82H174ZM204 83V82H203ZM202 83V84H203ZM215 83H214V85H215ZM216 83V84H217ZM219 83H218V85H219ZM2 84L4 85V86H2ZM27 85H28V83H26ZM39 84V83H38ZM45 84V83H44ZM103 84H104V86H103ZM109 84V83H108ZM107 84V87L106 88H108V89H106V90H108V92L109 93H111L112 91H111V89H110V91H109V87H110V85H108ZM125 84V83H124ZM136 84H138V83H136ZM136 84H131L132 86L133 85H136ZM144 84H145V82H144ZM145 84V85H146ZM151 84V83H150ZM159 83H157V86L156 85H154L155 87H153V88H155L156 90H160V89H162L165 85H164V83H163V87L160 85V87H159V85H158ZM176 84H178V83H176ZM179 84H180V82H179ZM211 84V83H210ZM252 84V85H253ZM50 85V84H49ZM78 85H79V83H78ZM80 85H82V84H80ZM83 85H84V83H83ZM89 85V84H88ZM128 85V84H127ZM139 84H138V86H140ZM152 85V84H151ZM170 85V84H169ZM217 85V86H218ZM238 85V84H237ZM252 85H250L251 87H252ZM262 85H264V84H262ZM261 85V86H262ZM29 86H31V85H29ZM34 86V85H33ZM60 86V85H59ZM62 86H63V84H62ZM90 87H91V85H89ZM88 86V87H89ZM111 86H112V84H111ZM112 86V88H114ZM122 86V85H121ZM125 86V85H124ZM129 86V85H128ZM137 86V85H136ZM149 86V87H148ZM147 86V90L149 89V88H151L150 87V85H148ZM197 86H199V87H197ZM202 86V85H201ZM203 86H204V84H203ZM213 86V83L211 84V88H209V90H208V88L205 90L203 87L201 88L202 89V94H203V91L205 90V91H207L208 90V92L206 93L205 91V93L204 94H207L206 96L207 97H211V96H215V105L217 104L218 106L220 105V106H224V105H222V103L225 101V99H227V98H225L223 95H225L226 93L224 92L223 94H221L222 92H220V91H216V90H218L217 88H213L212 87ZM244 86V87H245ZM255 86V85H254ZM257 86V85H256ZM259 86L260 85H258L257 86V88H259ZM261 86H260V90L263 88V86H262V88H261ZM27 87V86H26ZM87 87V86H86ZM87 87V89L86 90H88V91H86V92H92V91H89V88ZM116 87V86H115ZM117 87V88H118ZM126 87V86H125ZM124 87V89H122V87H121V89L123 90V91H121V92H123V93H125L124 92V90H126V88ZM131 87V86H130ZM143 87V88H144ZM157 87H159V88H157ZM167 87H168V85L165 87L166 89H167ZM173 87H174V84H173ZM174 87V88H175ZM240 87V86H239ZM247 87V86H246ZM2 88V89H3ZM31 88H33V87H31ZM58 88V89H57ZM79 88V87H78ZM81 88H82V86H81ZM81 88H79L80 90H81ZM92 88H94V87H92ZM131 88H134V89H132L133 91L134 90H137V88H135V86H133V87H131ZM131 88H130V90H131ZM171 88V87H170ZM174 88L172 89V90H174ZM232 88V89H231ZM252 88H254V87H252ZM79 89H77L76 88V90H78V91H80ZM84 89V88H83ZM95 89H93V90H95ZM116 89V88H115ZM118 89H120V88H118ZM154 89V90H155ZM164 89V88H163ZM169 89V88H168ZM204 89V90H203ZM216 89V90H215ZM234 89V90H233ZM245 89V88H244ZM251 89V88H250ZM250 89H248V87H247V90H250ZM91 90V89H90ZM130 90L128 91L129 93H130ZM132 90H131V92H132ZM146 90V91H147ZM150 90V89H149ZM153 89H152V91H154ZM165 90V89H164ZM191 90V91H190ZM220 90H221V88H220ZM236 90H238V88L236 89ZM240 90V89H239ZM243 90V89H242ZM252 90V89H251ZM258 90V89H257ZM5 90H2L1 92H0V94L3 92V93H6V92H4ZM30 91V90H29ZM74 92H75V90H73ZM84 91V92H85ZM100 91V90H99ZM138 91L140 92V93H142V90L140 91L139 89H138ZM137 91V92H138ZM145 91V92H146ZM166 91V90H165ZM165 91H163V94H162V92H161V94H162V96L164 95V92ZM170 92H171V90H169ZM195 91V92H194ZM201 91V90H200ZM246 91V90H245ZM244 90L243 91H241V92H245ZM255 91V90H254ZM74 92H73V94H74ZM85 92V93H86ZM96 91H93V94L95 93ZM98 92V91H97ZM105 92H107V91H105ZM113 92H115V91H113ZM120 92V93H121ZM136 92V91H135ZM133 93V94H131L132 96L131 97H133V100H134V96H136V93ZM145 92H143V93H145ZM155 92V91H154ZM158 92V91H157ZM169 92V93H170ZM188 92H186V94H188ZM232 92V93H233ZM250 92V91H249ZM256 92H258V91H255V93ZM260 92H262V91H260ZM24 93V92H23ZM26 93V92H25ZM69 93V92H68ZM67 93V94H68ZM72 93V92H71ZM68 94V95H71V96H73L72 94ZM76 93H78L77 91H76ZM80 93H83L82 91L80 92ZM79 93V94H80ZM116 93V92H115ZM114 93V96L116 97V94ZM119 92L117 91V94H118ZM119 93V94H120ZM139 93V94H140ZM151 93V92H150ZM166 93V92H165ZM172 93V92H171ZM230 94V95H233V94ZM240 93V92H239ZM248 92H246V94H247ZM27 94V93H26ZM30 94V93H29ZM79 94L77 95V97L79 96ZM87 94V93H86ZM85 94V95H86ZM98 94V93H97ZM104 93H102V95H103ZM111 94H113V93H111ZM107 95L108 97L109 96H112V97H114L113 95ZM138 93H137V96L139 95ZM147 94H149V93H147ZM192 94V95H193ZM236 94V95H237ZM242 94V93H241ZM239 95V98H240V96H242V95ZM251 94L253 95V92H251ZM251 94H248V96L249 95H251ZM256 94H258V93H256ZM3 95V94H2ZM65 96V97H70V96ZM84 95V94H83ZM83 95H81V96H83ZM91 95V94H90ZM96 95V94H95ZM99 95V94H98ZM101 95V96H102ZM125 95V94H124ZM127 95V94H126ZM141 95V94H140ZM139 95V96H140ZM143 95V94H142ZM151 95H153V93H151V94H149V95H147V96H150V98H151ZM155 95H157V94H155ZM172 95V94H171ZM170 95V96H171ZM194 95H196V94H194ZM227 95V94H226ZM251 95V96H252ZM255 95V94H254ZM259 95H261V93L260 94H258V97H259V100H261L260 98H263L264 99V96L263 97H260ZM264 95V94H263ZM9 96H3V97H9ZM13 96V95H12ZM15 96H16V94H15ZM14 96V97H15ZM18 96V95H17ZM27 96V95H26ZM26 96H24L23 98H27ZM64 96V95H63ZM62 96V97H63ZM87 96H88V94H87ZM94 95H91V98L93 97ZM100 96V95H99ZM105 96V95H104ZM129 96V95H128ZM137 96H136V98H135V100H137L136 102L137 103H139V102H141L142 103V101H139V100H141L140 99V97L138 96V98H137ZM146 95H145V97L144 96H142V97H144V99H146V98H148V100H149V97H147ZM154 96V95H153ZM162 96H158V98L159 97H162ZM165 96V95H164ZM164 96H163V100H164ZM186 96V95H185ZM187 96V97H188ZM202 97H204L203 95H201ZM235 96V95H234ZM243 96H244V94H243ZM257 95H255L254 97H256ZM0 97H2V96H0ZM74 97H75V95H74ZM98 97V96H97ZM103 97V96H102ZM107 97V99H109V98H111V99H109V100H107V101H109V102H113V100H112V97H109L108 98ZM118 97V96H117ZM126 98H127V96H125ZM157 97V96H156ZM171 97H173V96H171ZM173 97V98H174ZM209 97V98H210ZM224 98V99H221V98ZM228 97V96H227ZM257 97V98H258ZM2 99L1 98V100L2 101H4V102H6L5 100H7V99ZM68 98H66V99H64V98H62L61 100H66L67 101V99ZM72 98V97H71ZM83 98H84V96H83ZM98 98H101V97H98ZM104 98V97H103ZM119 98H120V95H119ZM123 98V97H122ZM121 98V99H122ZM126 98L124 99V100H126ZM155 98V97H154ZM190 98V97H189ZM204 98H206V97H204ZM208 98V99H209ZM233 98V97H232ZM236 98V97H235ZM239 98H238V100H239ZM247 98V97H246ZM246 98H243V99H245V100H241L242 98H240V101L237 103V101H235L234 99V101L236 102V106H234L233 105V107L232 108H230L229 109V107H227L229 110H227V111H225V113H222V111L224 110V109H222L221 107H219V110H221V113L223 114V115H220L221 116V120L219 121V123H218V130L220 131L219 133H225L226 134V136H227V138H230V140L229 139H226L227 141L225 142H223V143H226L227 145H226V147H224L225 148V152H224V156H225V158H221L220 159V161L221 160H224V159H226V160H224V161H227L228 160V158L231 160V163L232 164H235V165H237V166H239V164H241V162L239 161V159H241V157L239 158V155H243V154H241V151H245V150H242L244 147V145H243V143L241 142V139H244L245 138V136H248V135H250V134H247V133H249V132H247V130H248V125L251 123V122H249L248 121V119L247 118H250L251 116H250V111H252V109H251V107H252V105H250V103L251 104H256L255 102H257L256 100H255V102L254 103H252V99L250 100V98H249V100L251 101H247V99ZM256 98V99H257ZM75 99V98H74ZM79 99V102H81L80 101V99L81 98H78ZM78 99L76 100V101H78ZM85 99V98H84ZM87 97H86V99H85V102L87 101ZM96 99V97L94 98V100ZM118 98H116L115 100H117ZM120 99V100H121ZM132 99V98H131ZM131 99H130V101H131ZM196 99H197V97H196ZM201 100H202V98H200ZM229 99V98H228ZM227 99V100H228ZM63 100V101H64ZM71 100V99H70ZM82 100V99H81ZM93 100V98H92V101H94ZM103 100V103H104V99H102ZM106 100V99H105ZM114 100V101H115ZM131 101V102H133L134 103V101ZM143 100V99H142ZM156 100V99H155ZM158 100V99H157ZM187 100V99H186ZM190 100V99H189ZM193 100V99H192ZM191 100V101H192ZM204 100V99H203ZM202 100V101H203ZM207 100V99H206ZM209 100H211L212 101V99H209ZM232 100V99H231ZM232 100V101H233ZM8 101V100H7ZM62 101V102H63ZM75 101V102H76ZM89 101V100H88ZM95 101H97L98 102V100H95ZM94 101V102H95ZM99 101H100V99H99ZM106 101V102H107ZM122 101V100H121ZM128 101V100H127ZM139 101V102H138ZM146 101H147V99H146ZM146 101H144L145 103H146ZM151 101H154L153 100V98H152V100ZM173 101H174V99H173ZM190 101V102H191ZM198 101V100H197ZM208 101V100H207ZM211 101H209V102H211ZM262 101V100H261ZM261 101H259V104H260V102ZM4 102H3V105H4ZM9 102V101H8ZM61 102V103H62ZM74 102V101H73ZM72 101L70 102V103H73ZM78 102V103H79ZM102 102V101H101ZM100 102V103H101ZM111 102V104H113ZM118 102V101H117ZM124 103L126 102V101H123ZM122 102V103H123ZM130 102V104H132ZM135 102V103H136ZM144 102H143V104H144ZM149 102V101H148ZM168 102V101H167ZM169 102H170V98H169ZM172 102V101H171ZM175 102V103H176ZM189 102V101H188ZM196 102V101H195ZM204 103H207V102H205V100L203 101ZM263 102H264V100H263ZM41 103V102H40ZM66 103V102H65ZM69 103V104H70ZM77 103V104H78ZM116 103V102H115ZM121 103V102H120ZM121 103V104H122ZM151 103V102H150ZM164 103V102H163ZM166 103V102H165ZM173 103V102H172ZM171 103V104H172ZM187 103V102H186ZM199 103V102H198ZM201 103V102H200ZM262 103V102H261ZM0 104H2L1 103V101H0ZM44 104V103H43ZM60 104V103H59ZM59 104H57V109L58 110H65L66 108L64 107L65 106V104L62 106V107H58V105ZM69 104H68V106H69ZM75 104V106H76V103H74ZM81 104V103H80ZM94 104V103H93ZM96 105H95V107L97 106V103H95ZM108 104V103H107ZM111 104H108V105H110V106H112ZM120 104V105H121ZM129 104V105H130ZM148 103H146L143 107H145V108H148V106H150L151 104H148V106H146ZM162 104V103H161ZM160 104V105H161ZM166 104H169V103H166ZM194 104V103H193ZM208 104V103H207ZM210 104V103H209ZM226 104H228L227 102H226ZM233 104V103H232ZM258 104V105H259ZM2 105V106H3ZM41 105V104H40ZM45 105V104H44ZM79 105V104H78ZM82 105H84V108H83V110H81V112H80V114L78 115V111H79V109H76V110H78L75 114L76 115H74V116H76L73 120L71 119V122H69L70 120L69 119H65L66 121H68V123H65L64 124V122H60V123H58L61 119L59 118V116H58V118L60 119L59 121H57V122H55L56 124H53L52 125V127H50V134H49V132H48V134L49 135H46V137H47V139L45 140V143H39L38 145H40V147H39V149H40V155L38 154L37 156H38V158L35 160V162H36V165L38 166V165H41L42 166V168H44L45 170H51V168H50V166H53V164L54 165H56V163L54 162V161H52V160H54V156H55V154H56V156H57V151H58V156L57 157H60L61 156V154H60V149H62L63 148V146L65 145V143H67L66 144V146L68 145V138L70 137L71 138V136L70 135H72V133L73 134H75L76 135V133H74V131H75V128H76V126H77V124L78 123H82L83 121H84V119L86 118V119H89V120H93V119H91L90 117H91V110H92V103L89 101V102H86V103H84L83 104V100H82ZM98 105H99V102H98ZM103 106H105V104H102ZM101 105V106H102ZM136 105H138V104H136ZM139 105H140V103H139ZM159 105V104H158ZM159 105V106H160ZM165 105V104H164ZM163 105V106H164ZM174 104H172V106H173ZM180 105V106H179ZM198 105V104H197ZM212 105H213V108H214V104L212 103ZM230 105V104H229ZM257 105V104H256ZM261 105V104H260ZM1 106V105H0ZM51 106V105H50ZM61 106V105H60ZM71 106V105H70ZM74 106V105H73ZM74 106V107H75ZM100 106V107H101ZM102 106V107H103ZM134 106H135V104H134ZM133 106V104L130 106V111L131 110H133V109H136V108H133L134 107ZM159 106H157V107H159ZM175 106H174V108L173 109H176L175 108ZM196 106V105H195ZM203 106V105H202ZM206 106V105H205ZM41 107V106H40ZM42 107H44V106H42ZM64 107V109H62ZM77 107V106H76ZM80 107H81V105H80ZM83 107V106H82ZM107 107V106H106ZM106 107H103V108H106ZM109 107V106H108ZM129 107V106H128ZM127 106H126V108H128ZM131 107H132V109H131ZM140 106H137V108H139ZM151 107V106H150ZM201 107V106H200ZM200 107H197L198 109H200ZM258 107V106H257ZM257 107H256V109H257ZM260 107V106H259ZM70 108V107H69ZM68 108V109H69ZM98 108H99V106H98ZM98 108H97V110H98ZM145 108L143 109V110H145ZM163 109L164 107H160V108H157V109ZM166 108V107H165ZM208 108V107H207ZM213 108H212V110H213ZM221 108V109H220ZM225 110L227 109L226 108V105H225ZM53 109H54V111H55V109H56V107L54 108H52V110H51V112L53 111ZM72 109V108H71ZM71 109H69V111L71 112ZM74 109V108H73ZM82 109V108H81ZM94 109V108H93ZM96 109V108H95ZM102 109V108H101ZM101 109H99V110H101ZM108 109H110V108H108ZM142 109V108H141ZM149 109H151L150 110V112H151V115H152V117H151V119L153 118V115H154V111H152V108H149ZM148 109V110H149ZM156 109V108H155ZM161 109V110H162ZM168 109V108H167ZM209 109H210V106H209V108H208V110H207V112L206 113H209L210 111H209ZM255 109V107H253V110ZM262 109V108H261ZM39 110V109H38ZM42 110H44V109H42ZM76 110H72V113H74L73 111H76ZM104 110H106V109H104ZM103 110V111H104ZM111 110V109H110ZM126 110V109H125ZM138 110V109H137ZM143 110H141V111H143ZM160 110V111H161ZM164 110V109H163ZM177 110H180V109H177ZM205 110H206V108H205ZM205 110H204V113H205ZM214 110H217V109H214ZM242 110V111H241ZM259 111H260V109H258ZM257 110V111H258ZM264 110V109H263ZM262 110V111H263ZM49 111V110H48ZM65 111H67V110H65ZM68 111V113L66 114H64V115H66L67 117L70 115V112ZM93 111V110H92ZM95 111V110H94ZM93 111V112H94ZM103 111H102V113H103ZM109 111V110H108ZM107 111V112H108ZM127 111V110H126ZM130 111H128V112H130ZM135 112H136V110H134ZM165 111V110H164ZM168 111V110H167ZM173 110H171V112H172ZM181 111H178V112H181ZM201 112H202V110H200ZM209 111V112H208ZM241 111V113L243 112L244 114V116L246 115V117H243V119H242V117H241V121H239V122H236V121H234L233 119H237L238 117H236V115L238 116V114H239V117H240V114L241 113H239ZM258 111V112H259ZM34 112V111H33ZM42 112L43 111H41L40 113L42 114ZM50 112V111H49ZM50 112V113H51ZM58 112V111H57ZM93 112H92V114H93ZM96 112V111H95ZM94 112V115L96 114V113H98V111L95 113ZM125 113V111L122 113V115H124V113H125V115H124V118H125V116L127 115V114H130V113ZM150 112H149V114H150ZM158 112V111H157ZM177 112V113H178ZM217 112V111H216ZM224 112V111H223ZM256 112V111H255ZM254 112V113H255ZM257 112V113H258ZM36 113V115L38 114L37 113V111L35 112ZM35 113H33V114H30V115H28V116H26V121H24L23 122V124H20L19 126H18V132H23L24 134H22L23 136H25V132H27L28 133V129H30V128H28V127H32V126H30L33 122H35V126H37V124H38V122H40V121H38L37 122V124H36V118L37 117H41V116H38L37 115V117L36 116H32V115H34ZM46 113V112H45ZM44 113V114H45ZM48 113V112H47ZM52 113H54V112H52ZM100 114H101V112H99ZM133 113V112H132ZM163 113V112H162ZM170 113V111L168 112V114ZM181 113V114H182ZM211 113V112H210ZM218 113H220L219 111H218ZM217 113V114H218ZM220 113V114H221ZM238 113V114H237ZM253 113V112H252ZM253 113V114H254ZM257 113L256 114H254V115H257ZM264 113V112H263ZM63 114H61L62 115V118H63ZM89 114H90V117L89 118H87V115L89 116ZM137 114H138V111H137ZM142 114V113H141ZM143 114H145V113H143ZM147 114V113H146ZM148 114V116H150ZM155 114H156V111H155ZM167 114V115H168ZM248 114H249V116H248ZM252 114V115H253ZM40 115V114H39ZM47 115V114H46ZM53 115H55V114H50V118H52V116ZM73 115H71L72 116V118H73ZM99 115V114H98ZM157 115H161L160 113H157ZM156 115V116H157ZM166 115V116H167ZM177 115V114H176ZM202 115V114H201ZM208 115V114H207ZM207 115H202V116H207ZM242 115V116H243ZM254 115L252 116L253 117V119H255L254 118ZM44 116V115H43ZM65 116V117H66ZM129 115H127L126 116V119L127 118H129L128 117ZM134 116V113H133V115H132V117ZM138 116V115H137ZM139 116H140V112H139ZM147 116V117H148ZM165 116V115H164ZM178 116H179V113H178ZM212 116L213 117H215L216 118V115L214 116L213 114H212ZM211 116V117H212ZM258 116H262V112H260V114L258 115ZM257 116V117H258ZM11 117V116H10ZM44 117H46V116H44ZM55 118H57L56 116H54ZM61 117V116H60ZM64 117V118H65ZM119 117V116H118ZM118 117L117 118H115L116 119V121H117V119H118ZM122 117V116H121ZM145 117V116H144ZM154 117H155V115H154ZM160 117V116H159ZM158 117V118H159ZM161 117H162V115H161ZM181 117L182 118H184L182 115H181ZM180 117V118H181ZM190 117V119L189 120H191L190 121V123H188V118ZM208 117V116H207ZM8 118V117H7ZM21 118V117H20ZM49 117H47V119H48ZM54 118V119H55ZM57 118V119H58ZM92 118H94L93 116H92ZM138 118H140V117H138ZM137 117H136V113H135V118H133V120L134 119H138ZM146 118V117H145ZM169 118V117H168ZM209 118V117H208ZM214 118V119H215ZM218 119L220 118L219 117V114H218V117H217ZM13 119H14V117H13ZM17 119H18V117H17ZM23 119V118H22ZM41 119H43V117H41L40 118V120ZM46 119V118H45ZM46 119V120H47ZM115 119H113L112 121H114ZM121 119H123V118H121ZM142 119V118H141ZM147 119V118H146ZM146 119H145V121H146ZM149 119H150V117H149ZM150 119V120H151ZM162 119V118H161ZM164 119V118H163ZM179 119V118H178ZM240 119V118H239ZM239 119H237V120H239ZM253 119H252V123H253ZM6 119H4V121H5ZM9 120V119H8ZM8 120H6V121H8ZM14 120H16V117H15V119ZM21 120V119H20ZM24 120V119H23ZM56 120V119H55ZM125 120V119H124ZM129 120H131L130 118H129ZM143 120V119H142ZM141 120V121H142ZM149 120V121H150ZM216 120V119H215ZM250 120V119H249ZM257 120V119H256ZM2 121V120H1ZM0 121V122H1ZM11 121H13V120H11ZM19 121V120H18ZM48 121V120H47ZM46 121V122H47ZM54 121V120H53ZM52 120L50 121H48V122H53ZM91 121H89V124L91 123V124H94V121H93V123L91 122ZM118 121H120V118H119V120ZM125 121H127V120H125ZM140 121V122H141ZM144 121V122H145ZM148 121V120H147ZM148 121V122H149ZM156 121V120H155ZM155 121H153L152 123L154 124V122ZM161 121V120H160ZM160 121H158V122H160ZM165 121V120H164ZM177 121V120H176ZM210 121H214V120H210ZM209 121V122H210ZM260 120H258V122H259ZM3 122V121H2ZM9 122H10V120H9ZM8 122V123H9ZM20 122V121H19ZM22 122V121H21ZM121 122V121H120ZM119 122V123H120ZM123 122V121H122ZM129 122V121H128ZM127 122V124H129ZM85 123V122H84ZM86 123H87V121H86ZM108 123V122H107ZM110 123L111 122H109V124H107V126L106 125H104L105 127H110L111 129H113L114 127H113V125L111 126L110 125ZM116 123V122H115ZM119 123L117 122V124L119 125ZM137 123L139 124V122L137 121H132L128 126H126V128H127V131L125 132V133H127L126 134V139L127 138H130V140H131V137L132 136H134L136 133H137V131L135 130V127H136V125H137ZM150 123V122H149ZM151 123V124H152ZM166 123V122H165ZM215 123V122H214ZM255 123V122H254ZM3 124V123H2ZM14 124H15V121H14ZM16 124H17V121H16ZM43 124H45V122H43ZM42 124V125H43ZM47 124V123H46ZM50 124V126H51V123H49ZM79 124V125H80ZM106 124V123H105ZM111 124H113V123H111ZM116 124V125H117ZM123 124V123H122ZM121 124V125H122ZM141 124H143V122L142 123H140L139 125H138V127L139 126H141ZM153 124H152V126H153ZM176 124V125H177ZM208 124V125H207ZM206 125H207V127L210 129V128H212V129H210V130H213L214 128H213V126L214 125H209V123H207ZM215 124H217V122L215 123ZM257 124V123H256ZM255 124V125H256ZM5 125V124H4ZM3 125V126H4ZM82 125H83V123H82ZM88 125V123L87 124H85L84 126H85V130H86V126ZM96 125H97V123H96ZM125 125H126V123H125ZM124 125V126H125ZM145 126H147L148 124H144ZM157 125H159L158 123L156 124V126ZM166 125V124H165ZM254 125V126H255ZM2 126V125H1ZM11 127H12V125H10ZM15 126V125H14ZM40 126V125H39ZM93 126V125H92ZM94 126H95V124H94ZM101 126V125H100ZM103 126V125H102ZM102 126H101V128H102ZM103 126V127H104ZM144 126V127H145ZM151 126V125H150ZM150 126H149V128H150ZM151 126V127H152ZM155 125H154V127H152V128H150V129H152L151 131H149L148 130V133L147 134H149V132L151 133V134H149V135H146V137L145 138H147V136H148V138H149V136L150 135H152L153 133L154 134H156V132H157V129H159V128H157ZM160 126V125H159ZM162 126V125H161ZM205 126V125H204ZM210 126V127H209ZM216 127H217V125H215ZM214 126V127H215ZM258 128L256 129V130H254V132H252V136L251 137H253L254 139H256L257 140V142L256 143H258V144H255V145H257L258 147V150H261V148L262 147H264V118H263V120H261V123H260V125L258 126V125H256ZM8 127H9V125H8ZM16 127V126H15ZM14 127V128H15ZM43 127V126H42ZM41 127V128H42ZM77 127H79V126H77ZM89 127H90V125H89ZM96 127H99V124H98V126H96ZM113 127V128H112ZM119 127H120V125H119ZM118 127V130L121 128H119ZM122 127H123V125H122ZM131 127H133V128H131ZM138 127L136 128L139 132H140V130L138 129ZM176 128H177V126H175ZM182 127V126H181ZM200 127L202 128V129H200ZM253 128L254 129V127H253V125L252 126H249V128ZM2 128V127H1ZM0 128V129H1ZM5 128H7V127H4L2 130H4V131H6L5 130ZM13 128V127H12ZM14 128L13 129H11L10 128V130L12 131H14ZM45 128H48V125H47V127H45ZM45 128H42L43 130L45 129ZM80 128V127H79ZM78 128V129H79ZM81 128H82V126H81ZM90 128H92V127H90ZM90 128H87V129H90ZM100 128V127H99ZM109 128V129H110ZM117 127H115L114 129L115 130H117L116 129ZM123 128H125V127H123ZM123 128H122V130L120 129L119 131H121V132H123ZM146 128V127H145ZM148 128V129H149ZM183 128V129H184ZM36 130H38L39 128H35ZM77 129V130H78ZM94 128H92V131L91 130H89V131H87L88 133L91 131V132H93L94 130H93ZM106 129V128H105ZM140 129H141V127H140ZM142 129H143V126H142ZM182 129V130H183ZM209 129H206V126H205V131H203L204 133L206 132V134H207V131H209ZM216 129V128H215ZM214 129V130H215ZM9 130V131H10ZM16 130V131H17ZM32 130H34L33 128L31 129V131ZM36 130H35V132H31L30 134H31V139H28V141H30L31 142V140L33 141V140H35L37 137H38V132H36ZM46 131H47V129H45ZM81 130V129H80ZM97 130V129H96ZM95 130V131H96ZM98 130H100V129H98ZM96 131L95 133V137H96V135H100L101 134V136L104 138L105 136H104V134L106 133V132H110L111 133V131H109L108 130V128L106 129V132L105 133H103V135H102V133H101V131ZM101 130H104L103 128L101 129ZM108 130V131H107ZM125 130V129H124ZM162 130H163V128H162ZM175 130H177V129H175ZM213 130V131H214ZM15 131V132H16ZM39 131H40V129H39ZM86 131H84V132H86ZM114 131V130H113ZM113 131H112V133H113ZM118 131V132H119ZM133 131H136L135 132V134H134V132ZM142 131V130H141ZM146 131H147V129H146ZM251 131V130H250ZM29 132H30V130H29ZM81 132V131H80ZM86 132V133H87ZM97 132H98V134H97ZM100 132V133H99ZM115 132V131H114ZM200 132V131H199ZM211 132V131H210ZM215 132V131H214ZM217 132V131H216ZM3 133V132H2ZM7 133H8V130H7ZM7 133L5 134L6 136H7ZM26 133V134H27ZM45 133V132H44ZM43 133V134H44ZM77 133H79V131L77 132ZM82 133V132H81ZM87 133V134H88ZM107 133V134H108ZM124 133V132H123ZM177 133V132H176ZM175 133V134H176ZM195 134L197 133V131L196 132H194ZM202 133V132H201ZM200 133V134H201ZM218 133V132H217ZM9 134H10V132L8 133V136L7 137H9ZM13 135L15 134V135H17V133H12ZM10 135V137L12 136V138L14 139V137H13V135ZM21 134V133H20ZM43 134H41V135H43ZM80 134V133H79ZM117 134V133H116ZM115 133H114V135L115 136H119L118 134L116 135ZM122 134V133H121ZM132 134H134V135H132ZM161 134V133H160ZM198 134V133H197ZM196 134V135H197ZM205 134V135H206ZM214 134V133H213ZM213 134H211V135H213ZM220 134V135H221ZM225 134H223V136H225ZM0 135H1V132H0ZM4 135V136H5ZM21 135V136H22ZM28 135V134H27ZM78 135V134H77ZM83 135H85L84 133H83ZM106 135V134H105ZM109 135V134H108ZM132 135V136H131ZM202 135H203V133H202ZM202 135H201V139H203L202 138ZM220 135H217V136H219V137H221V139H223L224 137H222V136H220ZM238 136V135H240V137H241V139L239 138V137H237V138H239L238 140H234V136ZM3 136V137H4ZM21 136H16V137H18V138H20ZM29 136V135H28ZM45 136V135H44ZM44 136H43V139H44ZM81 136H82V134H81ZM86 136V135H85ZM89 137H90V134L88 135ZM91 136H93L92 134H91ZM113 135H111V137H112ZM122 136V135H121ZM143 136H145V133L142 131V132H140L139 134L137 133V135H135V137H136V140H135V137H134V140L136 141V144H137V142H138V140L140 141V139L142 140L143 139ZM153 136V135H152ZM188 136V137H187ZM192 136V135H191ZM209 136V135H208ZM213 136H215V135H213ZM225 136V137H226ZM7 137H5V139H7L8 140V138ZM10 137H9V140H10ZM74 137V136H73ZM72 137V138H73ZM78 137V136H77ZM84 137V136H83ZM94 137V136H93ZM93 137L90 139V140H94L93 139ZM102 137H100L101 139H102ZM107 137V136H106ZM110 137V138H111ZM151 137V136H150ZM155 137V136H154ZM154 137H152V138H154ZM160 137V136H159ZM178 137V136H177ZM179 137H180V135H179ZM11 138V139H12ZM25 138H26V136H25ZM27 138H29V137H27ZM26 138V139H27ZM79 138H80V135H79ZM78 138V140L76 141L77 143H78V141L79 140H81V139H79ZM100 138H96V140L97 139H99L100 140ZM108 138V137H107ZM120 138V137H119ZM125 138V137H124ZM133 138V137H132ZM156 138V137H155ZM194 138V137H193ZM208 138V137H207ZM236 138V137H235ZM5 139H3L4 141H5ZM84 138H82V140H83ZM86 139H88L87 137H86ZM106 139V138H105ZM109 139V138H108ZM123 138H121V140H122ZM159 139V138H158ZM158 139H157V141H158ZM211 139H213L214 140V137H212ZM217 139H218V137H217ZM252 140L253 141V144H254V141L255 140ZM15 140H16V138H15ZM18 140V139H17ZM20 140V139H19ZM18 140V141H19ZM40 140V139H39ZM71 140V139H70ZM81 140V141H82ZM96 140H94V142H96ZM148 140V139H147ZM154 140V139H153ZM205 140V139H204ZM218 140H220V139H218ZM224 140V139H223ZM245 140V139H244ZM1 141V140H0ZM11 141V140H10ZM10 141H7V142H10ZM22 141V140H21ZM21 141H19V143L21 142ZM24 141V140H23ZM27 141V142H28ZM37 141L38 140H36V144H37ZM67 141V142H66ZM80 141V142H81ZM89 141V140H88ZM102 141H103V139H102ZM105 141V140H104ZM103 141V142H104ZM108 141V140H107ZM132 141V140H131ZM155 141V140H154ZM206 141V140H205ZM212 141V140H211ZM243 141V140H242ZM246 142H247V140H245ZM244 141V142H245ZM248 141H250L249 140V138H248ZM2 142V141H1ZM12 142V141H11ZM16 142V141H15ZM25 142H26V140H25ZM25 142H23V143H25ZM26 142V143H27ZM29 142V143H30ZM41 142H42V139H41ZM44 142V141H43ZM86 143H84V144H82L83 142H81V144L84 146H82L83 148H85V144L86 145H88L87 144V141H85ZM93 142V141H92ZM92 142L90 143V146H91V144H92ZM97 142H98V140H97ZM100 142V141H99ZM119 142V141H118ZM122 142V141H121ZM124 142V141H123ZM130 142V141H129ZM129 142H128V144H129ZM134 141H132V143H133ZM142 142V141H141ZM145 142H146V140H145ZM144 142V143H145ZM152 142V141H151ZM160 142V141H159ZM217 142H219V141H217ZM216 142V143H217ZM246 142L244 143V144H246ZM12 143H14V142H12ZM19 143H16L17 145V147H21V146H24L23 145V143H22V145L21 146H18V145H20ZM31 143H33V142H31ZM30 143V144H31ZM35 143V142H34ZM89 143V142H88ZM132 143L130 142V144L132 145ZM148 143H149V141H148ZM157 143V142H156ZM167 143V142H166ZM210 143V138H209V142H208V144ZM250 143V142H249ZM2 144V143H1ZM0 144V145H1ZM5 144H6V141H5ZM4 144V142H3V145H5ZM70 144V143H69ZM71 144H72V142H71ZM75 144V143H74ZM101 144H103V143H101ZM106 144V143H105ZM122 144V143H121ZM121 144H119V145H121ZM125 144H126V140H125ZM124 144V145H125ZM139 144H140V142L137 144V145H134V146H139ZM158 144V143H157ZM162 144H165V143H162ZM203 144H205V143H203ZM202 144V145H203ZM213 144H214V142H213ZM210 145L209 146V148H211V150L213 149L212 148V146H217V144L216 145ZM220 144V143H219ZM221 144H222V140H221ZM253 144H248L249 145V147L252 145V146H255V145H253ZM32 145V144H31ZM78 146V144H75V146ZM80 145V144H79ZM93 145V144H92ZM96 145V144H95ZM95 145H93V146H95ZM118 145V146H119ZM131 145H130V147H131ZM141 146H143V144H140ZM149 145V144H148ZM152 145V144H151ZM167 145V144H166ZM166 145H165V147H166ZM201 145V146H202ZM223 145V144H222ZM222 145H220V146H222ZM15 146V147H16ZM27 145L25 144V146L24 147H21V148H25ZM30 146V145H29ZM33 146V145H32ZM35 146V145H34ZM33 146V149H34V152H35V148H36V150H37V147H34ZM66 146H64V147H66ZM72 147L74 146V145H71ZM89 146V145H88ZM87 146V147H88ZM89 146V147H90ZM104 145H102L101 146V149H102V147H103ZM118 146H117V148H118ZM134 146H133V148H134ZM146 147H147V145H145ZM168 146H170V144L168 145ZM206 146V145H205ZM208 146V145H207ZM251 146V147H252ZM68 147V146H67ZM92 147V146H91ZM124 147V146H123ZM123 147H119V148H122L123 149ZM126 148H127V146H125ZM125 147H124V149H123V151L125 150ZM149 147H151V146H149ZM148 147V148H149ZM153 147V146H152ZM159 147V146H158ZM164 147V146H163ZM174 146H172L171 148H173ZM246 147H248L247 145H246ZM12 148H14V146L12 145V144H8V145H6L5 147H0V179H1V177H3L2 179H1V184H0V223H2L7 217H9V216H11V214L19 207V206H21V204L23 205V204H27V203H31V202H33L34 200H37L38 198H40L41 199V196L40 195H43V194H45V192L44 193H42V189H43V185H46V184H48L47 182H46V184H43V182L45 183V179H47V177H48V175H47V177L46 176H43L42 178V180H40L38 183H30V178H29V176H28V174H26L27 172H28V170L30 169V168H34V166H32V167H30V165H28V163H27V160H25L24 161V159L23 158H25V157H22V159H20V160H22V161H24V162H26L27 163V165L25 164V166H29L28 168V170L26 169L27 167H25V166H23V167H25V169H26V171L25 170H23L24 172H26V173H24L25 175L23 176V173L20 171V168H19V171L21 172V174H22V178H20V175L18 174H16V173H14V170H12L11 169V171H13L12 173H10L11 171H9V172H7V173H9V174H4L5 173V169H6V166H7V164H10L9 162H12V161H15V158H14V155H15V153L18 151V150H16V151H14ZM28 148V147H27ZM71 148V147H70ZM76 148V147H75ZM75 148H71V149H75ZM95 148H97V145H96V147ZM98 148H99V146H98ZM114 148V147H113ZM132 148V147H131ZM131 148H129L128 147V149L130 150ZM132 148V149H133ZM137 148H139V147H137ZM137 148H135L136 150H137ZM141 149L143 148V149H145V147H140ZM148 148H147V150H148ZM157 147H155V149H156ZM161 148V147H160ZM167 148V150H168V148H170V147H166ZM171 148L169 149V151L171 150ZM204 148H207V147H204ZM216 148H218V147H216ZM222 148H223V146H222ZM254 148V147H253ZM256 148V146H255V149H257ZM15 149V148H14ZM17 149V148H16ZM19 150H22V151H24L23 149H20V148H18ZM30 149V148H29ZM28 149V150H29ZM33 149H32V151H33ZM38 149V150H39ZM64 149H66V148H64ZM79 149H82L81 147H79L77 150H79ZM89 149V148H88ZM91 149V148H90ZM128 149H126V150H128ZM134 149V150H135ZM149 149H151V148H149ZM154 149V150H155ZM163 149V148H162ZM176 149V148H175ZM171 150V152H170V154L173 156V155H175L176 154V150ZM215 149V148H214ZM213 149V150H214ZM221 149V148H220ZM246 149H248V148H246ZM251 149V148H250ZM249 149V150H250ZM28 150H26V151H28ZM67 150V149H66ZM68 150H69V148H68ZM68 150H67V152H68ZM95 150H97V149H95ZM111 150V149H110ZM121 150V149H120ZM133 150V151H134ZM158 150H160L159 148H158ZM158 150H157V152H158ZM164 150V149H163ZM166 149H165V151L168 153V151H167ZM217 150V149H216ZM252 150V149H251ZM21 151V152H22ZM31 151V152H32ZM62 151H63V149H62ZM65 151V150H64ZM70 152H71V150H69ZM73 151V150H72ZM97 151H99V150H97ZM107 151V150H106ZM113 151V150H112ZM123 151H120V153L122 152L123 153ZM144 151H146V150H144ZM152 151V150H151ZM164 151V154H162L161 155V157L163 156V155H165L166 154V152ZM201 151V150H200ZM203 151H205V150H203ZM208 151L209 152H211L210 151V149H208ZM217 151H219V153H220V150H217ZM255 151V150H254ZM253 151V152H254ZM262 151V150H261ZM15 152V153H14ZM19 152V151H18ZM20 152V153H21ZM70 152H68L69 154H70V156L72 155V152L70 153ZM79 152V151H78ZM77 152V153H78ZM84 152H85V150H84ZM100 152V151H99ZM98 152V153H99ZM117 152V151H116ZM114 153V154H117L116 155V157L115 156H113V157H111V154L110 155H108V156H110V159H108V157H106L107 158V160H110V163H111V158H116V163H117V160H119V162H120V156H118L119 154L118 153ZM137 152H138V150H137ZM143 152V151H142ZM142 152H141V154H142ZM150 152V151H149ZM148 152V154H150ZM154 152V151H153ZM156 152V151H155ZM156 152V153H157ZM208 152V153H209ZM214 152V151H213ZM223 152V151H222ZM242 152V153H243ZM245 152H248V150L247 151H245ZM255 152H257V151H255ZM12 153H14V155L12 154ZM28 153V152H27ZM127 153V152H126ZM136 153V152H135ZM134 152H133V154H135ZM140 153V152H139ZM145 153V152H144ZM146 153H147V151H146ZM160 153H161V151H160ZM160 153H157V154H160ZM163 153V152H162ZM172 153H175V154H172ZM202 153V152H201ZM201 153H198V155L199 154H201ZM207 152H203V154L200 156H197V158L199 157V159L198 160H200V158H201V160L202 159H205L204 161H203V163H202V165H200V166H196L195 164H194V162H192V164L189 166V163L188 164H182V165H186V168H187V166H189V168H187L186 170H185V172L186 173H184V172H182V173H184L185 175H188V176H190L191 175V172H192V174H194V172L193 171H195L196 172V170L198 171V170H201V172H202V174H203V171H206V172H208V171H210V172H214V171H211L209 168H211L212 167V165L214 166L215 164H212V163H216L215 161H217V159L216 160H214V162H213V160H212V156H210L211 154L209 153L208 154ZM250 153H252V152H250ZM258 153H260V151L258 152ZM18 154V153H17ZM28 154H31V153H28ZM27 154V155H28ZM34 154H36V153H33L32 155L34 156ZM65 154V153H64ZM64 154H62V155H64ZM73 154H74V151H73ZM81 153L79 152V154H76V151H75V154L74 155H72L74 158H75V155H79V156H81V159H80V161L81 160H83L82 159V154H83V149H82V154L80 155ZM105 155H106V153H104ZM113 154V153H112ZM124 154H125V152H124ZM130 154V153H129ZM133 154H132V156H133ZM137 154V153H136ZM148 154H146L147 155V157L145 156V155H143V157L145 156L146 158H145V162H146V159H148ZM169 154V153H168ZM169 154V155H170ZM215 154H216V152H215ZM247 154V153H246ZM246 154H245V156H246ZM254 154V153H253ZM256 154V153H255ZM254 154V155H255ZM261 154H262V152H261ZM13 155V156H12ZM21 155V154H20ZM60 155V156H59ZM103 155V154H102ZM127 155V154H126ZM153 155V157L155 156L154 154H152ZM167 155V154H166ZM171 155H170V157H171ZM213 155V154H212ZM217 155V154H216ZM260 155V154H259ZM19 156V155H18ZM23 156H24V154H23ZM26 156V155H25ZM29 156V155H28ZM28 156H26V158L28 157ZM33 156H29V158L28 159H30L31 157L33 158ZM55 156V158H57ZM68 156V154L66 155L65 154V157L66 158H68L69 159V156ZM117 156H118V158L119 159H117ZM134 156H136V155H134ZM133 156V157H134ZM157 156H159V155H157ZM156 156V158H158ZM215 156V155H214ZM219 156V155H218ZM256 157H257V155H255ZM16 157V156H15ZM20 156H19V158H21ZM64 157V158H65ZM87 157V156H86ZM85 157V158H86ZM103 157H105L104 155H103ZM122 157H123V155H122ZM121 157V158H122ZM124 157H125V155H124ZM127 157V156H126ZM138 157V156H137ZM150 157V156H149ZM152 157V156H151ZM151 157H150V159H151ZM164 157H166V156H164ZM167 157H168V155H167ZM166 157V158H167ZM167 158L166 159V161L168 162L169 161V159H171V158ZM212 157V158H211ZM215 157H217V156H215ZM259 157V156H258ZM257 157V158H258ZM260 157H261V155H260ZM18 158V157H17ZM25 158V159H26ZM53 158V159H52ZM61 158V157H60ZM60 158H58L59 160H58V162H60ZM63 158V157H62ZM77 158V157H76ZM106 158H104L105 160H106ZM129 158V157H128ZM136 158V157H135ZM135 158H134V161H135ZM163 158V157H162ZM173 158V157H172ZM243 156H242V161H244L243 160ZM257 158H255L256 159V163H254V164H256L257 166L256 167H259L258 165V163H259V161H260V159L258 158V160H257ZM88 159V158H87ZM90 159V158H89ZM103 159V160H104ZM133 159V158H132ZM153 159V158H152ZM152 159L150 160L151 162V164L152 165H150V166H154L155 164H154V162L156 161V160H154V162L152 161ZM155 159V158H154ZM160 159V158H159ZM158 159V160H159ZM175 159H177L176 158V156H175ZM218 159H219V157H218ZM17 160V162H18V165H19V161L20 160H18V159H16ZM31 160V159H30ZM29 160V161H30ZM66 160V159H65ZM85 160V159H84ZM102 160V161H103ZM104 160V161H105ZM106 160V161H107ZM112 160H114V159H112ZM124 160V159H123ZM131 160V158L128 160V162ZM157 160V161H158ZM165 161L164 160V158L163 159H160V161ZM172 160V159H171ZM170 160V161H171ZM195 160V159H194ZM193 160V161H194ZM32 161H33V159L29 162V164H33L32 163ZM56 161V160H55ZM64 161V160H63ZM89 161V160H88ZM88 161H86V162H88ZM103 161V162H104ZM105 161V162H106ZM115 161V160H114ZM131 161H133V160H131ZM134 161H133V165L135 164L134 163ZM140 161V160H139ZM139 161H138V164H139ZM143 161H144V159H143ZM143 161H142V163H143ZM174 161H178V160H174ZM220 161H218V162H220ZM54 162V163H53ZM61 162H62V160H61ZM76 162V161H75ZM83 162V161H82ZM102 162V165L105 163H103ZM144 162V163H145ZM167 162H165V163H167ZM189 162V161H188ZM195 162H197V161H195ZM228 162V161H227ZM230 162V161H229ZM228 162V163H229ZM239 162V163H238ZM245 162H247V166L250 168V167H253V162H255V160H253V156H250L249 155V153H248V155H247V158L245 157ZM258 162V163H257ZM15 163V162H14ZM63 163V162H62ZM62 163L60 164V163H57V164H59V167H60V165H62ZM110 163H108L107 162V164L106 165H109ZM113 163L114 162H112L110 165H113ZM121 163H122V160H121ZM132 163V162H131ZM142 163L140 164V165H142ZM147 163V162H146ZM149 163V164H150ZM160 163H163V162H160ZM170 163H172V162H170ZM199 163H200V161H199ZM220 163H222V162H220ZM224 163V162H223ZM223 163H222V165H223ZM12 164H13V162H12ZM68 164H69V162H68ZM78 164V166L80 165L81 166V163L79 164V163H77ZM82 164H85L84 162L82 163ZM104 164V165H105ZM128 164V163H127ZM127 164H126V166H127ZM169 164V163H168ZM168 164H167V168L168 167H172V166H168ZM174 165H176L175 163H173ZM198 164V163H197ZM225 164V163H224ZM243 164V163H242ZM23 164H21V166H22ZM104 165H103V167H104ZM109 165V166H110ZM117 165V164H116ZM120 165H122V164H120ZM119 165V166H120ZM130 165V164H129ZM133 165H131L132 167H134ZM143 165H145V164H143ZM147 165H148V163H147ZM160 165V164H159ZM163 166H164V164H162ZM161 165V166H162ZM170 165V164H169ZM181 165V164H180ZM218 164H216L215 166L216 167H218L217 166ZM222 165H220V166H222ZM226 165H228V164H226ZM10 166V165H9ZM12 166V165H11ZM16 168H18L17 167V165H14ZM40 166V167H41ZM57 166V167H56ZM56 166H54V167H56V170H58L57 168H58V165H56ZM67 165H65L64 167H66ZM72 165H68L67 167H71ZM83 167L82 168H84V165H82ZM92 166V165H91ZM108 166V167H109ZM125 166V165H124ZM124 166L122 167L123 169H124ZM125 166V167H126ZM160 166V167H161ZM214 166V167H215ZM218 167V169L217 170H215V172L214 173H212V175H213V177H214V179H215V183H216V185H219V181L221 182V180L222 179H224L223 177H224V175L222 176V174H225V173H222V172H225V170L223 171L222 170V168L224 167V165H223V167ZM230 166V165H229ZM231 166H233V165H231ZM237 166H235V167H237ZM255 166V165H254ZM14 167V168H15ZM40 167H39V171H40ZM54 167L52 168V169H54ZM61 167H63V165L61 166ZM102 167V166H101ZM102 167V168H103ZM106 167V166H105ZM128 167H130V166H128ZM140 166L138 165H136L135 166V168L134 169H136V168H139ZM141 167H143L144 168V166H141ZM149 166H147L146 168H148ZM155 167H157V165L155 166ZM160 167H159V169H160ZM165 167V166H164ZM163 167V169H162V172H163V170H165V168ZM183 166H179V170L181 171V170H183L184 168H182ZM185 167V166H184ZM213 167V168H214ZM225 167H227V166H225ZM240 167H242L241 165H240ZM240 167L238 168V169H240ZM244 167H245V163H244V166H243V171H244ZM256 167L254 168V169H256ZM7 168H8V166H7ZM9 168H11V167H9ZM22 168V167H21ZM41 168V169H42ZM72 168V170L75 168V166H74V168L73 167H71ZM78 168V169H77ZM81 168V167H80ZM107 168V167H106ZM122 168H121V170H122ZM150 168V167H149ZM153 168V167H152ZM152 168H150V170L152 169ZM174 168V167H173ZM176 168V167H175ZM213 168H211L212 170H213ZM229 168H231V167H228L227 169H229ZM35 169H36V167H35ZM37 169H38V167H37ZM36 169V172H38V170ZM43 169V170H44ZM60 170H61V168H59ZM64 169V168H63ZM61 170V171H63V175H64V170ZM69 170L68 171H70V168H68ZM75 169H77V170H74V172L75 171H78V172H80V170H82V169H80L79 170V167H77V165H76V168ZM87 169V168H86ZM110 169H112V167L110 166ZM109 169V170H110ZM115 169V168H114ZM118 169H120V168H117V171H119ZM125 169H127V168H125ZM123 170V172L124 171H126V170ZM129 170H130V172L132 171V169H130V168H128ZM133 169V170H134ZM145 169V168H144ZM144 169L142 170L141 169V171L140 172H143L144 171ZM157 169V168H156ZM170 169V168H169ZM215 169V168H214ZM226 169V168H225ZM232 169H234V168H231V169H229V170H232ZM250 169H252V171L254 172V169L253 168H250ZM259 169V168H258ZM7 170V169H6ZM17 170V169H16ZM46 171V172H48L49 173V171ZM58 171V172H61V171ZM66 170V169H65ZM71 170V171H72ZM84 170V169H83ZM113 170V169H112ZM179 170L177 171V172H179ZM32 172H35V171H33V170H31ZM55 170H52L51 172H54ZM67 171V172H68ZM71 171L69 172V173H71ZM138 171V172H139ZM148 171H149V169H148ZM147 171V172H148ZM153 171V170H152ZM155 171V170H154ZM159 171V170H158ZM166 171V170H165ZM246 171V170H245ZM256 171H257V169H256ZM256 171L254 172V173H252V174H256V176L258 175V173L260 172V169H259V172L258 173H256ZM45 172V173H46ZM56 172V171H55ZM66 172V171H65ZM104 172L106 173V170L105 171H103V175H104ZM110 172H112L111 170H110ZM121 172V171H120ZM126 172H128L129 173V171H126ZM145 172V171H144ZM162 172H161V174H162ZM176 172V173H177ZM200 172V171H199ZM199 172H197V174H199ZM229 172V171H228ZM235 172H237V170L235 171ZM250 172V171H249ZM249 172L248 171H246V175H247V177L249 176ZM47 173V174H48ZM69 173H66V177H67V175L69 174ZM72 173H73V171H72ZM76 173V172H75ZM82 173V172H81ZM80 173V174H81ZM86 173V172H85ZM114 173H115V170H114ZM132 173H133V171H132ZM131 173V174H132ZM165 173V172H164ZM226 173H227V170H226ZM230 173H231V171H230ZM230 173H228V174H230ZM234 173V172H233ZM251 173V172H250ZM34 173H32V176H35V175H33ZM38 174V173H37ZM37 174H36V176H37ZM41 174H43L42 172H41ZM52 174V173H51ZM51 174H49V176H51ZM56 175H57V173H55ZM54 174V175H55ZM108 174H110L109 172H108ZM120 174V173H119ZM122 174V178H124L125 176H123V173H121ZM127 174V173H126ZM146 174V173H145ZM149 174V173H148ZM151 174H153V173H151ZM150 174V175H151ZM155 174V173H154ZM157 174H160V173H157ZM157 174H156V176H157ZM179 174H180V172H179ZM179 174H178V176H179ZM184 174H183V176H184ZM196 174V173H195ZM201 174V173H200ZM201 174V175H202ZM206 174H209V172L208 173H206ZM239 174V171L235 174V176H237ZM241 174H243L242 173V171H241ZM239 175L238 177L240 178L241 176L242 177H244L245 175ZM40 175V174H39ZM46 175V174H45ZM55 175V176H56ZM61 175V174H60ZM60 175L58 174L57 176L58 177H60ZM62 175V176H63ZM72 175V174H71ZM78 175V174H77ZM84 175H86V174H84ZM88 175V174H87ZM133 176H136L135 177V180H136V178H137V175L135 174L134 175V173L132 174ZM132 175H130V176H132ZM139 175V174H138ZM150 175H148V176H150ZM182 175V174H181ZM201 175H196V177L197 178H200L199 176H201ZM211 175V176H212ZM19 176V178H17ZM31 176V175H30ZM31 176V177H32ZM35 176V177H36ZM57 176H56V179H55V181L58 179L59 180V178H57ZM68 176H70V175H68ZM79 176V175H78ZM77 176V177H78ZM90 176V175H89ZM106 177H107V175H105ZM116 176V175H115ZM143 176V175H142ZM146 176V175H145ZM148 176L146 177V179L147 180H149L148 179ZM153 176V175H152ZM155 176V175H154ZM155 176V177H156ZM175 176V179H176V176L177 175H174ZM178 176H177V180L178 179H180V178H178ZM183 176H181V179H184L183 178ZM193 176V175H192ZM191 176V177H192ZM203 176H205V175H203ZM207 176V175H206ZM209 176V175H208ZM221 176H222V178H221ZM234 176V174L232 175V176H230V177H235ZM252 176V175H251ZM256 176H252L253 178H250L251 179V181H252V179H253V181H254V178L256 177ZM52 177V176H51ZM75 177V176H74ZM82 177V176H81ZM91 177V176H90ZM89 177V178H90ZM93 177H95V176H93ZM93 177L91 178V180L93 179ZM103 177V176H102ZM111 177H112V173H111ZM111 177L108 179L109 181H112L111 180ZM114 177V176H113ZM140 177H141V175H140ZM140 177H138L139 179H140ZM151 177V176H150ZM159 177V176H158ZM185 177V176H184ZM194 177V176H193ZM196 177H194V178H196ZM226 178L228 177L229 178V176L226 174V176H225ZM237 177V178H238ZM241 177V178H242ZM53 178V177H52ZM60 178H62V177H60ZM63 178H65V176L63 177ZM71 178H72V176H71ZM70 178V179H71ZM85 178H86V176H85ZM89 178H88V180H89ZM98 178V177H97ZM101 178V177H100ZM121 178V179H122ZM126 178V177H125ZM134 177H132V179H133ZM142 178V177H141ZM157 178V177H156ZM174 178V177H173ZM186 178V177H185ZM194 178H192V179H194ZM202 178V177H201ZM200 178V179H201ZM205 178V177H204ZM208 178V177H207ZM211 177H209V179H210ZM249 178H247V179H249ZM33 179H37V178H34L33 177ZM39 179H41V177H38V180ZM49 179V181L51 180V178H48ZM54 179V178H53ZM67 178H65V181L67 182V180H66ZM69 179V178H68ZM77 178L75 177V180H76ZM78 179L80 180V178L78 177ZM77 179V180H78ZM103 179H105V178H103ZM187 179V178H186ZM189 179V178H188ZM200 179H198V180H200ZM203 179V178H202ZM208 179V183H209V180ZM232 179V178H231ZM231 179H230V181H231ZM236 179V178H235ZM235 179L233 180V182L235 181ZM250 179H249V181H247L248 183L250 182ZM37 180V181H38ZM57 180V181H58ZM73 180V179H72ZM83 180V179H82ZM82 180H80V182L79 181H77V184L78 183H81L82 182ZM86 180V179H85ZM101 179H99V181H100ZM124 179H122V181H123ZM134 180V179H133ZM133 180H131L132 182H133ZM144 180V182H145V179H143ZM151 180V179H150ZM155 181L157 180V179H154ZM177 180H175V182L177 181ZM207 180V179H206ZM206 180H205V182H206ZM212 180H213V178H212ZM211 180V181H212ZM227 180V181H226ZM225 181L226 182H228L229 180L228 179H226ZM47 181V180H46ZM48 181V182H49ZM54 181V180H53ZM54 181V182H55ZM61 181V180H60ZM59 181V182H60ZM90 181V180H89ZM93 181V180H92ZM96 181V180H95ZM104 182L106 181V179L105 180H103ZM113 181H115V180H113ZM124 181H129V179L128 180H124ZM139 181H141V180H139ZM171 182H172V179L170 180ZM169 181V182H170ZM181 181V180H180ZM183 181V180H182ZM187 181V180H186ZM194 180H192V182H193ZM196 181V180H195ZM218 181V182H217ZM224 181V182H225ZM239 181H240V179H239ZM238 181V182H239ZM243 181H244V178H243ZM246 181V180H245ZM34 182V181H33ZM56 183V186H57V184H60V183ZM75 183L76 181H72V183ZM86 182V181H85ZM94 182V181H93ZM98 182V181H97ZM107 182V181H106ZM103 183L102 182V186H105L104 184H107V183ZM121 182V181H120ZM138 182V181H137ZM137 182H135L134 181V185H135V183H137ZM143 182V183H144ZM148 182V181H147ZM150 182V181H149ZM168 182V183H169ZM178 182V181H177ZM176 182V183H177ZM189 182V181H188ZM187 182V183H188ZM190 182H191V178H190ZM197 182V181H196ZM205 182H201L200 181V183H202V184H204ZM214 182V181H213ZM212 182V183H213ZM240 182H242V181H240ZM50 183V182H49ZM51 183H53V182H51ZM70 184V181L68 180V182L67 183H65L66 185L67 184ZM73 183V184H74ZM111 183V182H110ZM140 183V182H139ZM139 183H137V185L139 184ZM146 183V182H145ZM144 183V184H145ZM151 183V182H150ZM167 183V184H168ZM176 183H174V184H176ZM182 183H184V185H186V182H182ZM181 183V186L183 185ZM200 183H198L197 182V184H200ZM218 183V184H217ZM229 183V182H228ZM236 183H237V181H236ZM244 182H242V184H243ZM246 183V182H245ZM244 183V184H245ZM247 183V184H248ZM255 183H256V181H255ZM61 184H64L63 182L61 183ZM68 184V185H69ZM76 184V185H77ZM82 184V183H81ZM81 184H79V186L81 185ZM83 184H84V182H83ZM87 184H88V181H87ZM91 183L89 182V185H90ZM92 184H93V186H92ZM91 184V186L92 187H94V185H95V182L94 183H92ZM101 184V183H100ZM99 184V185H100ZM114 184V183H113ZM112 184V185H113ZM123 184H124V182H123ZM125 184H127V183H125ZM124 184V185H125ZM130 184V183H129ZM141 184V186H142V183H140ZM143 184V185H144ZM147 184V183H146ZM145 184V185H146ZM153 184V183H152ZM178 185H180V183L178 182L177 183ZM192 184V183H191ZM196 183L194 184V182H193V187L192 186H190V183L188 184L189 186V188H195L196 189V187H194L195 185L196 186H199L200 187V185H197ZM210 184V183H209ZM222 184V183H221ZM223 184H226V183H223ZM223 184H222V186H223ZM230 184V183H229ZM228 184V185H229ZM231 184H232V182H231ZM234 184V183H233ZM238 184V183H237ZM237 184H234V186H241V185H237ZM241 184V183H240ZM243 184V185H244ZM250 184V183H249ZM85 185V184H84ZM123 185V188H124V190L121 188V190H123V191H125V187L128 185H126V186H124ZM137 185H135V186H137ZM151 185V184H150ZM166 185V184H165ZM173 185V184H172ZM177 185V186H178ZM184 185H183V187H184ZM205 185V184H204ZM210 185H212V184H210ZM210 185L208 186V188H211V189H208L207 188V185L206 186H202V187H200V188H202L201 189V191L199 190V188H198V190H199V193L201 192V196H198V197H196V195H195V197L193 196L195 193H198L195 189L193 190L192 188V190L193 191H195L193 194H192V190H190V189H188V190H190V192H191V194H189L188 195V193L189 192H187V194L185 195V197H183V198H181V195H179V197L178 198H181L180 200L182 201V202H179V204L180 203H182V205H179V204H177L178 205V207L179 206H184L185 208H186V211H185V209H184V211L185 212H181L182 213V215L180 214V216H178L177 217V215H175L173 212V210L172 211H170L171 209H176L177 210V207L176 208H173L172 207V205L169 203V206L171 205V207H168L167 206V208H170V210L169 211H167L166 209V213L164 212L165 210H163L162 212L163 213H165V214H162V217H160V215H158V218L160 217V220H158L157 222H155V223H153V224H151V225H149V226H147V227H145V225H144V227L143 228H141L140 230H142L143 231V233H145L144 235H142L141 234V236L143 237V236H145L146 237V235H151V233H157V231L159 232L158 234H159V236H160V238H159V236H158V234H155V235H157V240H156V242H155V245L154 246H156V243L158 242V241H160V242H158V243H160L159 245H160V247L161 248H159V251H158V253H160L159 255L161 256V251H160V249L162 250V251H164L165 252V250H166V252H167V254H166V256H164L165 258L163 259V261H161V263L160 264H183L184 263V261H186L185 260V258L186 257H190V259H192L191 257H193L194 258V250L192 251V249H190V250H187L188 251V253L186 252V251H184V250H186L185 248H184V250H183V252H182V254L185 256V257H183L182 255H180L181 254V252L180 251H182V250H180L181 248H183L181 245H182V243L183 242H187V243H189V245L191 244V246H193L194 245V243H196V240L199 242L200 241V239L202 238V235H204V237H205V235L206 234H203L200 230H199V226H198V228L196 227L195 228V230L192 228V227H195L197 224L195 223L196 222V220L198 219V218H203L202 216H203V214H204V208L206 209V205L208 204V202L209 201H212V200H210V198L211 197H213V195H214V191L216 190H218L217 188H215V186H213L214 188H215V190H214V188L211 186L210 187ZM214 185V184H213ZM242 185V186H243ZM253 185V184H252ZM53 186H54V184H53ZM63 187H64V185H62ZM86 186V185H85ZM91 186L89 187V189L91 190ZM131 186H133V183L132 184H130L129 185V188H132ZM135 186L133 187L134 188V190L135 191H137V189H141V187L140 188H135ZM140 186V185H139ZM138 186V187H139ZM160 186V185H159ZM176 186V185H175ZM176 186V187H177ZM187 186V185H186ZM185 186V187H186ZM225 186V185H224ZM227 186V185H226ZM241 186V187H242ZM247 186V185H246ZM243 187V188H245L244 190H245V193H246V191H247V187ZM249 186V185H248ZM255 186V187H254ZM254 186H252V187H254V189H253V191H252V188H251V190L250 191H252V193H250L251 195H250V201L248 202L249 204H248V206H247V208H245V211L242 213L243 215H242V218H241V220H240V222H241V225H242V227H241V225L239 226V227H241L240 229H238L237 230V233L235 232L236 231V229L235 228H233L234 230H232V228L231 229H227L228 228V225L230 224V221L233 219V217L235 216L236 217V215H235V213H236V210H237V208H236V200H234V202H233V198L231 197L232 195H228L227 196V194H229V193H227L226 195H225V193H224V195L227 197L226 199H225V197L223 196L222 198L224 199H222L223 201H224V203L223 202H220V204L221 205H223V207H225V206H228L227 204L229 203V202H233L234 204H231L230 203V211H228V213L226 212V210H225V212L227 213V217L225 216L226 215V213H225V215L224 214H222V216L224 215L225 217H222V218H226V221H225V227H224V229L222 230V231H220V232H218V238H217V240H218V244H216V245H214L215 246V250L214 251H216L217 250V253H218V256L221 254V255H223L222 254V252H221V248L224 246V245H226L225 244V241L223 242V240H224V238L226 237L227 239L229 238V237H227V232L228 231H230V230H232V231H234V233H236V235L235 236H233V238L235 237V239H234V242H232L233 244L231 245L232 247L230 248V254L231 255H233L234 256V254H235V258H237L236 257V255L237 254H239V256H241V258L239 259V257H238V260H240L239 262H236V264H264V171L260 174V177H259V179H258V182H257V184L256 185H254ZM55 187V186H54ZM75 187V186H74ZM76 187H78V186H76ZM75 187V189H77ZM87 187V191L85 192V193H87L88 192V185L86 186ZM85 187V188H86ZM96 187V186H95ZM108 187V186H107ZM109 187H110V184H109ZM142 187H144V186H142ZM164 187V186H163ZM163 187H161V190L163 189ZM179 187V186H178ZM177 187V188H178ZM217 187V186H216ZM220 186H218V188H219ZM229 187V186H228ZM227 187V188H228ZM240 187V188H241ZM53 188V187H52ZM57 188H59L60 189V185L59 186H57L55 189H54V191L53 192H55L56 194H57V192L56 191H59V189H57ZM64 188H66V187H64ZM72 188V190L71 191H75V190H73L74 188H73V186L71 187ZM80 188V187H79ZM83 188H84V186H83ZM82 188V189H83ZM84 188V190H86ZM103 188H105V187H103ZM129 188L127 189L126 188V191L127 190H129ZM145 188V187H144ZM147 188V187H146ZM145 188V189H146ZM170 188V186L168 187V189H165L166 191L167 190H169V191H171V189H169ZM179 188H182V187H179ZM179 188H178V190H177V192L176 191H174V194H175V192L176 193H178V191H180L179 190ZM187 188V187H186ZM185 188V190H187ZM226 187H225V189H227ZM232 188H235V187H233V185L231 186V189L229 190V192H230V194L232 193ZM240 188H239V190H240ZM247 188V189H246ZM67 189V188H66ZM93 189V188H92ZM108 189H110V188H108ZM183 189V188H182ZM221 189V190H220ZM219 189V191H221L222 192V190L224 191V189H222V188H220ZM238 189V188H237ZM44 190V189H43ZM53 190V189H52ZM52 190L50 191V195H51V193H53L52 192ZM65 190V189H64ZM64 190H62L63 191V193H64ZM70 190V189H69ZM80 190V189H79ZM78 190V191H79ZM105 190V189H104ZM107 190V189H106ZM106 190H105V192H106ZM153 190V189H152ZM155 190V189H154ZM173 190H175L174 188H173ZM185 190H183L184 192H185ZM60 191H61V189H60ZM61 191V192H62ZM71 191H68L67 192V194H69ZM93 191V190H92ZM109 191V190H108ZM122 191V192H123ZM135 191H133V190H130V192H131V194L129 195V194H126L127 195V197L129 196V197H131V195H133L132 193L134 192V194L136 193ZM165 191V193H167ZM182 191V190H181ZM227 191V190H226ZM234 191V190H233ZM235 191H236V189H235ZM238 191V190H237ZM241 191H242V188H241ZM240 191V192H241ZM60 192V193H61ZM66 192V191H65ZM82 192H84V191H82L81 190V193ZM122 192H118L119 194H121ZM140 192V191H139ZM138 192V193H139ZM144 192H146V191H144ZM158 191H154V194L155 193H157ZM161 192V194H162V191H160ZM183 192V193H184ZM240 192H239V194H240ZM55 193H53V197H55V196H57ZM76 193H77V190H76ZM80 193V194H81ZM85 193H84V195H85ZM92 193V192H91ZM90 192H89V195L88 196H91L90 194H91ZM101 193V192H100ZM107 193V192H106ZM138 193H137V195H138ZM150 193V192H149ZM163 193H164V191H163ZM242 193H243V191H242ZM49 194V193H48ZM71 194V193H70ZM74 194H75V192H74ZM104 194V193H103ZM124 196H125V194H124V192L122 193ZM141 194V193H140ZM146 194V193H145ZM152 194V193H151ZM151 194L150 195H148V196H150L151 197ZM157 194H159V193H157ZM160 194V196H163V194L161 195ZM170 194V193H169ZM168 194V195H169ZM172 194H173V191H172ZM223 194V193H222ZM233 195L235 194V193H232ZM61 196H63L62 194H60ZM60 195H58V197H61ZM65 195V194H64ZM72 195H73V192H72ZM72 195H68V196H71V197H73ZM77 195H79V192L77 193ZM76 194H75V196H77ZM84 195H81V196H83L84 198L87 196H84ZM136 195V194H135ZM146 195V196H147ZM166 195V194H165ZM167 195V196H168ZM183 195V194H182ZM200 195V194H199ZM215 195H217V192H216V194ZM219 195V194H218ZM236 195H237V193H236ZM243 195V197H244V194H242ZM246 195V194H245ZM40 196V197H39ZM44 196H47V194L46 195H44ZM66 196V195H65ZM88 196L86 197V198H88ZM103 196L104 195H102V196H100L101 197V199L103 198ZM106 196V195H105ZM119 196V195H118ZM122 196V195H121ZM120 196V197H121ZM140 196V195H139ZM145 196V195H144ZM153 196V195H152ZM158 197H160L159 195H157ZM166 196V197H167ZM170 196H171V194H170ZM169 196V197H170ZM176 196V195H175ZM175 196H173V197H175ZM219 196H221V194L219 195ZM235 196V195H234ZM233 196V197H234ZM38 197V198H37ZM43 197V196H42ZM80 197V196H79ZM100 197H99V199H100ZM127 197H126V199H127ZM128 197V199H130ZM142 197H143V194H142ZM149 197V198H150ZM166 197H161L160 198V201H159V198L157 199L158 200V203L159 202H161V199L163 198L164 199V202H165V198ZM236 197V196H235ZM241 197V196H240ZM245 197H247V196H245ZM48 198V197H47ZM47 198H45L46 200H48ZM57 198V197H56ZM74 198V197H73ZM137 198V197H136ZM148 198V197H147ZM147 198H146V200H147ZM148 198V199H149ZM157 198V197H156ZM177 198V196L175 197V199H178ZM216 198L218 199L219 197H217L216 196ZM238 198V197H237ZM44 199V200H45ZM49 199H53V200H55V198H52V196H51V198H49ZM63 199H65L64 197L60 200V199H56V201L57 202H59V203H63L64 201H63ZM66 199H67V197H66ZM75 199H76V197H75ZM77 199H78V197H77ZM92 199H93V197H92ZM101 199H100V201H101ZM118 199V198H117ZM124 199V198H123ZM128 199H127V204H129V206L131 205V202L129 203L128 202ZM135 199V198H134ZM167 199V198H166ZM174 198H172V200H170V201H173V200H175ZM214 199V198H213ZM217 199H216V201H217ZM221 199V198H220ZM239 199V198H238ZM238 199H237V201H238ZM241 199H244V198H240V200ZM62 201V202H60V201ZM79 200H81V201H83L82 199H80L79 198ZM96 200H97V198H96ZM104 201L103 202H105L106 203V200L105 199H103ZM120 200V199H119ZM131 200V199H130ZM133 200V199H132ZM151 200V199H150ZM169 200V199H168ZM51 201V200H50ZM67 201V200H66ZM70 201V200H69ZM73 201V200H72ZM75 201V203H77V202H79V201H77L76 202V200H74ZM80 201V202H81ZM100 201H96V203L95 204H97V202L99 203ZM118 201V200H117ZM144 201H145V198H144ZM143 201V202H144ZM149 201V200H148ZM148 201H146L147 203L146 204H148ZM153 201V200H152ZM154 201H156V199L154 200ZM163 201V200H162ZM169 201V202H170ZM179 201V200H178ZM244 201H245V199H244ZM85 202H86V199H85ZM134 202V201H133ZM142 202V201H141ZM163 202V203H164ZM174 202V201H173ZM172 202V204L173 205H176V203H177V201H176V203L174 204ZM214 202H215V199H214ZM219 202H218V204H219ZM51 204L50 202H44V204L46 205V204ZM53 203H54V201H53ZM53 203H52V205H53ZM56 203V202H55ZM70 203V202H69ZM72 203V202H71ZM74 203V204H75ZM102 203V202H101ZM136 203V202H135ZM150 203V202H149ZM155 204L157 203V202H154ZM153 203V205H154V207H155V204ZM158 203H157V205H158ZM168 203V201L167 202H165V204H167ZM210 203V202H209ZM216 203V202H215ZM48 204V205H49ZM57 204V203H56ZM61 204H58L57 206L59 207ZM64 204H66V203H63L62 205L63 206H65ZM73 204V205H74ZM95 204H94V206H95ZM133 204V203H132ZM140 204H142L143 206H145V203L143 204V203H140ZM161 204H162V202H161ZM239 204H241V202L239 201ZM243 205H244V203H242ZM242 204H241V207H242ZM44 205V206H45ZM52 205H51V207H52ZM69 205V204H68ZM72 205V204H71ZM90 205V204H89ZM92 205V204H91ZM99 205V204H98ZM103 205H104V203H103ZM135 205V204H134ZM150 205V204H149ZM157 205H156V208H157ZM163 205V204H162ZM210 205H211V203H210ZM220 205V206H221ZM238 205V204H237ZM247 205V204H246ZM27 206V205H26ZM63 206H60V207H63ZM93 206V205H92ZM91 206V207H92ZM101 206V205H100ZM128 206V207H129ZM213 206H214V203H213ZM216 206V205H215ZM219 206V205H218ZM219 206V207H220ZM56 207V206H55ZM67 205H66V210H68L67 209ZM71 207V206H70ZM85 208H81V210H83L82 211V213H83V215H81V216H83L82 218H80L81 220H79V221H77V219H76V223H75V221H74V224H75V226L74 227H76V228H78V230L77 231H75L76 233L72 236V237H70L68 234H67V232H65L66 233V235H61L60 236V232H59V230H58V226L56 225V226H54L57 222H58V220H57V218H54V216L55 215H59V213L57 214L56 212L57 211H59V209L57 208V209H55V208H51V209H55V211H54V213H56L55 215H52V214H50V213H52V211H51V209H50V207L47 209V205H46V208L45 207H41V210H40V213H39V216L37 217V221H34V222H32L33 223V229H26V225L28 224L29 226H30V222H23L24 223V225L23 224H21V225H19V227H17V224H18V221L19 222H22L23 220H25L26 218H27V215H28V210L26 209V208H22V210H20V212L17 214V216L16 217H14V220L12 221V224L11 225H9V226H4V228H2V227H0V262H1V264H36V263H40L39 261H43L44 259H48L49 257L50 258H52V259H50V262L48 263V260H47V263L48 264H59L62 260H64L65 259V257H67V255L68 254H70V253H72V254H75V255H77L78 253H80V252H83V251H85L89 246H91V245H93V244H95L96 242H98L102 237H104L105 235H107L110 231H112V230H114V229H116L117 230V233L119 234V236H121V235H123V236H125V238H124V240H122V241H124V242H122L121 243V245L120 246H118L117 248H116V246L115 247H110V245H109V241H105V242H103L100 246H99V249L97 250L98 251V253H97V256H96V258L95 259H88L87 261H85L83 264H101L100 262H103L102 260H104V258L105 257H108L109 255H113V257L115 258L116 257V259H118V261L116 262L117 264H155L156 263V261L158 260V259H156V258H154V256L151 254L152 252H150V245H151V243H152V245H151V247H152V251L154 252V250H155V248H154V250H153V241L150 239V237H147V239H149L150 241H152V242H150V244H148V242L147 241H149V240H146V242H143V241H140V242H142V244L144 243V244H146L145 246L144 245H138L137 247L136 246H132L131 245V247H130V245L129 244H127V245H129V246H127V247H130V248H126V246H124V245H126V241L127 240H129V235L131 236V234L133 235L135 232H137V233H139V229H138V231H137V229H136V227L138 228V226L135 224V226H134V228L133 229H131V228H125V227H122L121 226V224L122 223H124V224H126L125 222H123V216L124 215H126V213L125 212H127V210L130 212V211H132L133 209H134V207L135 206H132L131 205V208H133V209H131L130 207V210H129V208L126 210V208H125V212H124V209H120V210H123V211H119L118 213H114L115 211H112V213L110 212V211H108V213H104V215L102 216V218L101 219H99L98 221V223L96 224V227L95 228H93V230H92V234L90 235V241L88 242V243H82V244H80V245H78V246H76L77 245V243H79V242H81L82 240H83V237H84V235H85V230L82 228V227H80V226H78L81 222H83V221H85L86 219H88L89 218V215H92L93 213H96V211H98L100 208H91V207H89V209H88V205L87 206H84ZM103 207V206H102ZM127 207V206H126ZM136 207H137V205H136ZM140 207V205H138V208ZM150 207H152V206H150ZM158 207H160V205L158 206ZM163 207V206H162ZM161 207V208H162ZM222 207V206H221ZM220 207V208H221ZM223 207H222V209H223ZM245 207V206H244ZM64 208V209H65ZM69 208V207H68ZM141 208V207H140ZM143 208V207H142ZM156 208H154V209H152V212H153V210H155ZM183 208V207H182ZM189 208V209H188ZM213 208V207H212ZM219 208V209H220ZM227 208V207H226ZM148 209H150L149 207H148ZM179 209V208H178ZM191 209V210H190ZM208 209H209V206H208ZM211 209V208H210ZM214 209V208H213ZM225 209V208H224ZM223 209V210H224ZM239 209V208H238ZM243 209V208H242ZM241 209V210H242ZM61 210H63V209H61ZM61 210H60V212H61ZM81 210H80V213L79 214H81ZM140 210V209H139ZM141 210H143V209H141ZM140 210V211H141ZM151 210V209H150ZM161 210V209H160ZM175 210V211H176ZM190 210V211H189ZM212 210V209H211ZM211 210H209V211H211ZM240 209H239V211H241ZM135 211H136V209H135ZM135 211H132L133 213L132 214H134V212ZM137 211H138V209H137ZM136 211V212H137ZM145 211H147V210H145ZM208 211V212H209ZM214 211L215 210H213V213H211V215L212 214H215L214 213ZM219 212H220V210H218ZM222 211V210H221ZM238 211V212H239ZM63 212V211H62ZM129 212H127V213H129ZM148 212V211H147ZM146 212V213H147ZM155 212V211H154ZM158 211L156 210V213H157ZM216 212V211H215ZM53 213V214H54ZM137 213H139V212H137ZM141 213H143V212H141ZM141 213H140V215H141ZM145 213V212H144ZM151 213V212H150ZM178 213V212H177ZM210 213V212H209ZM216 213H218V212H216ZM62 214H64V212L62 213ZM62 214L60 215V216H62ZM85 214V215H84ZM132 214L130 213V215L131 216H129L128 214H127V216H129L130 218L132 217ZM154 215H155V213H153ZM153 214H151V215H153ZM205 214H207V211H206V213ZM221 214V213H220ZM237 214V213H236ZM77 215V214H76ZM138 215V214H137ZM136 215V213H135V216H137ZM148 215H150V214H147V215H145V216H147L148 217ZM150 215V216H151ZM164 215V216H163ZM210 215V217H212ZM215 215H217L218 216V214H215ZM56 216V217H57ZM64 216V215H63ZM74 217H75V215H73ZM122 216V217H121ZM126 216V217H127ZM134 216V217H135ZM141 216H143V215H141ZM149 216V217H150ZM238 216V215H237ZM52 217L54 218V220H52ZM77 217V216H76ZM125 217V219H127ZM213 217H215V216H213ZM212 217V218H213ZM218 217H220V216H218ZM61 218V217H60ZM73 218V217H72ZM140 218V217H139ZM138 218V219H139ZM158 218H153L150 222H152L154 219L156 220V219H158ZM206 218H208V219H206ZM210 219V221L212 220L213 221V219ZM222 218H221V220H220V222L222 221ZM18 219V220H17ZM55 219H56V222H55ZM123 219V220H122ZM136 219V218H135ZM144 219H146L145 217H144ZM144 219H142V222H144L143 220ZM151 219V218H150ZM205 219L206 220H204V221H207L208 223H210L208 220H209V216H206L205 215ZM220 219V218H219ZM223 219V220H224ZM236 218H234L233 219V221L235 220ZM27 220V219H26ZM71 220V219H70ZM128 220V219H127ZM133 220H134V218H133ZM141 220V219H140ZM178 220V221H177ZM52 221H54V224H51V223H53ZM71 221H73V220H71ZM122 221V223H120ZM124 221H126V220H124ZM135 221V220H134ZM147 221H149L148 220V218H147V220H146V222ZM211 221V222H212ZM216 223H218V220H217V218H216ZM232 221V222H233ZM51 222V223H50ZM126 222H128V221H126ZM129 222H131V220L129 221ZM176 222H178V223H176ZM197 222H198V220H197ZM200 222V224H201V220L199 221ZM214 222V221H213ZM212 222V223H213ZM224 222V221H223ZM222 222V223H223ZM231 222V223H232ZM235 222H236V220H235ZM70 223V222H69ZM132 224L133 223H135V222H131ZM139 223H141V222H139ZM138 223V224H139ZM145 223V222H144ZM143 223V224H144ZM194 223L196 224V225H194ZM206 223V222H205ZM205 223H203V221H202V224H204L205 225ZM208 223H207V225H208ZM211 223V224H212ZM7 224V223H6ZM5 224V225H6ZM73 224V223H72ZM131 224V225H132ZM143 224H140V227H141V225L143 226ZM146 224H148V223H146ZM192 224L194 225V226H192ZM199 224V223H198ZM211 224L209 225V226H211ZM213 224H215V222L213 223ZM240 224V223H239ZM238 224V225H239ZM53 226L52 228H50V226ZM69 225V224H68ZM123 225V224H122ZM130 225V224H129ZM129 225H128V227H129ZM134 225V224H133ZM132 225V226H133ZM231 225V224H230ZM233 225H234V223H233ZM70 226H72L73 227V225H71L70 224ZM174 226H175V230H177V232L175 231L174 232V234L172 235L171 234V230L174 228ZM192 226V227H191ZM206 226V225H205ZM205 226H203V228L205 227ZM209 226H207V227H209ZM218 226V225H217ZM220 226V225H219ZM222 226H223V224H222ZM236 226V225H235ZM213 227V226H212ZM216 227V226H215ZM221 227V226H220ZM231 226H229V228H230ZM237 227V226H236ZM256 227V228H255ZM217 228V227H216ZM2 229V230H1ZM156 229V230H155ZM203 232H204V230L202 229V226H201V228H200ZM209 229H211V227L209 228ZM214 229V228H213ZM212 229V230H213ZM222 229V228H221ZM258 230L259 232V234H260V236L258 237V236H256V235H258V234H256V233H254V230ZM211 230V233H213V231ZM216 230V229H215ZM218 230H219V228H218ZM228 230V231H227ZM142 231H140V232H142ZM155 231V232H154ZM207 231H209V230H207ZM206 231V229H205V232H207ZM214 232H216V231H214ZM64 233V234H65ZM201 233H202V235H201ZM207 233H209V232H207ZM228 233H230V232H228ZM232 233V232H231ZM171 234V235H170ZM214 234V233H213ZM256 234V235H255ZM137 235V237H138V234H136ZM135 234H134V236H136ZM216 235V234H215ZM152 236V235H151ZM207 236V235H206ZM230 237H231V234L229 235ZM137 237H130V239L132 240L131 242L132 243H134L135 241H136V239H135V241H134V238H137ZM139 237H140V235H139ZM211 237H214V236H212V234H211ZM144 238V237H143ZM152 238V237H151ZM154 238V237H153ZM159 238V239H158ZM209 238V237H208ZM14 239H16V240H14ZM138 239V238H137ZM199 239V240H198ZM206 239V238H205ZM213 239V238H212ZM216 239V238H215ZM23 240V241H22ZM77 240V243L75 244V246H74V248H73V243L75 242ZM139 240V239H138ZM144 240V241H145ZM204 240V239H203ZM208 240H210V239H208ZM216 240V241H217ZM11 241H21V243H18V244H20V248H19V250H17V252H15V249L13 250V247H11L12 245H14V243H9V242H11ZM212 241V240H211ZM211 241H208L210 244H211ZM232 241V240H231ZM230 241V242H231ZM197 242V243H198ZM222 242L224 243V245H222ZM111 243V242H110ZM129 243H130V241H129ZM131 243V244H132ZM158 243H157V247H158ZM202 243V242H201ZM207 243V240H206V242H205V244ZM227 243V242H226ZM120 244V243H119ZM136 244V243H135ZM137 244H139V243H137ZM213 244H214V242H213ZM228 244V243H227ZM188 245V246H189ZM207 245V244H206ZM212 245V244H211ZM229 245V244H228ZM227 245V246H228ZM1 246H2V249H1ZM139 246H140V248H139ZM188 246H187V249H189L188 248ZM199 246H200V242H199ZM198 246V247H199ZM209 246V245H208ZM109 247L111 248V250H109ZM124 247V249L125 250H123V251H120L122 248ZM184 247H186V244H185V246ZM194 247H196V246H194ZM194 247H191V248H194ZM202 247V246H201ZM150 248V249H149ZM203 248H204V245H203ZM206 248V247H205ZM209 248V247H208ZM207 248V249H208ZM227 248V247H226ZM200 248H198V250H199ZM213 249V247L211 248V246H210V248L206 251V253L205 254H202V256L203 257H205V256H207V253L209 252V251H211ZM223 249V248H222ZM206 249H204V251H205ZM197 251V250H196ZM204 251H203V253H204ZM229 251V250H228ZM163 252V253H164ZM185 252V253H184ZM201 252H202V250H201ZM200 252V253H201ZM223 252H224V250H223ZM14 254V255H11L10 256V254ZM150 253V254H149ZM156 253V252H155ZM154 253V254H155ZM186 253H187V255H186ZM214 253V252H213ZM217 253H215V256L217 255ZM228 254H229V252H227ZM116 254V256H114ZM157 254V253H156ZM196 254V253H195ZM197 254H198V252H197ZM211 254H212V252H211ZM159 255H158V258H159ZM164 255H165V253H164ZM227 255V254H226ZM151 256V257H150ZM199 256V255H198ZM197 256V257H198ZM202 256L200 257V258H202ZM211 256V255H210ZM153 257V258H152ZM196 257V258H197ZM212 258L211 259H209V260H212L214 257L213 256H211ZM222 257L224 258L225 256L223 255V256H221V257H218V259H220L221 258V260H222ZM109 258V257H108ZM108 258H106V259H108ZM112 258V257H111ZM195 258V259H196ZM199 258V259H200ZM216 258V257H215ZM226 258V257H225ZM224 258V259H225ZM115 259V260H116ZM189 259V260H190ZM203 259V258H202ZM205 259V258H204ZM227 259V258H226ZM225 259V260H226ZM228 259H229V255H228ZM110 260V259H109ZM109 260H108V262H109ZM114 260V259H113ZM188 260V261H189ZM194 260V259H193ZM201 260V259H200ZM206 260V259H205ZM208 260V261H209ZM220 260V261H221ZM231 260V259H230ZM235 260V259H234ZM104 261H107V260H104ZM110 261H112V259L110 260ZM159 261V260H158ZM192 261V260H191ZM199 261V260H198ZM198 261H196V262H198ZM207 261V262H208ZM220 261H218L217 263L219 264V262ZM236 261V260H235ZM44 262V261H43ZM43 262L41 263V264H43ZM46 262V261H45ZM195 262V261H194ZM193 262V263H194ZM195 262V263H196ZM200 263L202 262V260L201 261H199ZM206 262V263H207ZM223 262H224V260H223ZM223 262H220V263H223ZM227 262H228V260H227ZM227 262H225V264L227 263ZM199 263V264H200ZM209 263V262H208ZM233 262H231V264H232ZM104 264H105V262H104ZM158 264V263H157ZM187 264V263H186ZM215 264V263H214ZM230 264V263H229Z\"/></svg>", "mask_w": 264, "mask_h": 264}, {"label": "snow or ice", "instance_id": "obj_3", "mask_svg": "<svg viewBox=\"0 0 264 264\" xmlns=\"http://www.w3.org/2000/svg\"><path fill=\"white\" fill-rule=\"evenodd\" d=\"M26 86H27L26 82L20 83L21 90H23ZM43 99H45V96L43 95L42 92L36 93V96H35V99L33 100V103H39ZM221 99H224V98L222 97ZM162 102H163L162 98L160 100H154L151 104L152 110H155L156 106L158 104H161ZM262 153H264V147H262ZM260 165H261V168L264 169V154H262V156H261Z\"/></svg>", "mask_w": 264, "mask_h": 264}]
</instances>
